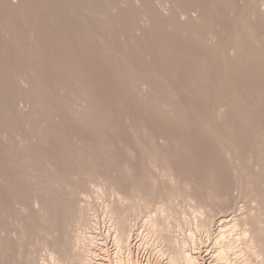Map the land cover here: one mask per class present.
I'll use <instances>...</instances> for the list:
<instances>
[{
  "label": "rangeland",
  "instance_id": "1",
  "mask_svg": "<svg viewBox=\"0 0 264 264\" xmlns=\"http://www.w3.org/2000/svg\"><path fill=\"white\" fill-rule=\"evenodd\" d=\"M7 1V2H6ZM11 1V2H10ZM15 3H14V2ZM18 1V2H17ZM21 1V2H20ZM26 1V2H25ZM27 1H29V0H0V38H1V41H0V100L2 101V103H1V101H0V133H2V134H0V137H1V135H2V139L0 138V165H1V167H0V170L2 171H0V223L2 222V224H0V226H1V232H0V234H2V235H0V242L2 241V239H3V241L0 243V259H2V260H0V264H30V263H28V262H31V264H36V263H38V264H55V263H51L52 261H50V255L49 254H51V252L53 253V255H54V258H56V262H58V263H61L63 260V263H68V262H70V258L72 257V256H74V254H77L78 252L77 251H79V253H80V257L83 255L82 253V251H80V250H82L83 249V247L82 246H84L85 248H84V250L86 249V254L84 253V255L86 256V260L87 261H84V264H191V263H189L188 261H184L183 259H180V257L178 256L179 255V253H176V252H178V250H176V249H179V248H181L182 250H185L184 252H185V254H188V255H190V256H192V257H196V259H197V264H224L223 262H220L221 261V259H220V257L218 256V255H220L219 253V251H221V250H219V249H221L222 248V243L223 242H225L224 240H227V237L226 236H228L229 234V232L231 231H234L235 229V231H234V233L232 234L231 232H230V234H232L231 236L233 237V235L238 239V240H236V238H235V250H233V248H234V246L232 245V249H231V251L229 250V255L232 257V263L231 264H243V262L241 261V259H248V256H247V254H246V252L244 251V238L246 237L247 238V236H250L249 235V233L246 231V233L247 234H245L243 231H241L242 229H240V228H242L243 226H245V228H247V226H246V224H244L245 222L244 221H246L245 220V218L243 219V221H242V224H243V226L241 227V226H238L237 228H231L230 229V231H229V229H228V227L230 228V226H231V222L232 221H234V222H236V220L238 221V219H242V214H245V215H247L249 212V209H251V213H249L250 215H252L253 213L255 214H258V212H257V210H259L257 207H259L260 206V209H263V211H261V212H259V214L256 216L258 219H259V221H257V218H254L255 219V221H253L252 220V223L253 222H256V223H258L259 224V228L257 227V229H259L260 230V228H261V230H260V232H259V230H258V233L260 234H262V232H263V234H264V230H262V228L264 229V217H262V216H264L263 214H264V207H262L263 205H264V197L263 198H261V197H259V196H264L263 194H264V183H262L261 185L259 184V187H258V185H256L254 182V180H252V179H255L256 180V178H252L253 176L254 177H256L255 175H248L247 176V174H245L249 179H251V181L249 180V179H247V180H249L248 182H250V184L253 182V187H250L249 186V188H247V189H249V190H246V191H250V194L248 195V194H246V193H243V189L245 188L246 189V187H245V184H247L248 182H245V183H243V184H241L240 185V176L239 177H235L236 175L238 176V172L237 173H235V171L234 170H236L237 169V165L235 166V169H233L234 168V164L230 161V163H229V159H228V157H227V155H226V153H225V151L223 150L222 152H220L223 148H221L219 145H215L216 144V142H215V139L217 138V137H215V139L214 140H212V138H214L213 136V134H209V129H210V127H211V125H212V123L215 125V124H218L217 126H215V127H217V129L219 128V129H221L222 130V133L220 134V133H218V135L220 136H224L223 134H224V132H225V134H227L228 136L229 135H231L232 133H233V135H234V132H236L235 130H237V132L238 133H240V134H237V132H236V134H237V136L236 137H234L235 138V140H233L232 141V143H233V147L235 148L236 147V153L238 152H242V153H240V154H243V155H240L239 154V156L240 157H238V158H241V160L240 159H238L239 161H241V163L239 162V161H236V163L235 164H237V162H239L238 163V165H240L239 166V168H241V166H242V172L245 170V164H247V166H249L250 165V160H248V156H246V155H248V153H250L251 152V150L253 149L254 151H253V155H254V158H255V160H257V157L259 156V153L257 154V152H258V148H257V145L260 143V144H264V119H262V118H264V112L262 113V111L264 110V60L260 57L258 60L259 61H257V60H255V57H253V56H251L249 59H243V60H241L242 62H247V66H244L245 65V63L244 64H236V63H240L241 61L240 60H237L236 59V61L234 62L235 64H236V66L235 67H233V68H229L227 71H226V66H227V61L225 60V58H223V57H225V55L227 56H229V54L230 55H232L233 54V52L234 51H232V53H229L228 51H226V50H221L220 49V47H221V44H223V40L224 39H222L223 37L225 38V37H227V36H230V35H232L231 33L233 32V30L234 29H232L231 27L233 26V24H237V22H234L233 20H234V18H235V20H236V17H238V11L240 12V8L243 6V4H242V6H241V4L240 3H242L243 2V0H218V2L216 1V0H196L195 2L194 1H186V0H180V1H178V0H149L150 2H148V0H139V1H136V0H132V1H130L129 2V0H117L118 2L120 1L121 3H120V5H119V3L117 4V1L116 0H113L115 3H112V4H110L111 2H113L112 0H79L78 2H77V0H30L29 2H27ZM34 3H33V2ZM66 1H68V2H66ZM126 1V2H125ZM157 1H159V2H157ZM162 3H161V2ZM168 1V2H167ZM170 1V2H169ZM182 1V2H181ZM187 3H186V2ZM209 1V2H208ZM223 1V2H222ZM3 2V3H2ZM20 2V3H19ZM24 4H23V3ZM30 2H32V3H30ZM39 2V3H38ZM45 2V3H44ZM66 4H65V3ZM81 2V3H80ZM95 2H96V4H95ZM105 2H106V4H105ZM156 2V3H158V4H154V3ZM172 2H174V3H172ZM179 2H181V3H179ZM190 2V3H189ZM204 2V3H203ZM207 2V3H206ZM227 2V3H226ZM230 3V5H232V2H233V6H230L229 5V3ZM12 3V4H11ZM18 3V4H17ZM91 3V4H90ZM104 3V4H103ZM132 3V4H131ZM134 3V4H133ZM142 3V4H141ZM164 3H165V6L166 7H163L164 6ZM172 3V4H171ZM182 3H184V4H182ZM186 3V4H185ZM191 3H195L194 5H192ZM198 3V4H197ZM220 5H219V4ZM222 3V4H221ZM234 3L236 4V6L234 5ZM238 3H239V6H238ZM11 4V5H10ZM15 4V6H17L18 8H15V6H13ZM20 4H21V6H20ZM60 4V5H59ZM62 4V5H61ZM63 4H65V6L63 5ZM75 4H76V6H75ZM87 4V5H86ZM95 4V5H94ZM116 4V5H115ZM122 4H124V5H122ZM138 4V6H136ZM160 4V5H159ZM169 4V5H168ZM170 4H171V6H170ZM174 4V5H173ZM175 4H177L178 6H175ZM210 4V5H209ZM224 4V5H223ZM25 5V6H24ZM28 5V6H27ZM40 6V7H37V6ZM60 7H59V6ZM67 5V6H66ZM73 5V6H72ZM90 5V6H89ZM92 5V6H91ZM104 5H106V6H104ZM109 5H111V8H108V7H110ZM119 5V6H118ZM128 5V11H129V13H128V11L127 10H121V9H126V6ZM152 5V6H151ZM173 5V6H172ZM190 6V5H192V6H194L195 8H196V10H197V13H196V10H193L194 9V7H191L190 9L188 8V6ZM228 5V6H227ZM31 6V7H30ZM61 6H62V8H61ZM71 6V7H70ZM75 6V7H74ZM94 6V7H93ZM98 6V7H97ZM116 6V7H115ZM122 6V7H121ZM124 6V7H123ZM130 6V7H129ZM141 6H143V7H141ZM147 6H149V7H147ZM153 6H155V9L153 8ZM208 6V7H207ZM230 6V9L232 8H234L233 10V12H232V9L230 10L228 7ZM29 7V8H28ZM35 7H36V9H35ZM64 7V8H63ZM66 7V8H65ZM74 7V8H73ZM86 8V10H85V8ZM89 7V8H88ZM113 7L115 8V9H113ZM142 8L143 10H144V12H143V10L142 9H140V11H139V8ZM157 7V8H156ZM169 7V8H168ZM173 7V8H172ZM235 7H236V9H235ZM237 7L239 8L238 9V11H237ZM42 10H41V9ZM104 8V9H103ZM117 8V9H116ZM118 8H120V10L118 9ZM130 8V9H129ZM132 8H133V10H132ZM136 8V9H135ZM167 8V9H166ZM213 9V10H211V9ZM219 8V9H218ZM6 9V10H5ZM41 11H40V10ZM49 9H50V11H49ZM68 9H70L69 11H68ZM81 9V10H80ZM84 9V10H83ZM90 9V10H89ZM138 9V10H137ZM159 11H158V10ZM163 9V10H162ZM189 11H191V13L190 14H193V13H195L194 15H192V16H188V15H190L189 14V12H188V10ZM71 10H73V12H71ZM78 10V11H77ZM114 10L115 11H117V12H114ZM132 10V11H131ZM136 10V11H135ZM141 10H142V12H141ZM148 10V11H147ZM168 10V11H167ZM225 10V11H224ZM230 10V11H229ZM259 10V11H258ZM7 11V12H6ZM46 11V12H45ZM87 11V12H86ZM113 11V12H112ZM125 11V12H124ZM126 11H127V13H126ZM138 11V12H137ZM154 11V12H153ZM175 11H179V12H181L180 14L177 12V14H176V12ZM184 11H185V13H184ZM194 11V12H193ZM231 12V13H228V12ZM237 11V12H236ZM263 12V14H264V11H263V9H257L256 10V12H253L255 15H254V18L255 17H257V15H259V18H264V16H262L263 14H262V12ZM18 12H19V14H18ZM21 12V13H20ZM74 12H76L75 13V15H74ZM81 12V13H80ZM101 12V13H100ZM109 12H110V14H109ZM111 12H112V14H111ZM132 12H134V15H133V13ZM148 12H149V14H148ZM193 12V13H192ZM203 12V13H202ZM221 12V13H220ZM261 13V15H260V13ZM2 13H4V14H2ZM23 13V15H21ZM79 14V16H78V14ZM87 13V14H86ZM89 13V14H88ZM92 13V14H91ZM98 13V14H97ZM121 13V14H120ZM145 13V14H144ZM159 13V14H158ZM165 13V14H164ZM167 13V14H166ZM208 13V14H207ZM234 13H237V14H234ZM12 14V15H11ZM14 14V15H13ZM16 14V15H15ZM18 14V15H17ZM76 14H77V16H76ZM86 14V15H85ZM95 14H97V16L95 15ZM100 14V16H98ZM103 14V15H102ZM118 14H119V16H118ZM144 14V15H143ZM188 14V15H187ZM210 14V15H209ZM215 14V15H214ZM232 14V15H231ZM233 14L234 15H236V16H233ZM21 15V16H20ZM28 15V17H26ZM81 15V16H80ZM96 17H95V16ZM116 15V16H115ZM122 15V16H121ZM124 15V16H123ZM131 15H132V17H131ZM148 15V16H147ZM149 15H150V17H149ZM156 17H155V16ZM177 15V16H176ZM182 15V16H181ZM187 17H186V16ZM218 15V16H217ZM229 17V19H228V17ZM252 15V14H251ZM8 16V17H7ZM49 16L51 17V18H53V19H51V18H49ZM83 16V17H82ZM101 16H103L102 18H101ZM113 16V17H112ZM114 16H115V18H114ZM136 16H138V17H136ZM140 16V17H139ZM147 17V18H145V17ZM160 17V18H158V17ZM163 18H162V17ZM166 16H167V19H166ZM169 16V17H168ZM180 16V17H179ZM194 16H197L196 18H194ZM199 16V17H198ZM208 16V17H207ZM224 16V17H223ZM262 16V17H261ZM20 17V18H19ZM22 17H24V18H26V19H24V18H22ZM44 17V18H43ZM87 17H88V19H87ZM91 19H90V18ZM105 17V18H104ZM107 17V18H106ZM112 19H111V18ZM124 17V18H123ZM144 18V19H142V18ZM148 17H149V19H148ZM183 17H185V18H183ZM205 19H204V18ZM252 17H253V15L251 16V22L254 20V19H252ZM13 18V19H12ZM28 18H30V19H28ZM43 18V19H42ZM46 18V19H45ZM78 18V19H77ZM94 18H95V20H94ZM100 18H101V21H100ZM103 18H104V20H103ZM117 18V19H116ZM121 18H123V19H121ZM134 18V19H133ZM153 18V19H152ZM169 18V19H168ZM174 18V19H173ZM182 18V19H181ZM194 18V19H193ZM199 18V19H198ZM225 18V19H224ZM233 18V20H230V19H232ZM24 19V20H23ZM48 19V20H47ZM50 19H51V21H50ZM74 21H73V20ZM82 19V20H81ZM85 19V20H84ZM113 19H114V21H113ZM117 21H116V20ZM131 19V20H130ZM133 19V20H132ZM138 19V20H137ZM145 19H147V20H145ZM171 19H173V20H171ZM196 19H198V20H196ZM203 19V20H202ZM207 19H209V20H207ZM223 19V20H222ZM228 19V20H227ZM255 19H258V17L257 18H255ZM31 20H33V22L31 21ZM41 20H43V21H41ZM54 20H55V22H54ZM64 20V21H63ZM69 20V21H68ZM82 22H81V21ZM84 20V21H83ZM100 22H99V21ZM103 20V21H102ZM109 20V21H108ZM125 20V21H124ZM141 20H143V21H141ZM149 20H152L151 22L149 21ZM167 20V21H166ZM181 20V21H180ZM186 20V21H185ZM189 20H190V22H189ZM206 20V21H205ZM217 20H220V21H217ZM222 20V21H221ZM3 21V22H2ZM7 21V22H6ZM14 21V22H13ZM19 21V22H18ZM38 21L40 22V23H38ZM45 21H48V22H45ZM79 21V22H78ZM90 21V22H89ZM94 21V22H93ZM107 21V22H106ZM113 21V22H112ZM148 21V22H147ZM158 21H160L158 24H157V22ZM185 21V22H184ZM196 22V23H192V22ZM201 21V22H200ZM211 21V22H210ZM229 21H231V23L229 22ZM255 22L253 23L256 27H260L261 25L260 24H262L260 21H258V23L260 22V24H256L257 22V20H254ZM27 22V23H26ZM37 22V23H36ZM54 22V23H53ZM62 22V23H61ZM65 22V23H64ZM87 22V23H86ZM92 22V23H91ZM96 22H98V23H96ZM101 22H103V23H101ZM106 22V23H105ZM112 23L111 25H110V23ZM135 22V23H134ZM145 22V23H144ZM154 22V23H153ZM164 24H163V23ZM165 22L166 23H169V24H165ZM172 22V23H171ZM176 22V23H175ZM184 22V23H183ZM187 22V23H186ZM199 22V23H198ZM202 22H203V25H202ZM206 22V23H205ZM213 22V23H212ZM18 23H19V25H18ZM36 23V24H35ZM51 23V24H50ZM83 24V25H81V24ZM86 23V24H85ZM93 23H94V25H93ZM96 23V24H95ZM134 23V24H133ZM137 23H138V25H139V27H141V28H136V26H138L137 25ZM143 23V24H142ZM149 23V24H148ZM175 25H174V24ZM179 23V24H178ZM198 23V24H197ZM209 23V24H208ZM9 24V25H8ZM23 24H24V26H23ZM57 26H56V25ZM79 24V25H78ZM97 24H99V25H97ZM102 24V25H101ZM107 24H108V28H107ZM183 24H185L184 26H183ZM196 24V25H195ZM199 24H201L200 26H199ZM216 26H215V25ZM231 24H232V26H231ZM4 25V26H3ZM13 25V26H12ZM16 25V26H15ZM31 25V26H30ZM34 25V26H33ZM40 25V26H39ZM63 25V26H62ZM92 25H93V27H92ZM96 25V26H95ZM106 25V26H105ZM114 25V26H113ZM135 25V26H134ZM150 25V26H149ZM154 25V26H153ZM159 26V28H158V26ZM162 25V26H161ZM172 25V26H171ZM178 25V26H177ZM189 25H191V26H189ZM208 25V26H207ZM214 25V26H213ZM222 25V26H221ZM19 26H21V27H19ZM27 26V27H26ZM29 26V27H28ZM44 26H45V31H44ZM49 26H50V28H49ZM54 26V27H53ZM57 28H56V27ZM58 26H60L59 28H58ZM71 26V27H70ZM78 26V27H77ZM134 28H133V27ZM164 26H166V27H164ZM176 26V27H175ZM185 26H186V28H185ZM187 26H189V27H187ZM194 26H196V27H194ZM210 26V29L208 28ZM9 27L11 28V29H9ZM33 27V28H32ZM42 27V28H41ZM48 27V28H47ZM169 29H168V28ZM183 27V28H182ZM190 27H192L191 29H193V31L192 32H190L189 31V28ZM195 28V30H194V28ZM197 27L198 28H205V29H197ZM213 27V28H212ZM221 27V28H220ZM26 28V29H25ZM53 28H55V29H53ZM92 28V29H91ZM97 28V29H96ZM100 30H99V29ZM102 28V29H101ZM118 28V29H117ZM133 28V29H132ZM144 28V29H143ZM166 28V29H165ZM177 28H179V30H177ZM231 28V32L228 30V29H230ZM235 28V27H234ZM262 30H260L259 28V30L256 28V32L253 34L254 36H255V34L261 39V38H264V37H262V36H264V33L262 32V31H264V28L263 27H260ZM40 29V30H39ZM43 29V30H42ZM53 30V31H51V30ZM56 29L57 30H59V32L58 31H56ZM72 31H71V30ZM79 29H81V30H79ZM87 29V30H86ZM91 31H90V30ZM142 29V30H141ZM175 29V30H174ZM181 29H182V31H181ZM185 29H186V31H185ZM207 29V30H206ZM216 29V30H215ZM218 29V30H217ZM226 29V30H225ZM1 30H2V32H1ZM14 30V31H13ZM21 30V31H20ZM47 30V31H46ZM49 30V31H48ZM62 32H64V33H62ZM70 30V31H69ZM78 31V32H74V31ZM90 32H89V31ZM102 30V31H101ZM144 30H145V32H144ZM170 30H171V32H170ZM174 31V33H173V31ZM188 30V31H187ZM200 30H202V31H204L205 33H208V32H211V30L213 31L212 32V35H211V33H210V35H208L207 36V39L205 38V40H202V39H200V32H202V31H200ZM209 30V31H208ZM221 30H222V33H221ZM225 30V31H224ZM227 30L229 31V32H227ZM31 33H30V32ZM40 31V32H39ZM82 31H84V32H82ZM87 31V32H86ZM99 31H100V33H102V35L99 33ZM115 31V32H114ZM136 31H137V33H136ZM177 31V32H176ZM185 31V32H184ZM198 31V32H197ZM224 31V32H223ZM258 31H261L260 33L258 32ZM28 34H27V33ZM36 32H38V33H36ZM48 32V33H47ZM51 32H53V33H51ZM55 32V33H54ZM67 32H69V33H67ZM81 34H80V33ZM97 32V33H96ZM105 32V33H104ZM110 33L111 35H108V33ZM126 33V35L124 34V33ZM142 32L144 33V34H142ZM176 32V33H175ZM179 32L180 33H182V35L181 34H179ZM187 32V33H186ZM190 34H189V33ZM195 32H197V33H199V34H197V33H195ZM227 32V33H226ZM18 33H20V34H18ZM23 33H25V34H23ZM84 33H85V35H84ZM107 33V35H105ZM169 33H171V35L169 34ZM193 33V34H192ZM215 33H217L218 35H216L215 37L216 38H214V35H215ZM224 33V34H223ZM261 33H262V36H261ZM36 34V35H35ZM44 35V36H42V35ZM80 34V35H79ZM83 34V35H82ZM98 34H100V36H102V37H100ZM113 34V35H112ZM124 34V35H123ZM142 34V35H141ZM167 34V35H166ZM179 34V35H178ZM184 34H186V35H184ZM225 35V36H221V35ZM228 34V35H227ZM23 36V38H22V36ZM25 35V36H24ZM29 35V36H28ZM35 35V36H34ZM39 35V36H38ZM56 35V36H55ZM78 36V39H76L75 37H77ZM90 35V36H89ZM92 35V36H91ZM115 35H116V38H115ZM128 35V36H127ZM130 35V36H129ZM148 35V36H147ZM189 35V36H188ZM193 35V36H192ZM199 36V39H196V38H198V36ZM47 36V37H46ZM55 36V37H54ZM58 36V37H57ZM64 36V37H63ZM80 36V37H79ZM104 36V37H103ZM111 36H112V38H111ZM114 36V37H113ZM134 36V37H133ZM142 36V37H141ZM145 36V37H144ZM165 36V37H164ZM211 38H210V37ZM218 36H221V39H220V37H218ZM10 37H12V39L10 38ZM35 37H36V39H35ZM54 37V38H53ZM65 37H67V38H65ZM81 37H83V39L81 38ZM86 37V38H85ZM129 39H128V38ZM144 37V38H143ZM150 37V38H149ZM159 37V38H158ZM167 37H168V39H167ZM218 37V38H217ZM250 37V36H249ZM9 38V39H8ZM18 38V39H17ZM21 38V39H20ZM59 38V39H58ZM70 38V39H69ZM108 38V39H107ZM121 40H120V39ZM138 38V39H137ZM139 38H141V39H139ZM149 38V39H148ZM153 38V39H152ZM178 40H177V39ZM214 38V39H213ZM6 39L8 40L7 42H5L6 41ZM23 39V40H22ZM49 39V40H48ZM58 39V40H57ZM61 39H63L62 40V42H61ZM81 39H82V41H81ZM115 39V40H114ZM119 39V40H118ZM125 39V40H124ZM133 41H132V40ZM145 41L146 40V42H144L143 40ZM148 39V40H147ZM157 41H156V40ZM174 39V40H173ZM210 39V41H208ZM10 40V41H9ZM15 40V41H14ZM21 40V41H20ZM43 40V41H42ZM54 40V41H53ZM70 40V41H69ZM87 40V41H86ZM98 40L100 41L99 43H98ZM104 40V41H103ZM108 40V41H107ZM110 40V41H109ZM128 40V41H127ZM169 40V41H168ZM177 42H176V41ZM213 40H214V42H215V45H216V47H215V50H210L209 49V44H211V43H213L214 44V42H213ZM32 41H33V44H31L32 43ZM49 41V42H48ZM57 41V42H56ZM76 41H77V43H76ZM79 41V42H78ZM106 41V42H105ZM119 41H121V42H119ZM124 41V42H123ZM136 41H137V43H136ZM143 41V42H142ZM149 41V42H148ZM154 41V42H153ZM160 41H161V43H160ZM183 43H182V42ZM192 41V42H191ZM194 41V42H193ZM205 43H204V42ZM208 42V44H206L207 42ZM221 41H222V43H221ZM30 42V43H29ZM47 42V43H46ZM70 42V43H69ZM82 42V43H81ZM89 42V43H88ZM104 42V43H103ZM107 42H109V43H107ZM130 42V43H129ZM142 42V43H141ZM148 42V43H147ZM152 42V43H151ZM155 42H157V43H155ZM15 43H17V44H15ZM19 43H22V44H19ZM24 43H26V46H25V44ZM40 43V44H39ZM63 43V44H62ZM66 43V44H65ZM79 43V44H78ZM99 44V45H97V44ZM112 43V44H111ZM116 43V44H115ZM122 43V45H120ZM127 45H126V44ZM164 43H165V45H164ZM178 43H181V44H178ZM201 43V44H200ZM15 44V45H14ZM42 44V45H41ZM51 44V45H50ZM61 44H62V46H61ZM82 44V45H81ZM88 46H87V45ZM104 44V45H103ZM118 44V45H117ZM123 44H124V46H123ZM143 44V45H142ZM155 44V45H154ZM161 44H163L162 46H161ZM185 44H186V46H185ZM194 44V45H193ZM203 44H205V45H203ZM13 45V46H12ZM35 47H33V46ZM36 45V46H35ZM38 45V46H37ZM43 45H44V47H43ZM48 45V46H47ZM59 45H60V48H59ZM111 45H116V46H111ZM120 45V46H119ZM139 45V46H138ZM159 45V46H158ZM173 45V46H172ZM179 45V46H178ZM184 45V46H183ZM21 46V47H20ZM24 46V47H23ZM46 46V47H45ZM80 46H82V47H80ZM86 46V47H85ZM108 46V47H107ZM122 46V49L120 48ZM146 46V47H145ZM151 46V47H150ZM183 46V47H182ZM194 46H195V48H194ZM197 46V47H196ZM204 46V47H203ZM208 48H206V47ZM209 46V47H208ZM38 47V48H37ZM42 47V48H41ZM49 47V48H48ZM58 47V48H57ZM103 47V48H102ZM104 47H105V50H107V51H109V52H107V51H104ZM116 47V48H115ZM124 47V48H123ZM131 47V48H130ZM150 47V48H149ZM160 47L162 48V50L160 49ZM180 47V49H178ZM188 47V48H187ZM190 47V48H189ZM217 47H219V48H217ZM16 48V49H15ZM18 48V49H17ZM29 48V49H28ZM37 48V49H36ZM41 48V49H40ZM80 48L82 49V52H81V50H80ZM88 48H90V49H88ZM130 48V49H129ZM148 48V49H147ZM169 48H171V49H169ZM205 48V49H204ZM21 49V50H20ZM24 49V50H23ZM28 49V50H27ZM31 49V50H30ZM38 49H40V50H38ZM54 49V50H53ZM59 49V50H58ZM88 49V50H87ZM124 49V50H123ZM125 49H128L127 51L125 50ZM158 49H160V50H158ZM164 49V50H163ZM204 49V50H203ZM7 50V51H6ZM17 50H19V52L17 51ZM24 51V53H23V51ZM92 50V51H91ZM112 50V51H111ZM115 50V51H114ZM123 50V51H122ZM158 50V51H157ZM168 50V51H167ZM172 50H174V51H172ZM188 50V51H187ZM195 50V51H194ZM198 50H199V52H198ZM221 52V53H225V54H220L219 55V51ZM263 51H264V49H262ZM6 51V52H5ZM11 51V52H10ZM22 51V52H21ZM32 51H34V52H32ZM40 51V52H39ZM85 51V52H84ZM103 51V52H102ZM119 51V52H118ZM126 53H125V52ZM167 51V52H166ZM170 51V52H169ZM178 51V52H177ZM181 51V52H180ZM183 51H184V53H183ZM194 51V52H193ZM209 51V52H208ZM216 51V52H215ZM4 52V53H3ZM28 54V56L29 57H31V58H29V57H27L26 55V53ZM62 54H61V53ZM90 52V53H89ZM115 52V55L113 54ZM172 52H174V53H172ZM179 52H180V54H179ZM191 52V53H190ZM202 52V53H201ZM17 53V54H16ZM31 53V54H30ZM35 53V54H34ZM38 55H37V54ZM82 53H83V55H82ZM95 53V54H94ZM96 53H97V55H96ZM103 53H104V56H103ZM105 53H107V54H105ZM119 53V54H118ZM193 53V54H192ZM197 53V54H196ZM199 53V54H198ZM205 53V54H204ZM215 53V54H214ZM235 53V52H234ZM44 54V55H43ZM48 54V55H47ZM66 54V55H65ZM76 54V55H75ZM100 54H101V56H100ZM112 54V55H111ZM122 54V55H121ZM124 54V55H123ZM128 54V55H127ZM133 54H135V56H133ZM136 54L138 55V56H136ZM165 54H166V56H165ZM169 54V55H168ZM183 54V55H182ZM187 54H188V56H190V57H187ZM201 54V55H200ZM207 54V55H206ZM217 54V55H216ZM70 55V56H69ZM75 55V56H74ZM96 55V56H95ZM105 55H106V58H105ZM111 55V56H110ZM127 55V56H126ZM142 55H143V57H142ZM149 55V56H148ZM178 55V56H177ZM180 55H181V57H182V59H181V57H180ZM185 55V56H184ZM214 55V56H213ZM262 55H264V52L262 53ZM14 56V57H13ZM35 58H34V57ZM45 56V57H44ZM51 56H53V57H51ZM65 58H64V57ZM79 56H81V57H79ZM83 56V57H82ZM88 56V57H87ZM89 56H90V58H89ZM95 56V57H94ZM109 56V57H108ZM116 56H120L119 58L118 57H116ZM127 58H126V57ZM147 56V57H146ZM172 56V57H171ZM199 56V57H198ZM204 56V57H203ZM222 56V57H221ZM39 57V58H38ZM44 57V58H43ZM68 57H69V59H68ZM71 57V58H70ZM74 57V58H73ZM97 57V58H96ZM112 57V58H111ZM114 57V58H113ZM131 57V58H130ZM134 57V58H133ZM137 57V58H136ZM169 57L171 58L170 60H169ZM174 57V58H173ZM176 57V58H175ZM192 57V58H191ZM203 57V58H202ZM230 57H232V56H230ZM11 58V59H10ZM13 58H14V60H13ZM27 58V59H26ZM83 58V59H82ZM87 58V59H86ZM148 58V59H147ZM151 60H150V59ZM153 58V59H152ZM163 58V59H162ZM178 58V59H177ZM196 58V59H195ZM205 58H207V60L205 59ZM212 58H214V59H212ZM41 59V60H40ZM49 59V60H48ZM51 59H54V60H51ZM82 59V60H81ZM105 59V60H104ZM113 60V62H112V60ZM114 59H115V62H114ZM116 59H117V63H116ZM121 59V60H120ZM122 59H123V62H122ZM142 59V60H141ZM144 59V60H143ZM157 59V60H156ZM165 59V60H164ZM187 59V60H186ZM194 59V60H193ZM212 59V60H211ZM260 59L262 60V61H260ZM29 60V61H28ZM68 60V61H67ZM70 60V61H69ZM86 60V61H85ZM95 62H94V61ZM110 62H109V61ZM126 60V61H125ZM130 62H129V61ZM145 60H147V61H145ZM148 60H150V61H148ZM189 60V61H188ZM197 60V61H196ZM210 60V61H209ZM219 60H221L222 62H223V65H222V62L221 61H219ZM2 61V62H1ZM4 61V62H3ZM32 61V62H31ZM68 62V63H65V62ZM92 61V62H91ZM97 61H98V63H97ZM101 61V62H100ZM142 61V62H141ZM164 61V62H163ZM168 61V62H167ZM170 61V62H169ZM175 61H176V63H175ZM188 61V62H187ZM195 61V62H194ZM202 61V62H201ZM204 61H206V62H204ZM215 61H217V62H215ZM238 61V62H237ZM15 62V63H14ZM17 62V63H16ZM19 62V63H18ZM24 62H25V64H24ZM31 62V63H30ZM49 62H51V63H49ZM54 62H56V63H54ZM65 64H64V63ZM72 62V63H71ZM84 62H86V63H84ZM122 62V63H121ZM132 64L131 66H130V64ZM139 62V63H138ZM143 62H146V63H143ZM150 62H152L151 64H150ZM177 62H178V64L182 67H180L178 64H177ZM183 62V63H182ZM187 62V63H186ZM195 63V65H194V63ZM204 62V63H203ZM215 62V63H214ZM219 62V64L220 65H216V63H218ZM7 63V64H6ZM11 63V64H10ZM49 63V64H48ZM60 63V64H59ZM71 63V64H70ZM91 63V64H90ZM93 63H94V65H93ZM107 63L108 64H110V65H107ZM148 63V64H147ZM160 63H161V65H160ZM175 63V64H174ZM210 63V64H209ZM215 65H214V64ZM31 66H30V65ZM37 64H38V66H37ZM46 64V65H45ZM57 64H58V66H57ZM77 66H76V65ZM79 64V65H78ZM88 64V65H87ZM113 64V65H112ZM115 64V65H114ZM117 64H120V65H117ZM123 64V65H122ZM125 64V65H124ZM126 64H128L127 65V68L125 67L126 66ZM147 64V65H146ZM163 64V65H162ZM171 64V65H170ZM182 64V65H181ZM198 64V65H197ZM209 64V65H208ZM234 64V65H235ZM11 65V66H10ZM25 65V66H24ZM49 65V66H48ZM51 65H53V67H51ZM59 65H61V66H59ZM66 65L68 66V67H66ZM81 65V66H80ZM91 65V66H90ZM117 65V66H116ZM150 65H152V66H150ZM165 65V66H164ZM184 65V66H183ZM187 65V66H186ZM194 67H193V66ZM200 65V66H199ZM204 65V66H203ZM211 65V66H210ZM214 65V66H213ZM3 66V67H2ZM34 66H35V69H36V71H37V73H36V71H35V69H34ZM48 66V67H47ZM86 66V67H85ZM88 66H89V68H88ZM114 66V67H113ZM143 66H145V68L143 67ZM158 66H160V69H158L157 70V68H158ZM162 66V67H161ZM170 66V67H169ZM172 66H174V68L172 67ZM175 66H177V68L175 67ZM178 66H179V68H178ZM186 66V67H185ZM203 66V67H202ZM15 67V68H14ZM17 67V68H16ZM62 67H64V68H62ZM73 67V68H72ZM78 67V68H77ZM95 69H94V68ZM122 67V68H121ZM127 69H125V68ZM132 67H134L133 69H132ZM136 67H137V69H136ZM184 67V68H183ZM206 68V69H203V68ZM218 69H217V68ZM224 69H223V68ZM241 67H244V68H242L241 69ZM252 67H253V69H252ZM255 67V68H254ZM2 68V69H1ZM4 68V69H3ZM9 68V69H8ZM32 68V69H31ZM40 68V69H39ZM44 68H46V69H44ZM73 69V71L71 70V69ZM82 68V69H81ZM85 68V69H84ZM107 68V69H106ZM117 68V69H116ZM121 68V69H120ZM144 68V69H143ZM148 68V69H147ZM152 68H155V69H152ZM166 69V72H165V69ZM186 68V69H185ZM213 68H215V70L213 69ZM221 68V69H220ZM240 70H239V69ZM7 69V70H6ZM25 69H26V71H25ZM38 69V70H37ZM51 69H53V70H51ZM68 69H69V71H68ZM77 69V70H76ZM92 69V70H91ZM103 69V70H102ZM106 69V70H105ZM112 69V70H111ZM132 69V70H131ZM141 69V70H140ZM199 69V70H198ZM216 69H217V71H216ZM238 69V70H237ZM5 70H6V72H5ZM9 70H11V71H9ZM32 70V71H31ZM41 70V71H40ZM45 70V71H44ZM63 70V72H61ZM76 70V71H75ZM78 70H82V71H78ZM91 70V71H90ZM109 70H111V73H109ZM117 71V72H113V71ZM124 70V71H123ZM135 70V71H134ZM138 70V71H137ZM163 70V71H162ZM175 70H176V72H175ZM225 70V71H224ZM243 70V71H242ZM2 71V72H1ZM22 73H21V72ZM65 71V72H64ZM101 71V72H100ZM104 71V72H103ZM120 71V72H119ZM127 71H129V72H127ZM147 71H149V72H147ZM151 71V72H150ZM169 71V72H168ZM179 71V72H178ZM181 71V72H180ZM184 73H183V72ZM213 71V72H212ZM220 71H224V72H220ZM233 71V72H232ZM236 71H237V73H236ZM242 71V72H241ZM19 72V73H18ZM31 72V73H30ZM41 72V73H40ZM48 72V73H47ZM58 72V73H57ZM68 72V73H67ZM79 74H78V73ZM92 72V73H91ZM123 72V73H122ZM127 72V73H126ZM130 72L132 73V74H130ZM134 72H136V73H134ZM142 72V73H141ZM147 72V73H146ZM154 72V73H153ZM175 72V73H174ZM204 72V73H203ZM209 72V73H208ZM219 72V73H218ZM227 72V73H226ZM232 73V74H230V73ZM258 72V73H257ZM15 73H16V76H15ZM39 73V74H38ZM57 73V74H56ZM59 73H62V75L61 74H59ZM70 73V74H69ZM81 73V74H80ZM114 73V74H113ZM123 75H122V74ZM124 73H125V75H124ZM152 74V76H151V74ZM167 73V74H166ZM172 73H173V75H172ZM180 73H182V74H180ZM228 74V76H229V80L227 81V82H223V81H221L220 82V77H222V75H224V74ZM257 73V74H256ZM8 74V75H7ZM17 74H20V76L19 75H17ZM23 74H25V75H23ZM28 74V75H27ZM65 74H69V76L68 75H65ZM78 74V75H77ZM93 74V75H92ZM120 74V75H119ZM128 74H130V75H128ZM141 74V75H140ZM142 74H143V76H142ZM171 76H170V75ZM180 74V75H179ZM190 74V75H189ZM230 74V75H229ZM234 74V75H233ZM244 74V75H243ZM253 74V75H252ZM22 75V76H21ZM30 75H31V77H30ZM38 75H39V77H41V78H39L38 77ZM48 75H49V77H48ZM59 75V76H58ZM81 75V76H80ZM83 75H85L84 77H83ZM116 77H115V76ZM120 77H119V76ZM132 75V76H131ZM134 75V76H133ZM136 75V76H135ZM146 75V76H145ZM149 75V76H148ZM174 75L175 76H177V77H174ZM187 77H186V76ZM216 75H217V77H216ZM218 75H220V76H218ZM241 75V76H240ZM246 75V76H245ZM12 76H13V78H12ZM17 76L18 77H20V79L19 80H21V81H23L24 83H25V81L23 80L24 79V76H25V80L26 81H34L33 83L35 84V82H38L39 83V87H38V89L37 88H34V87H29L27 84H25V85H23L24 83L23 82H18L19 80H18V78H17ZM58 76V77H57ZM63 76H65V77H63ZM76 76H77V78H76ZM93 78H92V77ZM118 76V77H117ZM123 76H124V78H123ZM138 76V77H137ZM165 76V77H164ZM166 76H168V77H166ZM179 76L181 77V78H179ZM213 76H215V78L213 79ZM245 76V77H244ZM263 76V77H262ZM2 77V78H1ZM37 77V78H36ZM57 77V78H56ZM62 77V78H61ZM69 77V78H68ZM75 77V78H74ZM89 77H90V79H89ZM95 77V78H94ZM97 77V78H96ZM107 79H106V78ZM127 77V78H126ZM134 77V79H132ZM137 77V78H136ZM146 77H147V79H146ZM150 77H151V79H150ZM184 77V79H182ZM186 77V78H185ZM219 77V78H218ZM241 77V78H240ZM247 77V78H246ZM258 77H259V79H258ZM11 78V79H10ZM33 78V79H32ZM35 78V79H34ZM47 78H49L48 80H47ZM60 78V79H59ZM66 78V79H65ZM68 78V79H67ZM71 78H72V81H70L71 80ZM87 78V79H86ZM99 78V79H98ZM110 78V79H109ZM141 78H144V79H141ZM158 78H160V80L158 79ZM161 78H162V80H161ZM169 78H171V79H169ZM176 78V79H175ZM236 78V79H235ZM238 78V79H237ZM244 78H245V80H244ZM250 78V79H249ZM256 80H255V79ZM14 80V83H16L17 85H15L14 83H12V81ZM38 79V80H37ZM86 79V80H85ZM90 81H89V80ZM106 79V80H105ZM141 79V80H140ZM174 79V80H173ZM182 79V80H181ZM190 79H191V81H190ZM196 79V80H195ZM232 79H233V83H232ZM247 79V80H246ZM252 79V80H251ZM11 80V81H10ZM40 80V81H39ZM45 80H46V82H45ZM55 80V81H54ZM65 80V82H63ZM79 80H81V81H79ZM86 81V82H84L83 83V81ZM108 80V81H107ZM121 80V81H120ZM123 80H125L124 82H123ZM127 80H129V81H127ZM131 80V81H130ZM139 80L141 81V82H139ZM154 80V81H153ZM155 80H156V82L158 83H153V82H155ZM175 80H176V82H175ZM185 80V81H184ZM199 82H198V81ZM219 82H218V81ZM231 80V81H230ZM235 80H237V82L235 81ZM242 80V81H241ZM42 81V82H41ZM44 81V82H43ZM49 81V82H48ZM61 81L63 82L62 84H60L61 83ZM74 81V82H73ZM98 81V82H97ZM114 81V82H113ZM127 81V82H126ZM136 81V82H135ZM142 81H143V83H142ZM163 81V82H162ZM172 81V82H171ZM196 81V82H195ZM234 81H235V83H234ZM251 81H253V82H251ZM6 82V83H5ZM53 82H54V84H53ZM60 82V83H59ZM69 82H70V84H69ZM73 84H72V83ZM78 82V83H77ZM80 82V83H79ZM100 82H102V83H100ZM113 82V83H112ZM120 82V83H119ZM131 82V83H130ZM139 82V83H138ZM159 82H161V83H164V84H161V83H159ZM229 82H231V83H229ZM261 82V83H260ZM10 83V84H9ZM22 85H21V84ZM43 83V84H42ZM57 83H59L60 85H64V86H59V84L57 85ZM87 83V84H86ZM96 83V84H95ZM112 83V84H111ZM116 83V84H115ZM122 83H124V84H122ZM142 83V84H141ZM144 83H145V86H144ZM147 83V84H146ZM150 83V85H148ZM151 83L152 84H154V85H151ZM166 83V84H165ZM173 84V86H172V84ZM178 83V84H177ZM180 83V84H179ZM188 83V84H187ZM190 83V84H189ZM197 83H198V85L199 86H195V85H197ZM227 83V84H226ZM243 83V84H242ZM258 83H259V85H258ZM9 84V85H8ZM37 84V83H36ZM47 86H46V85ZM66 84H68L67 86H66ZM80 84V85H79ZM84 84V85H83ZM89 84V85H88ZM98 84V85H97ZM100 84H102V85H100ZM120 84V85H119ZM157 84V85H156ZM169 84V85H168ZM185 84V85H184ZM203 84H205V85H203ZM226 84V85H225ZM235 84V85H234ZM253 84V85H252ZM7 85V87H5V86ZM13 85V86H12ZM27 85V86H26ZM49 85V86H48ZM51 85H54V87L53 86H51ZM74 85V86H73ZM77 85V87H75ZM93 85V86H92ZM114 85V86H113ZM136 85H137V87H139V88H136ZM148 86V88H147V86ZM162 85H165V89H164V86H162ZM168 87H167V86ZM176 85V86H175ZM177 85H179V86H177ZM190 85V86H189ZM192 85V86H191ZM203 85V86H202ZM209 85H211V86H209ZM231 86V87H229V86ZM244 85V86H243ZM249 85V86H248ZM259 86V88H258V86ZM24 86L26 87V88H24ZM38 86V85H37ZM45 86V87H44ZM57 86H58V88H57ZM88 86H89V90H87V88H88ZM99 86V87H98ZM117 86V87H116ZM120 86V87H119ZM128 86V87H127ZM131 86V87H130ZM151 86H153V87H151ZM157 86V87H156ZM161 86L163 87L162 89H161ZM172 88H171V87ZM177 88L176 90H175V87ZM181 86V87H180ZM194 86V87H193ZM204 86H206V87H204ZM225 86V87H224ZM228 86V87H227ZM4 87V88H3ZM61 87V88H60ZM65 89H67V90H65ZM67 87H69V88H67ZM93 87H94V89H93ZM109 87V88H108ZM121 87H122V89H121ZM125 89H124V88ZM133 87V88H132ZM144 87L146 88V90L144 91L143 89H144ZM158 87H159V89H158ZM192 87V88H191ZM196 87V88H195ZM201 89V91H202V93L200 92V89ZM225 89H224V88ZM235 87V88H234ZM239 87V88H238ZM255 87V88H254ZM73 88V89H72ZM80 88V89H79ZM96 88V89H95ZM112 88V89H111ZM116 88V89H115ZM126 88H128V89H126ZM136 88V89H135ZM141 88V89H140ZM151 89V91H150V89ZM156 88L158 89V90H156ZM206 88H208V89H206ZM210 88V89H209ZM24 89H26V90H24ZM28 89V90H27ZM44 89V90H43ZM76 89V90H75ZM82 89V90H81ZM91 89V90H90ZM101 89V90H100ZM107 89V90H106ZM109 89V90H108ZM110 89H111V91H110ZM130 89H131V91H132V93H131V91H130ZM135 89V90H134ZM167 89H169V90H167ZM179 89V90H178ZM189 89V90H188ZM191 89H192V91L193 92H191ZM204 89V90H203ZM230 89V90H229ZM55 90V91H54ZM70 90V91H69ZM85 90L87 91V92H85ZM97 92H96V91ZM99 90V91H98ZM117 90V91H116ZM137 90H139V91H137ZM160 90V91H159ZM165 90V91H164ZM186 90V91H185ZM188 90V91H187ZM241 90V91H240ZM248 90V91H247ZM252 90V91H251ZM259 90V91H258ZM3 93H2V92ZM5 91V92H4ZM11 91V92H10ZM26 91L28 92V93H26ZM43 91V92H42ZM49 93H48V92ZM63 91H64V93H63ZM67 93H66V92ZM78 91V92H77ZM83 91V92H82ZM105 91V92H104ZM107 91V92H106ZM114 91V92H113ZM141 91H143L142 93H141ZM146 91H148V92H146ZM169 91V92H168ZM171 91V92H170ZM177 92V93H173L172 94V92ZM207 91V92H206ZM231 91V92H230ZM237 91V92H236ZM262 91V92H261ZM31 92V93H30ZM32 92H33V94H32ZM45 92H47V93H45ZM51 92V93H50ZM74 92V93H73ZM90 92V93H89ZM93 92V93H92ZM153 92V93H152ZM166 92H167V94H166ZM198 94H197V93ZM246 92H247V94H246ZM249 92H251V93H249ZM254 92V94H255V92H256V94L254 95H251L252 93ZM5 93V94H4ZM10 93L13 95V96H10ZM13 93H15V95L13 94ZM22 93V94H21ZM37 93V95H35V96H38L39 95V98L38 97H34L33 98V96H34V94H36ZM78 95H77V94ZM96 93V94H95ZM104 93V94H103ZM139 93H141V94H139ZM144 93V94H143ZM146 93V94H145ZM148 93H149V96H148ZM157 95H155V94ZM160 93V95H158ZM164 93V94H163ZM171 93V94H170ZM186 93V94H185ZM201 93V94H200ZM206 93V94H205ZM212 93V94H211ZM218 93H221V98H220V100H227V102H225L223 105L224 106H222V107H220L219 109H218V111H217V108H213V106H215V103L214 102H216V100H215V98L217 99V97H216V95L218 94ZM234 93V94H233ZM258 93V94H257ZM8 94V95H7ZM21 94V95H20ZM26 96H25V95ZM32 94V96L29 98V95H31ZM51 94H54V95H51ZM57 94V95H56ZM72 94V95H71ZM80 94H82V95H84L85 96V99L83 100L84 102L86 101L87 102V104H86V102L84 103L83 101H80L77 97H79L80 96ZM88 94V95H87ZM116 94H118V95H116ZM135 94V95H134ZM151 94V95H150ZM153 94L155 95V97H152V98H150L149 99V97L150 96H153ZM185 94V95H184ZM214 94V95H213ZM230 94V95H229ZM231 94H233L232 96H231ZM239 94V95H238ZM242 94V95H241ZM20 95V96H19ZM45 95H47V96H45ZM64 95V96H63ZM77 95V96H76ZM101 95V96H100ZM142 95V96H141ZM162 95V96H161ZM173 95V96H172ZM201 95V96H200ZM208 95V96H207ZM238 95V96H237ZM258 95H260V96H258ZM16 96V97H15ZM22 96V97H21ZM24 96V97H23ZM28 96V97H27ZM45 96V97H44ZM59 96V98L61 99H59V98H57ZM69 96H71V97H69ZM112 98H110V97ZM121 96V97H120ZM128 98V99H126V97ZM160 96V97H159ZM181 96V97H180ZM183 96V97H182ZM193 96H195V97H193ZM215 96V97H214ZM234 96V97H233ZM256 97V99H255V97ZM65 97V98H64ZM74 97V98H73ZM86 97H87V100H86ZM122 97H123V99H122ZM166 97V98H165ZM178 97V98H177ZM197 97V98H196ZM200 97V98H199ZM203 97H204V99H203ZM214 97V98H213ZM245 97V98H244ZM253 97V98H252ZM260 97V98H259ZM3 98V99H2ZM21 98V99H20ZM26 98V99H25ZM28 98H29V100H28ZM35 99L36 98V101L35 100H33V99ZM38 98V99H37ZM49 98V99H48ZM55 98V99H54ZM67 98V99H66ZM73 100H72V99ZM80 98V97H79ZM142 98V99H141ZM160 98V99H159ZM188 98V99H187ZM213 98V99H212ZM236 98H239L238 100L236 99ZM7 99H8V102H7ZM12 101H11V100ZM14 99V100H13ZM17 100V102H19V103H15L16 102V100ZM26 101H25V100ZM47 99V100H46ZM76 99H77V101H76ZM88 99H89V101H88ZM155 99V100H154ZM168 99V100H167ZM210 99H212V100H210ZM236 99V100H235ZM243 99V100H242ZM250 99H252V100H250ZM4 100V101H3ZM10 100V101H9ZM31 100H33L32 102H31ZM49 100V101H48ZM54 100V101H53ZM70 100H72V101H70ZM80 101V103H78L79 101ZM111 100V101H110ZM117 100V101H116ZM120 100H122V101H120ZM128 102H127V101ZM148 100H150V101H148ZM158 100V101H157ZM162 100H163V102H164V105H163V102H162ZM172 100V101H171ZM196 100V101H195ZM210 100V101H209ZM229 100V101H228ZM241 100V101H240ZM254 100V101H253ZM258 100V101H257ZM7 102V103H4V102ZM21 101H23V103L24 104H22V102ZM28 101V102H27ZM37 101H39V102H37ZM42 101V102H41ZM59 101V102H58ZM67 101V102H66ZM69 101V102H68ZM75 101V102H74ZM101 101V102H100ZM109 103H108V102ZM153 101V102H152ZM165 101H166V103H165ZM170 103H169V102ZM236 101H237V103H236ZM256 101V102H255ZM30 102V104H28ZM34 102V103H33ZM44 102V103H43ZM46 102H48L47 104H46ZM73 104H72V103ZM113 102H116L115 104H113ZM125 102V103H124ZM144 102H145V105H144ZM147 102V103H146ZM155 102V103H154ZM159 102L160 103H162V104H160V106L161 107H159ZM198 102V103H197ZM199 102H201V103H199ZM212 102V103H211ZM230 102V103H229ZM244 102V103H243ZM247 104H246V103ZM257 102H258V104H257ZM26 103H27V105H26ZM60 104V105H58V104ZM67 104V106H63V105H66ZM83 103V104H82ZM91 105H90V104ZM93 103V104H92ZM97 103V104H96ZM99 103V104H98ZM103 103V104H102ZM122 103H124V104H122ZM132 103V104H131ZM134 103V104H133ZM149 103H151V104H153V106L151 105V104H149ZM156 103L158 104L157 106H156ZM169 103V104H168ZM190 103V104H189ZM207 103V104H206ZM209 103V104H208ZM228 103V104H227ZM231 103H232V105H231ZM239 103V104H238ZM240 103H242V104H240ZM253 103V104H252ZM256 103V104H255ZM20 104V105H19ZM33 104V105H32ZM40 104V105H39ZM49 104V105H48ZM70 104H71V106H70ZM85 104V105H84ZM127 104H130V105H127ZM189 104V105H188ZM192 104V105H191ZM201 104V105H200ZM206 104V105H205ZM212 104V105H211ZM226 104V105H225ZM235 104V105H234ZM6 105V106H5ZM8 105V106H7ZM18 105V106H17ZM24 105V107H21V106H23ZM38 105V106H37ZM47 105V106H46ZM89 105V106H88ZM106 105H108V107L106 106ZM132 105V106H131ZM141 105V106H140ZM149 105V106H148ZM167 105H169V107H166ZM170 105H171V107L173 108V109H170L171 107H170ZM174 105V106H173ZM179 105V106H178ZM200 105V106H199ZM236 105H238V106H236ZM255 105V106H254ZM258 105V106H257ZM32 107V108H30L29 109V107ZM45 106V107H44ZM51 106H53V107H51ZM56 106V107H55ZM60 106V107H59ZM69 106H70V108H69ZM79 108H78V107ZM85 106L87 107V108H85ZM91 106V107H90ZM95 106H97V108L95 107ZM123 106V107H122ZM130 106V108H128ZM135 106V107H134ZM136 106H137V108H136ZM139 106V107H138ZM186 106H187V108H186ZM194 106V107H193ZM198 106V107H197ZM208 108H207V107ZM212 106V107H211ZM241 106V107H240ZM244 106V107H243ZM246 106H248V107H246ZM249 106H251V107H253V108H251L250 107V109H249ZM262 106V107H261ZM8 107V108H7ZM15 107V108H14ZM23 108V109H21V108ZM43 107V108H42ZM90 107V108H89ZM92 107H94L93 109H92ZM102 109H100V108ZM118 107H119V109H118ZM148 107H150V109L148 108ZM166 107V108H165ZM177 107V108H176ZM180 107V108H179ZM184 107V108H183ZM190 107V108H189ZM204 107V108H203ZM245 107H246V109H245ZM261 107V108H260ZM51 108H53V109H51ZM69 108V109H68ZM75 108H77V109H75ZM90 110H89V109ZM96 108V109H95ZM107 108V109H106ZM113 108V109H112ZM139 108H141V109H139ZM146 108V109H145ZM152 108V109H151ZM154 108H156L155 110H154ZM160 110H159V109ZM168 108V109H167ZM182 108V109H181ZM186 108V109H185ZM192 108V109H191ZM197 108V109H196ZM207 108V109H206ZM212 108V109H211ZM224 108V109H223ZM226 108V109H225ZM230 110H229V109ZM258 108L260 109V110H258ZM8 109V110H7ZM25 109V110H24ZM39 109V110H38ZM41 109H43V110H41ZM99 109V110H98ZM106 109V110H105ZM114 109H115V111H114ZM118 109V110H117ZM130 109V110H129ZM133 109V110H132ZM134 109H136V110H134ZM158 109V110H157ZM162 109V110H161ZM164 109V110H163ZM177 109H179L180 111H181V113H179L180 111L179 110H177ZM184 109V110H183ZM189 109V110H188ZM200 109V110H199ZM220 109H222V111L225 113H222L221 112V110ZM253 109V110H252ZM13 111V112H11V111ZM21 110H22V112H23V114H22V112H21ZM33 110V111H32ZM41 110V111H40ZM140 110V111H139ZM154 112H153V111ZM157 110V111H156ZM183 110V111H182ZM195 110L197 111L198 110V112H195ZM206 110V111H205ZM210 110V111H209ZM214 110V114L212 113V111ZM225 110H226V112H225ZM232 110V111H231ZM251 110V111H250ZM262 110V111H261ZM16 111V112H15ZM17 111H19V112H17ZM27 111H28V113H27ZM94 111V112H93ZM101 111H103V112H101ZM104 111H105V113H104ZM109 111V112H108ZM123 111H125V112H123ZM135 111V112H134ZM160 113H159V112ZM174 111V112H173ZM176 111V112H175ZM202 111H204V112H202ZM209 111V112H208ZM257 111V112H256ZM260 111V112H259ZM3 112V113H2ZM47 112V113H46ZM49 112V113H48ZM90 112V113H89ZM100 112V113H99ZM107 112V113H106ZM112 112V113H111ZM163 112V113H162ZM165 112V113H164ZM169 113V115H168V113ZM178 112V113H177ZM185 112V113H184ZM189 112V113H188ZM216 112H217V114H216ZM233 112V113H232ZM30 113V114H29ZM46 113V114H45ZM82 113V114H81ZM115 113V115H113ZM121 115H120V114ZM129 113V114H128ZM131 113V114H130ZM136 113V114H135ZM139 113V114H138ZM140 113H142V114H140ZM157 113V114H156ZM167 113V114H166ZM172 113V114H171ZM175 113V114H174ZM208 113V114H207ZM222 114V116L220 115V114ZM227 113V114H226ZM235 113H237L236 114V116H234L235 115ZM241 113H242V115H241ZM33 114V115H32ZM88 114H90V116L88 115ZM134 114V115H133ZM160 114V115H159ZM163 114V115H162ZM180 114V115H179ZM186 114V115H185ZM190 114V115H189ZM195 114V115H194ZM201 114H203V115H201ZM207 114V115H206ZM229 114V115H228ZM240 114V116L243 118L244 116V121H243V119L240 117H238V115ZM28 115V116H27ZM33 117H32V116ZM74 115V116H73ZM77 115V116H76ZM82 115V116H81ZM86 115H88V116H86ZM92 115V116H91ZM109 118H107L106 116ZM123 115H124V118H123ZM126 115L128 116V117H126ZM135 115H136V118H134L135 117ZM154 115H155V117H154ZM157 115H158V117L160 118H158L157 117ZM175 115V116H174ZM184 115V116H183ZM198 115H199V117H198ZM205 115V116H204ZM224 115H226V116H224ZM3 116V117H2ZM7 116V117H6ZM40 117V119L38 120V118ZM46 116H48V118H46ZM51 116H53V118H50ZM64 116V117H63ZM70 116H71V118H72V120H71V118H70ZM113 116V117H112ZM133 116V117H132ZM144 116L146 117V118H144ZM149 116V117H148ZM171 116H174L173 118H174V120H175V122L173 121V118L171 117ZM177 116V117H176ZM181 116V117H180ZM186 116V117H185ZM201 116V117H200ZM208 116V117H207ZM212 118H211V117ZM219 116V117H218ZM232 116V117H231ZM261 116V117H260ZM11 118V120L9 119V118ZM23 119H22V118ZM33 118V120L31 119V118ZM35 117V118H34ZM45 119H44V118ZM80 117H82L81 119H80ZM103 117V118H102ZM111 117V118H110ZM138 117V118H137ZM141 117V118H140ZM166 119H165V118ZM170 117V118H169ZM185 119H183V118ZM192 117V118H191ZM197 117V118H196ZM206 118V120H205V118ZM224 117H226V118H224ZM230 117L232 118V120H230ZM6 118V119H5ZM18 118V119H17ZM24 118H26V119H24ZM30 120H29V119ZM43 120H42V119ZM50 118V121L48 120ZM100 118H102V119H100ZM123 118V119H122ZM134 118V119H133ZM154 118H156V120L154 119ZM168 118V119H167ZM183 119V120H181V119ZM191 118V119H190ZM203 119V121H202V119ZM216 118V119H215ZM223 118V119H222ZM237 118V119H236ZM47 119V120H46ZM56 119V120H55ZM65 119V120H64ZM96 119V120H95ZM107 119V120H106ZM128 119V120H127ZM138 119V120H137ZM201 121H200V120ZM219 119V120H218ZM224 119L226 120V121H224ZM4 120H5V122H4ZM32 120V121H31ZM42 120V121H41ZM61 120V121H60ZM71 120V121H70ZM75 120V121H74ZM80 122V123H78V121ZM106 120V121H105ZM119 122H118V121ZM124 120V121H123ZM129 120H131V122L129 121ZM133 120V121H132ZM140 120V121H139ZM144 120V121H143ZM150 122H149V121ZM153 120H155V122H153ZM160 120H161V123H160ZM168 120H169V122H168ZM195 120V121H194ZM216 120H218V122L216 121ZM221 120H222V122H221ZM238 120V121H237ZM240 120H241V122H242V124H241V122H240ZM262 120V121H261ZM2 121V122H1ZM6 121H7V123H6ZM14 121V122H13ZM17 121V122H16ZM21 121V122H20ZM23 121V122H22ZM36 121H38L37 123H36ZM39 121H41V122H39ZM57 121V122H56ZM65 121V122H64ZM82 121V122H81ZM99 121V122H98ZM102 121V122H101ZM110 121V122H109ZM115 122V124H114V122ZM187 121H189V123L187 122ZM198 121V122H197ZM212 121V122H211ZM237 123H236V122ZM31 122V123H30ZM47 122V123H46ZM71 122V123H70ZM95 122V123H94ZM105 122V123H104ZM121 122V123H120ZM128 122V123H127ZM139 124H138V123ZM143 122H144V124H143ZM149 122V123H148ZM171 122V123H170ZM226 122V124H223V123H225ZM238 126V127H236V125L234 124V123ZM40 123V124H39ZM51 123H53V124H51ZM59 123V124H58ZM74 123V124H73ZM92 123V124H91ZM104 123V124H103ZM147 123V124H146ZM180 123H181V125H180ZM182 123H184V124H182ZM195 126H193L192 124ZM200 123V124H199ZM202 123V124H201ZM204 123V124H203ZM210 123V124H209ZM220 123H222V124H220ZM232 123V124H231ZM9 124V125H8ZM20 124H22V126L20 125ZM30 126H29V125ZM36 124H38V125H36ZM67 124V125H66ZM76 124H78V126H76ZM81 124V125H80ZM103 124V125H102ZM109 124V125H108ZM117 124V125H116ZM132 124V125H131ZM141 124H142V126H141ZM146 124V125H145ZM172 124H174V126L172 125ZM207 124V125H206ZM230 125V127H229V125ZM234 124V125H233ZM241 124V125H240ZM245 124V125H244ZM259 125V127L258 126H256V125ZM26 127H25V126ZM35 125L37 126V127H35ZM40 125H41V127H40ZM54 125H55V128H54ZM112 125V126H111ZM128 125V126H127ZM130 125V126H129ZM178 125V126H177ZM182 125H184V126H182ZM191 125V126H190ZM204 125V127H202ZM226 125V126H225ZM240 125V126H239ZM246 125H248V127L246 126ZM19 126H21V128L19 127ZM33 126V127H32ZM56 126H58V127H56ZM86 126V127H85ZM90 126V127H89ZM93 126V128L92 129H90L91 127ZM98 128H97V127ZM113 126H114V128H113ZM117 126H119V127H117ZM132 126H133V128H132ZM193 126V127H192ZM200 126V127H199ZM209 126V127H208ZM224 126V127H223ZM232 126V127H231ZM3 127V128H2ZM5 127V128H4ZM7 127V128H6ZM13 127V128H12ZM31 128L32 127V129L33 130H31V129H29V128ZM44 127V128H43ZM50 127H51V129H50ZM72 127V128H71ZM82 127L84 128V130L86 131H84L83 129H82ZM100 127H102L101 129H100ZM124 129H122V128ZM131 127V128H130ZM138 127V128H137ZM181 127V128H180ZM183 127V128H182ZM255 127V128H254ZM15 128V129H14ZM17 128V129H16ZM20 128V129H19ZM37 128H39V130L37 129ZM42 128V129H41ZM61 128V129H60ZM65 128V129H64ZM103 128H104V130H103ZM152 128V129H151ZM154 128H156V129H154ZM165 128H167V129H165ZM170 128V129H169ZM177 129V130H175V129ZM179 128V129H178ZM188 128V129H187ZM192 128V129H191ZM229 128V132L227 131V129ZM232 128V129H231ZM14 131H13V130ZM24 129V130H23ZM34 129H36V130H34ZM46 129V130H45ZM48 129V130H47ZM63 129V130H62ZM90 129V130H89ZM127 129V130H126ZM131 129H132V131H131ZM136 129V130H135ZM181 129V130H180ZM202 129V130H201ZM206 129L208 130V132L206 131ZM218 129V130H219ZM231 129V130H230ZM242 129V130H241ZM259 129V130H258ZM4 130V131H3ZM8 130V131H7ZM12 130V131H11ZM57 130V131H56ZM69 130V131H68ZM92 130V131H91ZM94 130V131H93ZM102 130V131H101ZM108 131V132H106V131ZM133 130L134 131H136V132H133ZM142 130V131H141ZM143 130H145V131H143ZM155 130V131H154ZM169 130V131H168ZM171 130V131H170ZM194 130V131H193ZM197 130V132L199 133H197V132H195ZM224 130V131H223ZM241 130V131H240ZM249 130V131H248ZM252 130V131H251ZM262 131V133H260L261 131ZM19 133H18V132ZM23 131V132H22ZM25 131V132H24ZM28 131H30L29 133H26V132H28ZM39 131V132H38ZM49 131H51V132H49ZM77 131V132H76ZM79 131V132H78ZM123 133H122V132ZM127 131V132H126ZM129 131H131V132H129ZM151 131V132H150ZM160 131V132H159ZM177 131V132H176ZM180 131V132H179ZM183 131V132H182ZM185 131V132H184ZM188 131V132H187ZM190 131V132H189ZM220 131V130H219ZM231 131H233V132H231ZM259 132V136L261 137L260 139H258V141L259 140H261V141H255V143H254V141H253V138L251 137L253 134H256V132ZM6 132V133H5ZM9 132V133H8ZM21 132V133H20ZM34 132V133H33ZM48 132V133H47ZM53 132H55V133H53ZM69 132V133H68ZM74 134H73V133ZM81 132V133H80ZM98 132V133H97ZM118 132H120V133H118ZM140 132V133H139ZM143 132H145V133H143ZM158 132V133H157ZM169 132V133H168ZM226 132H228V133H226ZM231 132V133H230ZM250 132L251 133H253V134H251L250 135ZM5 133V134H4ZM38 133V134H37ZM40 133V134H39ZM44 133V134H43ZM77 133V134H76ZM95 133V134H94ZM104 133V134H103ZM110 133V134H109ZM122 133V134H121ZM130 133V134H129ZM135 133V134H134ZM147 133V134H146ZM155 133V134H154ZM157 133V134H156ZM201 133V134H200ZM209 135H208V134ZM11 134V135H10ZM23 134H24V137H23ZM27 134H28V136H27ZM30 134V135H29ZM55 134V135H54ZM60 134V135H59ZM79 134H80V136H79ZM82 134H84V135H82ZM97 134V135H96ZM106 134V135H105ZM124 134V135H123ZM129 134V135H128ZM142 134V135H141ZM144 134V135H143ZM150 134H152V135H150ZM168 134V135H167ZM173 136H172V135ZM182 134H184V135H182ZM190 134H191V136H190ZM204 134H206V136H205V138H204ZM235 134V135H236ZM249 134V135H248ZM4 135V136H3ZM38 136V137H34V136ZM53 135H54V137H53ZM92 135H94V136H92ZM96 135V136H95ZM102 135V136H101ZM108 135V136H107ZM111 135V136H110ZM127 135V136H126ZM136 135H138V136H136ZM158 135V136H157ZM162 135V136H161ZM189 137H188V136ZM213 135V136H212ZM232 135V136H233ZM234 135V136H235ZM246 135V136H245ZM262 135V136H261ZM7 136V137H6ZM20 136V137H19ZM58 136V137H57ZM83 136V137H82ZM85 136V137H84ZM87 136V137H86ZM90 136H91V138H90ZM100 136H101V138H100ZM124 136H126V137H124ZM130 136V137H129ZM131 136H135V137H137V139H138V142H136L137 141V139L135 138V137H131ZM146 136H148V138H146ZM152 136H154L153 138H152ZM171 136H172V138H171ZM201 136H203V141H201L202 139H200V138H202ZM209 136V137H208ZM212 136V137H211ZM244 136V137H243ZM9 137H10V139H9ZM33 138V140L31 139V138ZM71 137V138H70ZM77 137V138H76ZM80 137V138H79ZM118 137V138H117ZM121 137V138H120ZM141 139H140V138ZM157 137V138H156ZM163 137H165V141H163ZM176 137H178V140H177V138ZM182 137V138H181ZM185 137V138H184ZM193 137V138H192ZM196 137V138H195ZM210 138V139H208V138ZM227 137V136H226ZM231 137V136H230ZM230 137H228L229 139H231ZM18 138H20V140L18 139ZM49 138V139H48ZM64 138V142L62 141V139ZM94 138V139H93ZM96 138V139H95ZM105 138V139H104ZM108 138V139H107ZM117 138V139H116ZM129 140H128V139ZM233 138V139H234ZM238 138H243V141L241 140L240 141V145L238 144L239 143V139ZM249 138V139H248ZM252 140H251V139ZM13 139H14V141H13ZM16 139V140H15ZM35 139V140H34ZM38 141H37V140ZM46 139V140H45ZM53 139H55V140H53ZM69 139V140H68ZM75 141V139H76V141L74 142L73 140ZM90 139V140H89ZM99 139V140H98ZM104 139V140H103ZM107 139V140H106ZM110 139H112V140H110ZM127 139V140H126ZM159 139V140H158ZM189 141H188V140ZM190 139H191V141H190ZM245 139H248V140H246L245 141ZM12 140V141H11ZM40 140H41V142H40ZM50 140V141H49ZM61 142H63V143H61ZM68 140V141H67ZM80 140V141H79ZM95 140V141H94ZM106 140V141H105ZM117 140V141H116ZM135 140V141H134ZM146 140L148 141V142H146ZM149 140H151V141H149ZM155 140H157L155 143L156 144H158V145H156V144H153L154 143V141ZM194 140V141H193ZM206 140V141H205ZM208 140V141H207ZM2 141V142H1ZM16 141H17V143H16ZM32 141V142H31ZM44 141V142H43ZM56 141H58V142H56ZM71 141V142H70ZM88 141H90V143L88 142ZM110 141V142H109ZM115 143H113V142ZM126 143H125V142ZM133 142V144H132V142ZM143 141H144V143H143ZM153 141V142H152ZM168 141V142H167ZM186 141V142H185ZM190 143H188V142ZM197 141V142H196ZM211 141V142H210ZM252 141H253V143H254V145H251V144H253L252 143ZM30 142V143H29ZM36 144H35V143ZM48 142V143H47ZM50 142V143H49ZM56 142V143H55ZM74 142V143H73ZM80 142H81V144H80ZM99 142V143H98ZM102 142L105 144V143H107L106 145H104V144H102ZM136 142V143H135ZM179 142V143H178ZM195 142V143H194ZM201 142V143H200ZM209 142V143H208ZM257 142H258V144H257ZM263 142V143H262ZM13 143H14V145H13ZM21 144V146H20V144ZM23 143H24V145H23ZM91 143H93V144H91ZM138 143H141V144H139L138 145ZM145 145H143V144ZM149 143L151 144V145H149ZM164 143H166V144H164ZM169 143H173L172 145L171 144H169ZM196 143H197V145H196ZM205 143V144H204ZM237 143V144H236ZM243 143V144H242ZM244 143H246V144H244ZM17 144V145H16ZM33 144V145H32ZM35 144V145H34ZM43 146H41V145ZM64 144V145H63ZM69 144V145H68ZM74 144H75V146H74ZM79 144V145H78ZM91 144V145H90ZM102 144V145H101ZM114 144V145H113ZM118 144V145H117ZM123 144H125V145H123ZM129 144V145H128ZM213 145V146H211V145ZM13 145V146H12ZM27 145V146H26ZM31 145V146H30ZM49 145V146H48ZM57 146V150L55 149V147ZM59 145V146H58ZM63 145V146H62ZM83 145V146H82ZM88 145V146H87ZM116 145V146H115ZM135 145V146H134ZM141 145H143L142 147H141V149H139L140 147L139 146H141ZM148 146V148L151 146V148H149V149H147V146ZM155 145V146H154ZM160 145V146H159ZM161 145H164V147H162ZM180 145H181V147H180ZM207 145V146H206ZM244 145V146H243ZM255 145H256V149H255ZM7 146H9L8 148H7ZM27 148H25V147ZM30 146V147H29ZM50 146H51V148H50ZM62 146V147H61ZM72 146V149L70 148V149H68L69 147H71ZM80 148H79V147ZM86 146V147H85ZM90 146V147H89ZM93 146V147H92ZM96 146H98V147H96ZM115 146V147H114ZM156 146H158V147H156ZM166 146V147H165ZM168 146V147H167ZM194 146V147H193ZM201 146V147H200ZM242 148V146H243V148L241 149L240 147ZM250 148H249V147ZM260 146V145H259ZM16 147V148H15ZM19 147V148H18ZM20 147H23V148H20ZM38 147V148H37ZM42 147V148H41ZM83 147V148H82ZM91 149H89V148ZM99 147L101 148V150H99ZM111 147V148H110ZM122 147V148H121ZM127 147V148H126ZM129 147V148H128ZM146 147V148H145ZM155 147V148H154ZM190 147V148H189ZM207 147V148H206ZM213 148V150H210V148ZM218 147H219V149H218ZM245 147V148H244ZM25 148V150L23 151V149ZM30 148H31V150H30ZM33 148V149H32ZM46 148V149H45ZM65 148H67V149H65ZM79 148V149H78ZM120 148V149H119ZM125 148H126V150H125ZM159 148V149H158ZM161 148V149H160ZM162 148H164V150L165 149H168V150H163ZM171 150H170V149ZM183 148V149H182ZM204 148H206V149H204ZM215 148V149H214ZM221 148V149H220ZM233 148V149H234ZM240 148V149H239ZM4 150V152H3V150ZM12 149V150H11ZM18 149V150H17ZM51 149V150H50ZM74 149H76L75 150V152H74ZM83 149V150H82ZM85 149V150H84ZM105 149H107L106 151H104ZM113 149V150H112ZM117 149H118V151H117ZM143 149V150H142ZM155 149H157V150H155ZM190 149V150H189ZM244 149V150H243ZM246 149V150H245ZM249 149H251V150H249ZM11 150V151H10ZM17 150V151H16ZM27 150V152H25ZM33 150H35V151H33ZM39 150V151H38ZM41 150V151H40ZM64 150V151H63ZM78 150V151H77ZM93 150V151H92ZM135 150H137V151H135ZM145 150V151H144ZM151 151V150H155V151H158L159 150V152H162L164 155H161V156H157V158H156V155H152V157L154 156L155 158H156V160L158 159H160V158H162V156H165V158H164V163H166L167 164V166L168 167H170V168H168L169 170H168V172H171L172 174H170V179H172L171 181H170V179L169 178H167L166 176H169V173L167 172V171H164V170H167L166 168L165 169H161V171L163 172V174H164V172L165 173H167L166 175H165V177L164 176H162L163 174H161V175H159V173H161V171H159V170H153V169H151V167H150V169L148 168L149 167V164H147V162L145 163V160L147 161V159L148 158H150V156H149V151ZM160 150H162V151H160ZM206 150V151H205ZM212 151L211 153H210V151ZM239 150V151H238ZM257 150V151H256ZM2 151V152H1ZM30 151L32 152V155L30 154ZM47 151V152H46ZM51 151H53V152H51ZM72 151H73V153H72ZM79 151H80V154H78L79 153ZM87 151V152H86ZM116 151V152H115ZM124 151V152H123ZM127 151L129 152V153H127ZM133 151V152H132ZM154 151V152H155ZM246 151H248L247 153H246ZM256 151V152H255ZM8 152V153H7ZM23 152H24V154H23ZM39 152V153H38ZM85 152V153H84ZM98 154H97V153ZM104 152V153H103ZM108 152V153H107ZM116 154H115V153ZM130 152H132V153H130ZM141 152V154H139ZM147 152V153H146ZM153 152V153H154ZM178 152V153H177ZM187 152H189V153H187ZM191 152V153H190ZM201 152V153H200ZM204 152V153H203ZM219 152V153H218ZM224 152V153H223ZM256 153V155H255V153ZM7 153V154H6ZM9 153H11L10 155H9ZM36 153V154H35ZM45 155H44V154ZM54 153V154H53ZM56 153V154H55ZM68 153H69V155H68ZM71 153V154H70ZM81 153H83L82 154V156H80L81 155ZM92 153H93V155H95V156H93L92 155ZM143 153H146V154H143ZM172 153V154H171ZM207 153V154H206ZM20 154V155H19ZM23 154V155H22ZM27 154H28V156H27ZM65 154H67V155H65ZM77 154V155H76ZM85 154V155H84ZM105 154H107V155H105ZM112 154V155H111ZM122 154V155H121ZM131 154V155H130ZM142 154H143V156H147L146 158L145 157H143L142 156ZM196 154H197V156H196ZM203 154V155H202ZM212 154L214 155V154H216V155H214V156H212ZM17 155H19V156H17ZM22 155V156H21ZM48 155V156H47ZM61 155V156H60ZM63 155V156H62ZM88 155V156H87ZM90 155H92V157L90 156ZM101 155V156H100ZM103 155H104V158H103ZM131 157H129V156ZM133 155V156H132ZM141 157H140V156ZM158 155H160V153L158 154ZM166 155H167V157H166ZM171 155V156H170ZM178 155V156H177ZM181 155V156H180ZM189 155H191V156H193V157H190ZM195 155V156H194ZM225 155V156H224ZM258 155V156H257ZM24 156H26V157H24ZM51 156V157H50ZM74 156V157H73ZM78 156V157H77ZM79 156H80V158H79ZM96 156H98V158L96 157ZM100 156V157H99ZM169 156V157H168ZM189 156V157H188ZM200 156V157H199ZM243 156H245V157H243ZM2 157V158H1ZM20 157V158H19ZM49 157V158H48ZM57 157V158H56ZM70 159H69V158ZM90 157H91V159H90ZM112 157V158H111ZM115 157V158H114ZM122 159H120V158ZM124 157V158H123ZM140 157V158H139ZM151 157V158H152ZM152 158L153 160L155 159V158ZM179 157L181 158V157H183V158H181V159H179ZM185 157H187L186 159H185ZM196 157V158H195ZM206 157V158H205ZM211 157V158H210ZM216 157V158H215ZM243 157V158H242ZM10 158V159H9ZM25 158V159H24ZM32 158H34L33 160H32ZM37 158V159H36ZM42 158H44V159H42ZM64 158V159H63ZM96 158H97V160H96ZM168 158H169V160H168ZM175 158L177 159V160H175ZM195 158V159H194ZM210 158V159H209ZM222 160H221V159ZM225 158H227L226 160H225ZM2 159V160H1ZM15 159V160H14ZM20 159V160H19ZM46 159V160H45ZM51 159H53V160H51ZM56 161H55V160ZM79 159H80V161H79ZM82 159H83V161H82ZM116 159V160H115ZM130 159H134V160H136L135 162L134 161H131ZM144 159V160H143ZM179 159V160H178ZM198 159V160H197ZM205 159V160H204ZM6 160V161H5ZM28 160V161H27ZM68 160V161H67ZM77 160V161H76ZM86 160V161H85ZM91 161V162H89V161ZM93 160V161H92ZM100 160V161H99ZM109 160V161H108ZM113 160V161H112ZM141 160V161H140ZM162 160V159H161ZM172 160H173V162H172ZM181 160V161H180ZM184 160H186V162L184 161ZM187 160H188V162H187ZM195 160V161H194ZM204 160V161H203ZM208 160V161H207ZM214 160V161H213ZM218 160H220V161H218ZM254 160V161H255ZM8 161V162H7ZM22 161V162H21ZM25 163H24V162ZM30 161V162H29ZM35 161V162H34ZM37 161V162H36ZM64 161V162H63ZM70 161V162H69ZM76 161V162H75ZM82 161V162H81ZM112 161V162H111ZM140 161V162H139ZM160 161V160H159ZM165 161H168V162H165ZM183 161V162H182ZM193 161V162H192ZM197 161H198V164H197ZM213 161V162H212ZM223 161V162H222ZM247 161H249V163L247 162ZM3 162V163H2ZM19 162V163H18ZM46 162H47V164H48V162H49V164L47 165L46 164ZM55 162V163H54ZM63 162V163H62ZM80 162V163H79ZM94 163V165H93V163ZM98 162H100V163H98ZM102 162V163H101ZM104 162V163H103ZM107 162V163H106ZM117 162H118V164L120 165V166H118V164H117ZM127 162V163H126ZM138 162V163H137ZM177 162V163H176ZM182 164H181V163ZM192 162V163H191ZM202 162V163H201ZM215 162V163H214ZM222 162V163H221ZM6 163V164H5ZM7 163H8V165H7ZM12 163V164H11ZM15 163V164H14ZM34 163V164H33ZM40 163V164H39ZM60 163V164H59ZM62 163V164H61ZM76 163V164H75ZM79 163V164H78ZM83 163V164H82ZM108 163H109V165H108ZM125 163V164H124ZM129 163V164H128ZM134 163V164H133ZM143 163H144V165H143ZM195 163V164H194ZM211 163V164H210ZM232 163V164H231ZM244 163V164H243ZM21 164V165H20ZM24 164V165H23ZM26 164L28 165V166H26ZM32 164V165H31ZM68 164V165H67ZM70 164V165H69ZM74 164V165H73ZM82 164V165H81ZM89 164V165H88ZM114 164H117V165H115L114 166ZM124 164V165H123ZM128 164V165H127ZM133 164V165H132ZM141 164H142V166H141ZM169 164H171L170 166H169ZM173 164V165H172ZM186 164H187V166H186ZM191 164V165H190ZM205 164V165H204ZM221 164V165H220ZM229 164V165H228ZM262 166H263V164H264V162L263 163H260ZM260 164H256L255 165V167L253 166V168H251L252 169V171L254 172V174H258V175H260V177H261V175H263V177L262 178H264V167H261L260 166ZM4 165V166H3ZM5 165H7V166H5ZM23 165V166H22ZM42 165V166H41ZM51 165H53V167H50ZM58 165V166H57ZM83 167H81V166ZM85 167H84V166ZM93 165V166H92ZM108 165V166H107ZM110 165H111V167H110ZM132 165V166H131ZM146 165V166H145ZM182 165V166H181ZM189 165V166H188ZM199 165V166H198ZM214 165V166H213ZM34 166V167H33ZM60 166V167H59ZM73 166V167H72ZM76 166V167H75ZM99 166V167H98ZM106 168H105V167ZM122 166V167H121ZM128 166H129V168H128ZM136 166V167H135ZM138 166V167H137ZM143 166H144V168H145V170H146V172L144 171V170H142V169H144L143 168ZM166 166V165H165ZM181 166V167H180ZM183 166H185V167H183ZM191 166V167H190ZM204 166H205V169H204ZM220 166H221V168H220ZM233 166V167H232ZM258 166H260L261 168H262V170H261V168L260 167H258ZM25 167V168H24ZM27 167V168H26ZM32 167V168H31ZM36 167V168H35ZM38 167H40V168H38ZM57 167V168H56ZM77 168V169H75V168ZM81 167V168H80ZM125 167H127V168H125ZM131 167H132V169H131ZM174 167V168H173ZM182 167H183V169H182ZM193 167V168H192ZM200 169H199V168ZM213 167H214V169H213ZM218 167V168H217ZM250 167H252V165H250ZM9 168V169H8ZM43 168V169H42ZM54 168V169H53ZM63 168V169H62ZM66 170H65V169ZM86 168V169H85ZM95 168V169H94ZM110 168V169H109ZM121 169V171H120V169ZM138 168V169H137ZM147 168V169H146ZM177 168V169H176ZM203 168V169H202ZM209 168V169H208ZM228 168H230V169H228ZM255 168V169H254ZM256 168H257V170H256ZM260 168V169H259ZM8 169V170H7ZM11 169V170H10ZM24 169H25V171H24ZM29 169H31V170H29ZM50 171H49V170ZM56 169V170H55ZM59 169V170H58ZM73 171H72V170ZM81 169V170H80ZM87 169H89V170H87ZM128 171H127V170ZM171 169H173V170H171ZM185 169V170H184ZM206 169H208V170H206ZM211 169V170H210ZM218 169V170H217ZM226 169V170H225ZM248 169H250V168H248ZM248 169H246L245 171H247ZM34 170V171H33ZM61 170V171H60ZM82 170L83 171H85V172H83L82 173ZM114 170V171H113ZM123 170H125V171H123ZM131 171V173L129 174V172ZM148 170V171H147ZM189 170V171H188ZM212 170H215V171H213L212 172ZM224 170V171H223ZM237 170H239V169H237ZM236 170V171H237ZM241 170H239L240 172H241ZM12 171H14V172H12ZM21 171L23 172V173H21ZM43 171V172H42ZM62 171H64V172H62ZM71 171V172H70ZM75 171H78V172H75ZM91 171V172H90ZM113 171V172H112ZM144 171V173H142ZM159 171V172H158ZM174 173H173V172ZM177 171H179V172H177ZM183 171H185V172H183ZM192 171H194L193 173H192ZM206 171H208V172H206ZM211 171V172H210ZM230 171V172H229ZM260 171V172H259ZM262 171V172H261ZM5 172V173H4ZM9 172V173H8ZM12 172V173H11ZM15 172H17V173H15ZM25 172V173H24ZM28 172V173H27ZM33 172V173H32ZM37 172V174H36V176H35V173ZM41 172V173H40ZM76 175H74L73 173ZM106 172V173H105ZM120 172H122V174L120 173ZM134 172V173H133ZM136 172L137 173H139V174H136ZM148 172H150V173H152V172H154V173H152L151 175L153 176V174H154V177H157V178H161V177H163V179L164 178H167V180H169L168 182L169 183H165V181H160L159 179H157V178H155V179H157L154 183L155 184H153V180H150L149 181V179H151V178H149V177H152L151 175H150V173L148 174ZM191 174H190V173ZM201 172V173H200ZM203 172V173H202ZM239 172V173H240ZM241 172V173H242ZM7 173V174H6ZM20 173V174H19ZM49 173V174H48ZM55 173V174H54ZM62 173V174H61ZM86 173V174H85ZM100 173V174H99ZM119 173H120V175H119ZM129 175H128V174ZM178 173L179 174H183L184 176H183V178H188V181H189V179H190V177H191V179H193L192 180V183H194L193 185L192 184H188V185H191V187L192 186H196V187H192L191 189H190V187L188 188V190L190 191V193H192L193 194V192H195L196 191V193H195V195L196 194H199L200 192H204L203 194H205V197H208V198H206L207 199V202H206V200L204 201L203 200V198H205V197H202L203 196V194L201 193L200 195H202V196H200L201 198H200V200H198L199 198V196H197L196 195V197H195V195H194V197L196 198V200L194 199V197H192L193 195L191 194V195H189L190 193L188 192V195H187V192H186V195H185V191H183L182 189L184 188V187H182L181 185L182 184H180V183H183L182 182V179L181 178H179L178 179V181H177V178L178 177H180V175L175 179L174 177H175V175H178ZM187 174V175H185V174ZM3 176H2V175ZM5 174V175H4ZM10 174V175H9ZM13 174H15V176L13 175ZM17 174V175H16ZM32 175V179L30 180V176ZM73 176H72V175ZM78 174H79V177H78ZM81 174V175H80ZM82 174H83V176H82ZM88 174H89V176H88ZM92 174V175H91ZM103 174V175H102ZM133 174V175H132ZM141 174V175H140ZM142 174H144V176H142ZM174 174V175H173ZM182 174H181V177H182ZM199 174V176H197ZM218 174H220L219 176H218ZM21 175H23V177L21 176ZM47 175V176H46ZM49 175V176H48ZM55 175V176H54ZM62 175V176H61ZM69 175H70V177L71 178H73V179H71L70 177H69ZM88 176V177H85V176ZM100 177H98V176ZM110 175V176H109ZM130 175H132V178H131V176ZM134 175H135V177H134ZM146 175V176H145ZM173 177H172V176ZM188 175H191V176H188ZM195 175V176H194ZM209 175V176H208ZM8 176V177H7ZM19 176V177H18ZM26 176H28V177H26ZM42 176V177H41ZM91 176V177H90ZM107 176H109V177H107ZM115 176H116V178H115ZM118 176V177H117ZM123 177V180H121L122 179V177ZM128 176V177H127ZM201 176V177H200ZM211 176V177H210ZM225 176H227V177H225ZM9 177L10 178H12V179H9ZM37 177V178H36ZM45 177V179H43ZM51 177H53V178H51ZM59 177V178H58ZM66 179H65V178ZM80 177H83V178H81L80 179ZM93 177V178H92ZM97 177V178H96ZM126 177V178H125ZM130 177V179H132L133 181H134V183H136L137 185H135L133 182L131 183L132 184V186H133V184H134V188L136 189L137 188V192L136 191H134L135 189L132 187V186H129L128 184H130V181H132V180H130V179H128ZM138 178V179H135V178ZM139 177H141L142 179L140 180V178ZM143 177H144V179H143ZM172 177V178H171ZM193 177H195V178H193ZM199 178V181H198V178ZM203 177H204V179H203ZM208 177V178H207ZM210 177V178H209ZM232 177V180L230 179ZM251 177V178H250ZM14 178V179H13ZM21 178V179H20ZM40 178V179H39ZM78 178V179H77ZM86 178V179H85ZM99 178V179H98ZM115 178V179H114ZM173 178H174V180H173ZM187 178L185 179V182H187L186 180H187ZM224 178H226V179H224ZM236 178H240L239 180L238 179H236ZM16 179V180H15ZM23 179H24V181H23ZM25 179H27V182H26V180ZM43 179V180H42ZM48 179V180H47ZM50 179V180H49ZM61 181H60V180ZM84 179V181H82ZM91 179V180H90ZM93 179H97L96 181L94 180V181H92ZM102 179V180H101ZM105 179V180H104ZM107 179H108V181H107ZM126 179V180H125ZM153 179V178H152ZM154 179V180H155ZM191 179H190V182L189 183H191ZM219 179V180H218ZM236 181H235V180ZM2 180V181H1ZM15 180V181H14ZM39 180V181H38ZM41 180V181H40ZM78 180V182H76ZM102 182H101V181ZM110 180V181H109ZM114 182H113V181ZM124 180H125V182H124ZM128 180H130V181H128ZM165 180V179H164ZM167 180H166V182H167ZM179 180H181L180 182H179ZM195 180V182H193ZM207 180V181H206ZM223 180V181H222ZM229 180V181H228ZM245 180V179H244ZM7 181H8V183H7ZM14 183H12V182ZM18 181V182H17ZM22 181V182H21ZM44 181V182H43ZM46 181H47V183H46ZM63 181V182H62ZM75 181V182H74ZM90 183H92V184H90ZM92 181V182H91ZM100 181V182H99ZM104 181L106 182V183H104ZM138 181V182H137ZM143 181V183L145 182V183H147L148 181V183L147 184H143V185H145V186H143L142 187V184H141V182ZM147 181V182H146ZM183 181H184V179H183ZM211 181H213V183L211 182ZM217 181V182H216ZM225 181V182H224ZM235 181V182H234ZM242 181V180H241ZM34 182V183H33ZM36 182H39V183H37L36 184ZM87 182H88V184H87ZM98 182H99V184H98ZM107 182H109L110 184H108ZM116 182H118V183H116ZM128 182V183H127ZM151 182V183H150ZM160 182H164V184L163 183H160ZM170 182H172V185H171V183ZM177 182H179V183H177ZM184 182V183H185ZM207 182V183H206ZM210 182H211V184H210ZM223 182V183H222ZM230 182H231V184H230ZM243 182V181H242ZM9 183H11V184H9ZM16 183H18V184H16ZM22 183H23V185H22ZM27 183H29V185H27ZM32 183V184H31ZM40 183H41V186H40ZM44 183V184H43ZM57 183V184H56ZM96 183V184H95ZM104 183V184H103ZM113 183V184H112ZM115 183V184H114ZM178 185H177V184ZM203 183V184H202ZM214 183H215V186H214ZM221 183V184H220ZM236 183V184H235ZM7 184V185H6ZM51 184H53V186H51ZM55 184V185H54ZM72 184H74V185H72ZM90 184V185H89ZM120 184H121V186H120ZM125 184V185H124ZM130 184V185H131ZM151 184V185H150ZM162 184L164 185V187H167V186H169V187H173L174 185V188H172V189H169V187H168V189L171 191V193H172V196L173 197H175V196H177L176 198H174L173 199V197L171 196V197H168L167 199L170 201V202H168V200L166 201V199H163V198H165L164 197V195H163V193H161V192H163V190H165L166 188H164L163 186H162ZM165 184H167V186H165ZM225 184V185H224ZM230 184V185H229ZM238 184L240 185V186H243V188H239L238 187ZM254 184H255V186H254ZM12 185V186H11ZM44 185V186H43ZM57 185V186H56ZM67 186V188H66V186ZM94 185V186H93ZM113 185V187L111 188V186ZM115 185V186H114ZM116 185H117V187H116ZM123 185V186H122ZM129 186L130 188H132V189H130L129 188V190L127 191V186ZM140 185V186H139ZM158 185H160V186H158ZM171 185V186H170ZM177 185V186H176ZM185 184H183V186H184ZM200 185V186H199ZM236 185V186H235ZM248 185V184H247ZM2 186H3V188H2ZM13 186H14V188H13ZM18 186V187H17ZM72 188H70V187ZM108 186H110V187H108ZM152 186H155V188L156 189H158V187H161L162 189H161V192L159 191V193H161L160 195L162 196H158V192L156 191V189L154 188V189H152L153 187ZM186 186V185H185ZM207 186H208V188H210V191H209V189L207 188ZM227 186V187H226ZM233 186V188L231 189V187ZM263 186V187H262ZM10 187H12L11 189H10ZM25 187H27V188H25ZM32 187V188H31ZM57 187V188H56ZM61 187V188H60ZM63 187V188H62ZM68 187H69V189H68ZM73 187H75V188H77V189H75V191H74V188ZM87 187V188H86ZM107 189H106V188ZM116 187V188H115ZM118 187H119V189H118ZM123 189H122V188ZM151 188V190H150V188ZM176 187V188H175ZM181 187V188H180ZM203 187V188H202ZM235 187V188H234ZM255 187L256 188H258V190L257 189H255ZM17 188V189H16ZM23 188V189H22ZM35 188V189H34ZM43 188V189H42ZM50 188L51 189H53L54 190V192H53V190H51V191H49L50 190ZM66 188V189H65ZM105 188V189H104ZM108 188H111V189H108ZM164 188V189H163ZM198 188V189H197ZM199 188H202V189H200L199 190ZM204 188H206V190L204 189ZM213 188H214V190H213ZM228 188H230V189H228ZM237 188H238V190H237ZM250 188H251V190H250ZM263 188V189H262ZM10 189V190H9ZM22 189V190H21ZM61 191H60V190ZM63 189V190H62ZM95 189V190H94ZM116 189V190H115ZM139 189V190H138ZM142 189V190H141ZM144 189V190H143ZM178 189H180V190H178ZM184 189H186V188H184ZM204 189V190H203ZM220 189V190H219ZM222 189H225L224 191L222 190ZM240 189V190H239ZM242 189V190H241ZM255 191H254V190ZM260 189V190H259ZM14 190V191H13ZM29 190V191H28ZM32 190V191H31ZM56 190V191H55ZM69 190H71V191H69ZM74 191V195H73V191ZM91 190V191H90ZM101 192H100V191ZM108 190V191H107ZM110 190V191H109ZM114 190H115V192H114ZM132 192H131V191ZM153 190V191H152ZM160 190V189H159ZM168 190V192H166V197L168 196V193H169V196L171 195V193H170V191ZM187 190V191H188ZM192 190H194L193 192H192ZM203 190V191H202ZM256 190H257V192H256ZM263 190V191H262ZM3 191V192H2ZM6 191V192H5ZM9 191V192H8ZM18 191H19V193H18ZM40 191V193H39V195H38V192ZM76 191H79V193L78 192H76ZM113 191V192H112ZM118 191V192H117ZM130 191V192H129ZM146 191L148 192V193H146ZM150 191V192H149ZM155 191H156V193H155ZM165 191H167V189L165 190ZM164 191V192H165ZM183 191V192H182ZM216 194H214L213 192ZM245 190H244V192H246ZM252 191V192H251ZM16 192V193H15ZM22 192V193H21ZM48 192H49V194H50V196H49V194H48ZM51 192H53V194H51ZM64 192H65V194H64ZM110 192V193H109ZM112 192V193H111ZM129 192V193H128ZM135 192V193H134ZM139 192H141V193H146V194H143V197H142V194H140ZM152 192V193H151ZM228 192H229V195H228ZM239 192V193H238ZM8 193L10 194L9 196V198L7 197L8 196ZM26 193V194H25ZM37 193V194H36ZM45 195H44V194ZM56 193H57V195H56ZM68 193V194H67ZM116 193V194H115ZM117 193H119V194H117ZM126 193H128L130 196H128ZM154 193V194H153ZM174 193V194H173ZM180 193V194H179ZM182 193H184V195H182ZM209 193H211V194H209ZM226 193V194H225ZM231 193V194H230ZM238 193V194H237ZM240 193H242V194H240ZM252 193L254 194H256L258 197L257 198H255V199H258L257 201L255 200V199H253V201H251L252 200V197L254 198V196H256L255 194H254V196L252 195ZM17 196H16V195ZM22 194H23V196H22ZM28 194V195H27ZM59 194H61L62 195V197H61V195H59ZM78 194V195H77ZM80 194V195H79ZM122 194V195H121ZM124 194V195H123ZM127 196H126V195ZM138 194H140L139 196H138ZM151 194V195H150ZM165 194V193H164ZM177 194V195H176ZM179 194V195H178ZM212 194H214V195H212ZM223 194H225V196L223 195ZM262 194V195H261ZM25 195V196H24ZM32 195H34V197L35 198H37L36 200L38 201V200H41V201H43V202H45L46 201V203H43L42 202V204L44 205L45 204V206H43V205H41V204H39V206H37V205H35L34 204V200L32 201V199H34V197L32 196ZM41 195V196H40ZM48 195V197H46ZM57 196V198H55L56 196ZM67 195V196H66ZM71 195V196H70ZM82 195V196H81ZM134 195H136V196H138V197H136V196H134ZM144 195H146V196H144ZM153 195V196H152ZM227 195V196H226ZM237 195H239L238 197H237ZM244 195V196H243ZM246 195H247V197H246ZM252 195V196H251ZM29 196V197H28ZM31 196V197H30ZM74 196V197H73ZM111 196V197H110ZM117 196V197H116ZM118 196L119 197H121V196H124V198H122V200L123 199H125L126 197H130V198H127V200L129 201H123L122 202V200L120 201L119 199H118ZM149 196V197H148ZM180 196V197H179ZM188 196H191V199H193V202L191 201V204H192V206H191V204H189L190 202V200L188 201L187 199H188ZM211 196H213V197H215V198H213V197H211ZM233 196V197H232ZM242 196H243V198H242ZM251 196V197H250ZM13 197V198H12ZM18 197V198H17ZM27 197H28V200H30V201H28L27 200ZM46 197V198H45ZM60 197V198H59ZM66 197H67V199H66ZM74 199H73V198ZM83 197H84V199H83ZM132 197V198H131ZM136 197V198H135ZM181 197H187V199H185V198H181ZM211 197V198H210ZM219 197V198H218ZM231 199H230V198ZM249 197V199H250V201L251 202H253V204H251V202H249V199H247ZM20 198V199H19ZM22 198V199H21ZM49 198V199H48ZM64 199V201H61V200H63ZM70 198L73 200H70ZM112 198H113V200H114V202H112L113 200H112ZM117 198V199H116ZM158 200H157V199ZM170 198H171V200H170ZM178 198H180V199H178ZM198 198V199H197ZM214 200H213V199ZM221 198V199H220ZM223 198H225V199H223ZM235 198V199H234ZM240 198V199H239ZM9 199V200H8ZM14 199V200H13ZM25 200V202H24V200ZM51 199H54V200H51ZM57 199H59V200H57ZM66 199V200H65ZM77 199V200H76ZM121 199V198H120ZM130 199V200H129ZM137 200V203H135L136 202V200ZM142 199V200H141ZM146 199H148L149 200V203H147L148 202V200H146ZM154 200V202L153 201H151V200ZM163 200V202L161 201V200ZM174 201H173V200ZM178 199V200H177ZM184 199V200H183ZM201 199L204 201V205H203V207L205 208V210H204V212H203V209H201V208H199L200 209V212H199V210H198V208H197V203L199 202L201 205L203 204V201H202V203H201ZM212 200V202L210 201V200ZM216 199V200H215ZM228 199H230V201L228 200ZM263 199V200H262ZM18 202H20V203H18ZM27 200V201H26ZM49 200V201H48ZM118 200V201H117ZM141 200V201H140ZM186 200V201H185ZM194 200H195V203H194ZM198 200V201H197ZM218 200V201H217ZM224 200H226L227 202H225ZM232 200V201H231ZM238 200V201H237ZM245 200V201H244ZM257 202L256 204L254 203L255 201ZM7 201V202H6ZM11 201H13L12 203H11ZM14 201H15V203H14ZM57 201V202H56ZM70 201V202H69ZM134 201V202H133ZM143 201H145L144 203H143ZM150 201H151V203H150ZM157 201H159V202H157ZM165 201V202H164ZM171 201H172V203H171ZM177 201H180V202H177ZM221 201H223V202H221ZM234 201V202H233ZM259 201H260V203H259ZM51 202H53V203H51ZM73 202V203H72ZM119 202V203H118ZM120 202H122L123 203V205H122V203H120ZM129 203V206H128V203ZM130 202H132L133 204H131ZM139 202V203H138ZM175 202V203H174ZM185 202H187L186 204H185ZM205 202L207 203V204H205ZM218 202V203H217ZM233 202V203H232ZM262 202V203H261ZM8 203V204H7ZM17 203V204H16ZM22 203V204H21ZM49 203H50V205H49ZM54 203H55V205H54ZM56 203H57V205H56ZM62 205H61V204ZM78 203V204H77ZM101 203V204H100ZM121 204L122 205V207H121V205H118V204ZM127 203V204H126ZM141 203V204H140ZM147 203V204H146ZM163 203V204H162ZM183 203V204H182ZM198 203V204H199ZM221 203V204H220ZM236 203V204H235ZM245 203V204H244ZM251 204V207H253V205L254 206H256V208H257V210L255 209V207H253V209L252 208H249L248 207V204ZM258 203L259 204H263V205H259V206H257L258 205ZM20 204H21V206H20ZM29 204V205H28ZM34 204V205H33ZM75 204V205H74ZM111 204H112V207H110L111 206ZM116 204V205H115ZM144 204V205H143ZM148 204H150V205H148ZM152 204V205H151ZM167 204V205H166ZM169 204V205H168ZM178 204V205H177ZM185 204V205H184ZM226 204V205H225ZM7 205H8V209H7ZM11 205V206H10ZM31 205V206H30ZM48 205V206H47ZM67 205V206H66ZM70 205V206H69ZM74 205V206H73ZM115 207H114V206ZM127 205V206H126ZM138 205V206H137ZM141 207H140V206ZM143 205V206H142ZM147 205H148V208H147ZM161 205V206H160ZM180 205H182V206H180ZM188 205H189V207H188ZM196 205V206H195ZM200 205V206H201ZM211 205V206H210ZM235 205V206H234ZM243 205V206H242ZM247 205V206H246ZM13 206H15L14 208H13ZM18 206V207H17ZM24 206H25V208H26V210L24 209ZM40 206H42V207H40ZM50 206V207H49ZM63 208H62V207ZM66 206V207H65ZM69 206V207H68ZM117 206V207H116ZM123 206H125V208H123ZM146 206V207H145ZM159 206V207H158ZM165 206V207H164ZM195 208H194V207ZM199 206V205H198ZM199 206V207H200ZM207 206V207H206ZM209 206V207H208ZM219 206V207H218ZM4 207V208H3ZM21 207V208H20ZM33 207H35L36 209H34ZM39 207V208H38ZM56 207V208H55ZM60 209H59V208ZM71 207V208H70ZM84 207V208H83ZM128 207V208H127ZM132 207V208H131ZM137 207V208H136ZM140 207V208H139ZM186 207V208H185ZM202 207V206H201ZM213 207H214V210H213ZM217 209H216V208ZM232 207V208H231ZM234 207V208H233ZM245 207V208H244ZM247 207H248V209H247ZM18 208V209H17ZM41 208V209H40ZM45 208V209H44ZM82 208V209H81ZM111 209V211L110 210H108V209ZM118 208H121V209H118ZM134 208H135V211H134ZM142 208V209H141ZM145 208V209H144ZM211 210H210V209ZM244 208V209H243ZM3 209V210H2ZM21 209V210H20ZM24 209V210H23ZM35 211H34V210ZM40 209V210H39ZM42 209H44V210H42ZM46 209H48V210H46ZM51 209H53V210H51ZM59 209V210H58ZM62 209V210H61ZM84 209V210H83ZM115 210V211H113V210ZM123 209V210H122ZM128 209V210H127ZM131 209V210H130ZM136 209H137V211H136ZM160 209V210H159ZM162 209V210H161ZM165 209V210H164ZM192 209V210H191ZM193 209H196V210H193ZM209 209V210H208ZM228 209H230V210H228ZM255 209V210H254ZM15 210H17L16 212H15ZM30 210H32L31 212H30ZM36 210H37V212L38 213H42V214H37L36 213ZM54 210H55V212H54ZM57 210V211H56ZM81 210V211H80ZM126 211V212H124V213H126V215H124L121 211ZM129 210L132 212H129ZM202 210V211H201ZM225 210V211H224ZM233 210V211H232ZM241 210H243L242 211V214H241ZM246 210H248V211H246ZM254 210V211H253ZM1 211H2V214H1ZM21 211H22V213H21ZM25 211H26V213H25ZM47 211V212H46ZM50 211V212H49ZM51 211H53V212H51ZM72 213H71V212ZM80 211V212H79ZM140 211V212H139ZM159 211V212H158ZM165 212V213H162V212ZM212 213H211V212ZM253 211V212H252ZM6 212V213H5ZM18 212V213H17ZM20 212V213H19ZM66 212H68V213H66ZM111 212H112V214H111ZM114 212L116 213V215H117V218H120V219H117L116 217H115V214H114ZM135 212V213H134ZM172 212V213H171ZM201 212H202V214H201ZM210 212V214H207V213H209ZM244 212V213H243ZM35 213V214H34ZM51 213V214H50ZM54 213V214H53ZM59 213V214H58ZM62 213H63V215H62ZM70 213V214H69ZM103 213V214H102ZM120 213V214H119ZM161 213V214H160ZM168 213V214H167ZM197 213V214H196ZM203 213H205V214H203ZM240 213V214H239ZM260 213H262V214H260ZM5 214V215H4ZM31 214V215H30ZM45 214V215H44ZM57 214V215H56ZM111 214V216H109ZM155 214V215H154ZM199 214H200V216H199ZM254 214L252 215L253 217H255L254 216ZM255 214V215H256ZM15 215V216H14ZM17 215V216H16ZM21 215V216H20ZM25 215V216H24ZM39 215V216H38ZM47 215V216H46ZM120 215H124V219L123 218H121V216ZM128 215V216H127ZM164 215H166V217L164 216ZM168 215V216H167ZM241 215V216H240ZM245 215H243V217L245 216ZM250 215H247V216H250ZM262 215V216H261ZM2 216L4 217V218H2ZM28 216V217H27ZM35 216V217H34ZM44 216V217H43ZM51 216H53V217H51ZM90 216V217H89ZM107 216H109V217H107ZM120 216V217H119ZM154 216H156L155 218L157 219L159 216L161 217V219H162V217H164L163 219H162V221H161V219L159 220L160 222H162V223H165L166 222V224H167V228H168V224H169V226H171L170 228H168V229H170V230H167V228H166V230L164 229L165 227L163 226V224H162V226H160V224H159V221H158V219L160 218H158L157 219V221L158 222H156L157 224H159V229L161 228L162 229V233H161V229L159 230L158 229V227L156 226V223L155 224H152V227H154L153 229L154 230H157V231H151V229H152V227H151V223L154 221V220H156L155 218H154ZM177 216V217H176ZM202 216V217H201ZM209 216H210V218H209ZM237 216V217H236ZM239 216L241 217V218H239ZM247 216H245V217H247ZM252 216H250V218L252 217ZM261 216V217H260ZM29 217H30V219H29ZM33 217V218H32ZM41 217V218H40ZM48 217V218H47ZM66 221H64L62 218ZM65 217V218H64ZM169 217V218H168ZM226 218V219H228V222H222V218ZM9 220H8V219ZM18 220H17V219ZM19 218H21V219H19ZM113 218V219H112ZM114 218H116V219H114ZM202 218V219H201ZM204 218V219H203ZM248 218V217H247ZM249 218V219H250ZM13 219H15V220H13ZM40 219H43V220H40ZM46 219V220H45ZM67 219V220H66ZM69 219V220H68ZM121 219H122V221L123 220H125V223H129V226H130V230H131V228H132V230L129 232V236H128V244H127V246H125L124 245V243L122 244V243H120L121 241H120V237H121V235L120 234H118V233H121V230H120V226H119V224H117L118 222L116 221V220H118V221H121ZM151 219H154V220H151ZM164 219H165V221H164ZM188 219V220H187ZM200 219V220H199ZM206 219V220H205ZM248 219V220H249ZM252 219V218H251ZM6 220V221H5ZM34 220V221H33ZM38 220V221H37ZM48 220H51V221H53V222H55L54 224H53V222H51V221H48ZM126 220L128 221V222H126ZM184 220V221H183ZM247 220V221H248ZM12 221V222H11ZM18 221V222H17ZM26 221V222H25ZM38 223H37V222ZM39 221L41 222V223H39ZM48 221V222H47ZM64 221V222H63ZM67 221L69 222V223H67ZM149 221V222H148ZM152 221V222H151ZM240 220L238 221L239 223L241 222ZM31 222V223H30ZM167 222H169V223H167ZM204 222V223H203ZM212 222V223H211ZM244 222V223H243ZM251 222V221H250ZM249 222V223H250ZM10 224V226H9V224ZM12 223V224H11ZM18 223H20V224H18ZM24 224V226H23V224ZM116 223V224H115ZM178 223V224H177ZM233 223V222H232ZM248 223V222H247ZM5 224H6V226H5ZM15 224H16V226H15ZM29 224H31V226L29 227ZM33 224H34V226H33ZM42 224H43V227H42ZM62 224H64V226H62ZM74 224H75V226H74ZM149 224H150V226H149ZM166 224H165V226H166ZM241 224V223H240ZM262 224H263V226H262ZM229 225V226H228ZM252 225V224H251ZM7 226L9 227L8 229H7ZM15 227V228H12V227ZM39 226H40V228H39ZM54 226V227H53ZM59 226H61V227H59ZM66 226H68V227H66ZM155 226H156V228L157 229H155ZM249 226H250V224H249ZM256 226H257V224H256ZM4 227V228H3ZM36 227V228H35ZM37 227H38V229H37ZM45 227H47V228H45ZM49 227V228H48ZM51 227H53V228H51ZM65 227V228H64ZM118 227H119V229H118ZM162 227H164V228H162ZM25 229L24 231H23V229ZM32 228V229H31ZM51 228V230L50 231H52V232H49L50 234L51 233H53L54 234V236H53V234H49L47 231H49L48 229H50ZM54 228H56L55 230H54ZM229 231H227L226 229ZM244 228V227H243ZM12 229V230H11ZM30 229V230H29ZM42 231H41V230ZM44 229H47V230H44ZM152 229V230H153ZM177 229V230H176ZM225 229V230H224ZM239 229H240V232H239ZM255 229H256V227H255ZM5 230H8L7 232L5 231ZM64 230V231H63ZM222 230H224V231H222ZM244 230V229H243ZM3 231V232H2ZM15 231V232H14ZM18 231V232H17ZM19 231H22V232H20L19 233ZM38 232V234L40 235H38V234H36L37 232ZM41 231V232H40ZM54 231H57V232H55L54 233ZM60 231V232H59ZM68 233H67V232ZM119 231V232H118ZM160 231V232H159ZM167 231V232H166ZM262 231V232H261ZM9 232H11V233H9ZM26 232H28V233H26ZM32 232H34V233H32ZM62 232V233H61ZM65 232H66V237H67V240L65 239L66 237L63 235V234H65ZM133 232V233H132ZM155 232H156V234L157 233H159L160 235L158 236V234L156 235L155 234ZM227 232V233H226ZM241 232H242V236H245V237H243L242 238V236H241ZM18 233V234H17ZM24 235H23V234ZM56 233H58V234H56ZM62 235H61V234ZM69 233L71 234V233H73V234H71V235H69ZM147 233V234H146ZM155 235H154V234ZM227 235H226V234ZM240 233V234H239ZM244 233V234H243ZM12 234H13V236H12ZM16 234V235H15ZM20 234V238H23L22 236H24V238L21 240L20 238H18V235ZM27 234H28V237H27ZM46 234V235H45ZM56 234V235H55ZM149 234V235H148ZM166 234L167 235H170V236H166ZM225 236H224V235ZM260 234V236H262ZM11 235V236H10ZM37 235V236H36ZM70 237H72L73 238V242H77V244L75 245V243H73L72 241H71V239L72 238H70L69 239V236ZM119 235V236H118ZM178 235V236H177ZM221 235V236H220ZM247 235V236H246ZM17 236V238H15L14 239V237H16ZM32 236V237H31ZM40 237V238H37V237ZM51 236H53V237H51ZM58 236V237H57ZM60 236V237H59ZM74 236H75V238H76V240H75V238H74ZM77 236V237H76ZM155 236V237H154ZM165 236V237H164ZM172 236V237H171ZM183 236V237H182ZM190 236V237H189ZM259 236V237H260ZM25 237H27V238H25ZM65 237V238H64ZM160 237V238H159ZM162 237V238H161ZM167 237V238H166ZM171 237V238H170ZM182 237V238H181ZM185 237V238H184ZM223 238V240H221L222 238ZM239 237H240V239H239ZM263 237H264V235H263ZM13 240H12V239ZM30 238H32V239H30ZM37 238V239H36ZM46 238V239H45ZM51 239V240H49V239ZM55 238H57V239H55ZM151 238V239H150ZM169 238V239H168ZM181 238V239H180ZM184 238V239H183ZM192 238V239H191ZM221 238V239H220ZM224 238H226V239H224ZM234 238V237H233ZM249 238V237H248ZM7 239V240H6ZM11 239V240H10ZM44 239V240H43ZM60 239H61V241H60ZM63 239H65V240H63ZM69 239V240H68ZM85 239V240H84ZM169 241H168V240ZM15 240H17V241H15ZM42 242H41V241ZM48 240V241H47ZM55 240H57V241H59V243L61 244V249L64 251H62V250H60V246H59V251H60V253H58L57 251L55 252V250L54 249H52L51 247V245H55V243H57V241H55ZM174 242H173V241ZM240 240V241H239ZM241 240H243L242 242H241ZM6 241V242H5ZM9 241V242H8ZM13 241V242H12ZM20 241H22V242H20ZM26 241V242H25ZM33 241V242H32ZM34 241H36V243L34 242ZM39 241V242H38ZM45 241V242H44ZM51 241H55V243L54 242H51ZM65 241V242H64ZM69 241V242H68ZM70 241H71V243H70ZM218 241V242H217ZM222 241V242H221ZM28 242V243H27ZM31 242V243H30ZM47 242V243H46ZM50 242V243H49ZM64 242V243H63ZM119 242V243H118ZM156 242V243H155ZM187 242V243H186ZM13 245V247H12V245ZM20 243H21V245H20ZM25 243L26 244H28L29 245V247H27L28 249H26L25 247H26V245H25ZM40 243V244H39ZM42 243V244H41ZM51 243H54V244H51ZM65 243H67V244H65ZM90 243V244H89ZM3 244V245H2ZM15 244V245H14ZM32 244H33V246H32ZM44 244H45V246H44ZM64 244V245H63ZM70 244V245H69ZM79 244V245H78ZM120 244V245H119ZM126 244V243H125ZM180 244V245H179ZM220 244H222V245H220ZM238 244H240V245H238ZM18 247H17V246ZM27 245V246H28ZM36 246V248H35V246ZM38 245V246H37ZM40 245H42V246H40ZM67 245V246H66ZM71 245H72V247L74 248V246H77V247H79L80 245V247H82V249L81 248H78V250H77V248H74V250H72V247H71ZM74 245V246H73ZM6 246V247H5ZM10 246V247H9ZM31 246V247H30ZM48 246H50V248L48 247ZM88 246V247H87ZM176 246H177V248H176ZM181 246V247H180ZM220 246V247H219ZM244 246V247H243ZM9 247V249H7ZM38 247V248H37ZM44 247V248H43ZM53 247H55L56 248V246H53ZM69 247V248H68ZM119 249H118V248ZM179 247V248H178ZM182 247H184V248H182ZM12 248V249H11ZM14 248H15V250H14ZM23 248V249H22ZM30 248L32 249L33 248V252H32V250H30ZM35 248V249H34ZM48 248V249H47ZM65 248V249H64ZM7 249V252H5V250ZM21 249V250H20ZM43 249H44V251H43ZM67 249H68V252L66 253V251H67ZM70 249L72 250V254H71V252H70ZM80 249V250H79ZM160 249V250H159ZM171 249V250H170ZM27 250H29V251H27ZM35 250V251H34ZM42 250V251H41ZM47 250V251H46ZM51 250V251H50ZM176 250V251H175ZM242 251V252H240V251ZM4 251V252H3ZM54 251V252H53ZM74 251V252H73ZM92 251V252H91ZM162 251V252H161ZM166 251V252H165ZM194 251V252H193ZM235 251H237V252H235ZM22 252L24 253V254H22ZM39 252V253H38ZM49 252V253H48ZM76 252V253H75ZM239 252V254L238 255H236V253H238ZM2 253V254H1ZM14 253V254H13ZM34 253H35V255H34ZM63 253H65V254H63ZM166 253V254H165ZM230 253H235V254H230ZM241 253V254H240ZM244 253H245V255H244ZM27 254H29V256H31V257H29ZM38 254V255H37ZM44 254V255H43ZM59 254V255H58ZM63 254V255H62ZM66 254H68L67 256H69L70 254V258H68L67 256H65ZM82 254V255H81ZM114 254V255H113ZM243 254V255H242ZM12 255V256H11ZM19 255H20V257H19ZM22 255V256H21ZM25 255V256H24ZM27 255V256H26ZM84 255L82 256L83 257V259H84ZM119 255V256H118ZM174 255V256H173ZM236 255V256H235ZM242 255V256H241ZM7 256H8V258H7ZM17 258V257H19L18 259H16L15 257ZM60 256V257H59ZM62 256V257H61ZM78 256H79V254H78ZM78 256H76L75 255V257H72L74 260H75V258L76 257H78ZM172 256L173 257H179V259L177 258L176 260L177 261H174V260H172ZM234 256V257H233ZM2 257V258H1ZM10 257V258H9ZM37 257V258H36ZM82 257H81V259H82ZM88 257V258H87ZM236 257H238V258H236ZM250 257V256H249ZM29 258V259H28ZM61 258V259H60ZM66 258H68V260L69 261H67L66 260ZM71 258V259H72ZM131 258H132V260H131ZM233 258H235V259H233ZM251 258L253 259V258H256V257H254V256H251ZM21 259H22V261H21ZM31 259H33V260H31ZM58 259H60L59 261H58ZM72 259V260H73ZM77 259V258H76ZM89 259V260H88ZM252 259H250V260H246L245 262H244V264L247 262L248 264H256V262H254V261H252ZM257 259V258H256ZM255 259V260H256ZM11 260V261H10ZM30 260V261H29ZM66 260V261H65ZM129 260V261H128ZM214 260V261H213ZM219 260V261H218ZM254 260V259H253ZM19 263H18V262ZM28 261V262H27ZM35 263H34V262ZM82 261V260H81ZM110 261V262H109ZM174 261V262H173ZM250 261H252V262H250ZM257 261V260H256ZM11 262V263H10ZM123 262V263H122ZM127 262V263H126ZM237 262V263H236ZM246 263V264H247ZM80 264H83V263H80Z\"/></svg>",
  "mask_w": 264,
  "mask_h": 264
},
{
  "label": "bare ground",
  "instance_id": "2",
  "mask_svg": "<svg viewBox=\"0 0 264 264\" xmlns=\"http://www.w3.org/2000/svg\"><path fill=\"white\" fill-rule=\"evenodd\" d=\"M2 1H3V0H2ZM29 1H30V0H29ZM29 1H27V2H29ZM46 1H47V0H46ZM78 1H79V0H77V2H78ZM93 1H94V0H93ZM97 1H98V0H97ZM106 1H107V0H106ZM108 1H109V0H108ZM112 1H113V0H112ZM116 1H117V0H116ZM116 1H115V2H116ZM130 1H132V0H129V2H130ZM136 1H139V0H136ZM171 1H172V0H171ZM178 1H180V0H178ZM186 1H188V0H186ZM186 1H185V2H186ZM189 1H190V2H191V1H194V2H195L196 0H189ZM216 1L218 2V0H216ZM6 2H7V1H6ZM10 2H11V1H10ZM13 2H14V1H13ZM17 2H18V1H17ZM20 2H21V1H20ZM20 2H19V3H20ZM25 2H26V1H25ZM32 2H33V1H32ZM32 2H30V3H32ZM66 2H68V1H66ZM109 2H110V1H109ZM115 2L113 1V2H111L110 4L115 3ZM125 2H126V1H125ZM139 2H140V1H139ZM148 2H150V1L148 0ZM157 2H159V1H157ZM160 2H161V1H160ZM167 2H168V1H167ZM169 2H170V1H169ZM181 2H182V1H181ZM181 2H179V3H181ZM190 2H189V3H190ZM208 2H209V1H208ZM222 2H223V1H222ZM2 3H3V2H2ZM14 3H15V2H14ZM22 3H23V2H22ZM33 3H34V2H33ZM38 3H39V2H38ZM44 3H45V2H44ZM64 3H65V2H64ZM68 3H69V2H68ZM78 3H79V2H78ZM80 3H81V2H80ZM118 3H119V5H120L121 2H120V1L118 2V1H117V4H118ZM153 3H154V2H153ZM155 3H156V2H155ZM155 3H154V4H155ZM161 3H162V2H161ZM172 3H174V2H172ZM172 3H171V4H172ZM186 3H187V2H186ZM186 3H185V4H186ZM203 3H204V2H203ZM206 3H207V2H206ZM226 3H227V2H226ZM228 3H229V2H228ZM230 3H231V2H230ZM230 3H229V5H230ZM11 4H12V3H11ZM11 4H10V5H11ZM17 4H18V3H17ZM23 4H24V3H23ZM65 4H66V3H65ZM65 4H63V5L65 6ZM90 4H91V3H90ZM95 4H96V2H95ZM95 4H94V5H95ZM103 4H104V3H103ZM105 4H106V2H105ZM107 4H108V3H107ZM107 4H106V5H107ZM131 4H132V3H131ZM133 4H134V3H133ZM141 4H142V3H141ZM156 4H158V3H156ZM171 4H170V6H171ZM182 4H184V3H182ZM191 4L194 5L195 3H191ZM197 4H198V3H197ZM218 4H219V3H218ZM221 4H222V3H221ZM240 4H241V6H242V4H243V6L240 8V12L238 11L239 8L237 7L238 14H237V13H234V14H237L238 17H236V20H235V18H234V20H233V18L230 19V20H233L234 22H237V24L235 23V24H233V26H232V24H231V26H232L231 28L234 29L233 32L231 33L232 35L227 36V37H225V38L223 37V38H222V39H224V40H223V44H221V47H220L221 50H226V51H228L229 53H232V51L235 52V53L233 52L232 55L229 54V56H228V55H227V56L225 55V57H223V58H225V60L227 61L226 71H227L229 68H233V67H235L236 64L238 65V64H244V63H245L244 66H247V65H246L247 62H242L241 60H243V59H249L251 56L255 57V60H257V61H259L258 59H259L260 57L264 60V55H262V53L264 52V51L262 50V49H264V38H261V39H260L256 34H255V36L253 35V34L256 32V28H257V29L259 28L260 30H262L260 27H263V28H264V18H259V15H257L258 19H255V18H257V17L254 18V15L257 13V12H256L257 9L260 8V9H263V11H264V0H243V2L240 3ZM59 5H60V4H59ZM59 5H58V6H59ZM61 5H62V4H61ZM86 5H87V4H86ZM106 5H104V6H106ZM115 5H116V4H115ZM119 5H118V6H119ZM122 5H124V4H122ZM159 5H160V4H159ZM168 5H169V4H168ZM173 5H174V4H173ZM173 5H172V6H173ZM192 5H190V6H191V7H194V6H192ZM195 5H196V4H195ZM209 5H210V4H209ZM219 5H220V4H219ZM223 5H224V4H223ZM234 5L236 6L235 3H234ZM13 6H15V4H14ZM17 6H18V5H17ZM17 6H15V8H18V7H19V6H18V7H17ZM20 6H21V4H20ZM24 6H25V5H24ZM27 6H28V5H27ZM36 6H37V5H36ZM66 6H67V5H66ZM72 6H73V5H72ZM75 6H76V4H75ZM75 6H74V7H75ZM89 6H90V5H89ZM91 6H92V5H91ZM109 6H110V7H108V8H111V5H109ZM125 6H126V5H125ZM136 6H138V4H137ZM151 6H152V5H151ZM175 6H178V5L175 4ZM187 6H188V5H187ZM190 6H188L189 9L191 8ZM227 6H228V5H227ZM230 6H233V2H232V5H230ZM230 6L228 7L229 9H230ZM238 6H239V3H238ZM30 7H31V6H30ZM37 7H40V6H37ZM59 7H60V6H59ZM70 7H71V6H70ZM74 7H73V8H74ZM93 7H94V6H93ZM97 7H98V6H97ZM115 7H116V6H115ZM121 7H122V6H121ZM123 7H124V6H123ZM127 7H128V5L126 6V9H121V10H127V11H128V8H127ZM129 7H130V6H129ZM138 7H139V6H138ZM141 7H143V6H141ZM141 7L139 8V11H140V9H142ZM147 7H149V6H147ZM163 7H166V6H165V3H164V6H163ZM207 7H208V6H207ZM19 8H20V7H19ZM28 8H29V7H28ZM61 8H62V6H61ZM63 8H64V7H63ZM65 8H66V7H65ZM84 8H85V7H84ZM86 8H87V7H86ZM86 8H85V10H86ZM88 8H89V7H88ZM153 8L155 9V6H153ZM156 8H157V7H156ZM168 8H169V7H168ZM172 8H173V7H172ZM196 8H197V7H196ZM196 8L194 7L193 10H196ZM35 9H36V7H35ZM40 9H41V8H40ZM40 9H39V10H40ZM103 9H104V8H103ZM113 9H115V8L113 7ZM116 9H117V8H116ZM118 9L120 10V8H118ZM129 9H130V8H129ZM135 9H136V8H135ZM166 9H167V8H166ZM191 9H192V8H191ZM197 9H198V8H197ZM210 9H211V8H210ZM213 9H214V8H213ZM213 9H211V10H213ZM218 9H219V8H218ZM231 9H232V8H231ZM231 9H230V10H231ZM233 9H234V8H233ZM233 9H232V12L234 11ZM235 9H236V7H235ZM5 10H6V9H5ZM41 10H42V9H41ZM41 10H40V11H41ZM69 10H70V9H68V11H69ZM80 10H81V9H80ZM83 10H84V9H83ZM89 10H90V9H89ZM132 10H133V8H132ZM132 10H131V11H132ZM137 10H138V9H137ZM142 10H143V9H142ZM142 10H141V12H142ZM157 10H158V9H157ZM162 10H163V9H162ZM187 10H188V9H187ZM198 10H199V9H198ZM230 10H229V11H230ZM49 11H50V9H49ZM77 11H78V10H77ZM127 11H126V13H127ZM135 11H136V10H135ZM147 11H148V10H147ZM158 11H159V10H158ZM167 11H168V10H167ZM224 11H225V10H224ZM237 11H236V12H237ZM258 11H259V10H258ZM6 12H7V11H6ZM45 12H46V11H45ZM71 12H73V10H71ZM86 12H87V11H86ZM112 12H113V11H112ZM112 12H111V14H112ZM114 12H117V11L114 10ZM124 12H125V11H124ZM137 12H138V11H137ZM143 12H144V10H143ZM153 12H154V11H153ZM175 12H176V14H177V12H178L179 14L181 13V12H179V11H175ZM188 12H189V14L191 13V11H189V10H188ZM193 12H194V11H193ZM193 12H192V13H193ZM227 12H228V11H227ZM253 12H256V13L254 14ZM261 12H262V11H261ZM20 13H21V12H20ZM75 13H76V12H74V15H75ZM80 13H81V12H80ZM100 13H101V12H100ZM128 13H129V11H128ZM132 13H133V15H134V12H132ZM184 13H185V11H184ZM196 13H197V10H196ZM202 13H203V12H202ZM220 13H221V12H220ZM228 13H231V12H228ZM259 13H260V12H259ZM2 14H4V13H2ZM18 14H19V12H18ZM18 14H17V15H18ZM77 14H78V13H77ZM77 14H76V16H77ZM86 14H87V13H86ZM86 14H85V15H86ZM88 14H89V13H88ZM91 14H92V13H91ZM97 14H98V13H97ZM97 14H95V15L97 16ZM109 14H110V12H109ZM120 14H121V13H120ZM144 14H145V13H144ZM144 14H143V15H144ZM148 14H149V12H148ZM158 14H159V13H158ZM164 14H165V13H164ZM166 14H167V13H166ZM185 14H186V13H185ZM194 14H195V13L190 14V15L187 14V15L190 17V16H192V15H194ZM207 14H208V13H207ZM234 14H233V16H236V15H234ZM251 14L253 15L252 19L257 20V21H256V22H257L256 24H260V22L262 23V24H260V25H261L260 27H256V26L253 24V23L255 22L254 20L252 21L253 23L251 22V16H252ZM262 14H263V12H262ZM11 15H12V14H11ZM13 15H14V14H13ZM15 15H16V14H15ZM21 15H23V13H22ZM21 15H20V16H21ZM95 15H94V16H95ZM102 15H103V14H102ZM209 15H210V14H209ZM214 15H215V14H214ZM231 15H232V14H231ZM260 15H261V13H260ZM78 16H79V14H78ZM80 16H81V15H80ZM96 16H95V17H96ZM98 16H100V14H99ZM115 16H116V15H115ZM115 16H114V18H115ZM118 16H119V14H118ZM121 16H122V15H121ZM123 16H124V15H123ZM147 16H148V15H147ZM154 16H155V15H154ZM176 16H177V15H176ZM181 16H182V15H181ZM185 16H186V15H185ZM217 16H218V15H217ZM226 16H227V15H226ZM255 16H256V15H255ZM262 16H264V14H263ZM262 16H261V17H262ZM7 17H8V16H7ZM26 17H28V15H27ZM82 17H83V16H82ZM102 17H103V16H101V18H102ZM112 17H113V16H112ZM131 17H132V15H131ZM136 17H138V16H136ZM139 17H140V16H139ZM144 17H145V16H144ZM149 17H150V15H149ZM149 17H148V19H149ZM155 17H156V16H155ZM157 17H158V16H157ZM161 17H162V16H161ZM163 17H164V16H163ZM163 17H162V18H163ZM168 17H169V16H168ZM179 17H180V16H179ZM186 17H187V16H186ZM196 17H197V16H194V18H196ZM198 17H199V16H198ZM207 17H208V16H207ZM223 17H224V16H223ZM227 17H228V16H227ZM19 18H20V17H19ZM22 18H24V17H22ZM43 18H44V17H43ZM43 18H42V19H43ZM49 18H51V17L49 16ZM89 18H90V17H89ZM101 18H100V21H101ZM104 18H105V17H104ZM104 18H103V20H104ZM106 18H107V17H106ZM110 18H111V17H110ZM123 18H124V17H123ZM123 18H121V19H123ZM141 18H142V17H141ZM145 18H147V17H145ZM158 18H160V17H158ZM183 18H185V17H183ZM194 18H193V19H194ZM203 18H204V17H203ZM12 19H13V18H12ZM24 19H26V18H24ZM24 19H23V20H24ZM28 19H30V18H28ZM45 19H46V18H45ZM51 19H53V18H51ZM51 19H50V21H51ZM77 19H78V18H77ZM87 19H88V17H87ZM90 19H91V18H90ZM97 19H98V18H97ZM97 19H96V20H97ZM111 19H112V18H111ZM116 19H117V18H116ZM116 19H115V20H116ZM133 19H134V18H133ZM133 19H132V20H133ZM142 19H144V18H142ZM152 19H153V18H152ZM166 19H167V16H166ZM168 19H169V18H168ZM173 19H174V18H173ZM173 19H171V20H173ZM181 19H182V18H181ZM198 19H199V18H198ZM198 19H196V20H198ZM204 19H205V18H204ZM224 19H225V18H224ZM228 19H229V17H228ZM228 19H227V20H228ZM26 20H27V19H26ZM47 20H48V19H47ZM72 20H73V19H72ZM74 20H75V19H74ZM74 20H73V21H74ZM81 20H82V19H81ZM81 20H80V21H81ZM84 20H85V19H84ZM84 20H83V21H84ZM94 20H95V18H94ZM96 20H95V21H96ZM103 20H102V21H103ZM130 20H131V19H130ZM137 20H138V19H137ZM145 20H147V19H145ZM202 20H203V19H202ZM207 20H209V19H207ZM222 20H223V19H222ZM222 20H221V21H222ZM27 21H28V20H27ZM31 21L33 22V20H31ZM41 21H43V20H41ZM63 21H64V20H63ZM68 21H69V20H68ZM98 21H99V20H98ZM100 21H99V22H100ZM108 21H109V20H108ZM113 21H114V19H113ZM113 21H112V22H113ZM116 21H117V20H116ZM124 21H125V20H124ZM141 21H143V20H141ZM149 21L151 22L152 20H149ZM166 21H167V20H166ZM173 21H174V20H173ZM180 21H181V20H180ZM185 21H186V20H185ZM185 21H184V22H185ZM198 21H199V20H198ZM205 21H206V20H205ZM217 21H220V20H217ZM258 21H260V22L258 23ZM0 22H1V21H0ZM2 22H3V21H2ZM6 22H7V21H6ZM13 22H14V21H13ZM18 22H19V21H18ZM45 22H48V21H45ZM54 22H55V20H54ZM54 22H53V23H54ZM78 22H79V21H78ZM81 22H82V21H81ZM89 22H90V21H89ZM93 22H94V21H93ZM106 22H107V21H106ZM106 22H105V23H106ZM147 22H148V21H147ZM159 22H160V21H158L157 24H158ZM184 22H183V23H184ZM189 22H190V20H189ZM200 22H201V21H200ZM210 22H211V21H210ZM229 22L231 23V21H229ZM26 23H27V22H26ZM33 23H34V22H33ZM36 23H37V22H36ZM36 23H35V24H36ZM38 23H40V22L38 21ZM48 23H49V22H48ZM61 23H62V22H61ZM64 23H65V22H64ZM86 23H87V22H86ZM86 23H85V24H86ZM91 23H92V22H91ZM96 23H98V22H96ZM96 23H95V24H96ZM101 23H103V22H101ZM109 23H110V22H109ZM134 23H135V22H134ZM134 23H133V24H134ZM144 23H145V22H144ZM153 23H154V22H153ZM162 23H163V22H162ZM171 23H172V22H171ZM175 23H176V22H175ZM186 23H187V22H186ZM190 23H191V22H190ZM192 23H196V22L193 21ZM198 23H199V22H198ZM198 23H197V24H198ZM205 23H206V22H205ZM212 23H213V22H212ZM50 24H51V23H50ZM80 24H81V23H80ZM103 24H104V23H103ZM111 24H112V23H110V25H111ZM142 24H143V23H142ZM148 24H149V23H148ZM163 24H164V23H163ZM165 24H169V23H166V22H165ZM173 24H174V23H173ZM178 24H179V23H178ZM208 24H209V23H208ZM0 25H1V24H0ZM8 25H9V24H8ZM18 25H19V23H18ZM55 25H56V24H55ZM78 25H79V24H78ZM81 25H83V24H81ZM93 25H94V23H93ZM93 25H92V27H93ZM97 25H99V24H97ZM101 25H102V24H101ZM137 25H138V23H137ZM158 25H159V24H158ZM158 25H157V26H158ZM174 25H175V24H174ZM184 25H185V24H183V26H184ZM195 25H196V24H195ZM200 25H201V24H199V26H200ZM202 25H203V22H202ZM214 25H215V24H214ZM214 25H213V26H214ZM3 26H4V25H3ZM12 26H13V25H12ZM15 26H16V25H15ZM23 26H24V24H23ZM30 26H31V25H30ZM33 26H34V25H33ZM39 26H40V25H39ZM56 26H57V25H56ZM56 26H55V27H56ZM62 26H63V25H62ZM95 26H96V25H95ZM105 26H106V25H105ZM113 26H114V25H113ZM134 26H135V25H134ZM149 26H150V25H149ZM153 26H154V25H153ZM161 26H162V25H161ZM171 26H172V25H171ZM177 26H178V25H177ZM189 26H191V25H189ZM189 26H187V27H189ZM207 26H208V25H207ZM215 26H216V25H215ZM221 26H222V25H221ZM19 27H21V26H19ZM26 27H27V26H26ZM28 27H29V26H28ZM53 27H54V26H53ZM59 27H60V26H58V28H59ZM70 27H71V26H70ZM77 27H78V26H77ZM108 27H109V26H108V24H107V28H108ZM132 27H133V26H132ZM138 27H139V25L136 26V28H138ZM164 27H166V26H164ZM175 27H176V26H175ZM194 27H196V26H194ZM194 27H193V28H194ZM234 27H235V28H234ZM32 28H33V27H32ZM41 28H42V27H41ZM47 28H48V27H47ZM49 28H50V26H49ZM56 28H57V27H56ZM133 28H134V27H133ZM133 28H132V29H133ZM139 28H141V27H139ZM158 28H159V26H158ZM167 28H168V27H167ZM169 28H170V27H169ZM169 28H168V29H169ZM182 28H183V27H182ZM185 28H186V26H185ZM191 28H192V27L189 28V31H190V32L193 31V29H191ZM208 28L210 29V26H209ZM212 28H213V27H212ZM220 28H221V27H220ZM231 28L228 29L230 32H231ZM9 29H11V28L9 27ZM25 29H26V28H25ZM53 29H55V28H53ZM91 29H92V28H91ZM96 29H97V28H96ZM98 29H99V28H98ZM101 29H102V28H101ZM117 29H118V28H117ZM143 29H144V28H143ZM165 29H166V28H165ZM170 29H171V28H170ZM197 29H205V28H198V27H197ZM259 29H258V30H259ZM39 30H40V29H39ZM42 30H43V29H42ZM50 30H51V29H50ZM70 30H71V29H70ZM70 30H69V31H70ZM79 30H81V29H79ZM86 30H87V29H86ZM89 30H90V29H89ZM89 30H88V31H89ZM99 30H100V29H99ZM141 30H142V29H141ZM174 30H175V29H174ZM177 30H179V28H177ZM194 30H195V28H194ZM206 30H207V29H206ZM215 30H216V29H215ZM217 30H218V29H217ZM225 30H226V29H225ZM225 30H224V31H225ZM228 30H227V32H229ZM13 31H14V30H13ZM20 31H21V30H20ZM44 31H45V26H44ZM46 31H47V30H46ZM48 31H49V30H48ZM51 31H53V30H51ZM56 31L59 32V30H57V29H56ZM60 31H61V30H60ZM71 31H72V30H71ZM73 31H74V30H73ZM90 31H91V30H90ZM90 31H89V32H90ZM101 31H102V30H101ZM172 31H173V30H172ZM181 31H182V29H181ZM185 31H186V29H185ZM185 31H184V32H185ZM187 31H188V30H187ZM200 31H202V30H200ZM208 31H209V30H208ZM213 31H214V30H213ZM213 31L211 30V32H208V33H205L204 31L200 32V35H199V36H200V39H202V40H205V38L207 39V36L210 35V33H211V35H212V32H213ZM224 31H223V32H224ZM1 32H2V30H1ZM29 32H30V31H29ZM31 32H32V31H31ZM31 32H30V33H31ZM39 32H40V31H39ZM61 32H62V31H61ZM74 32H78V31H74ZM82 32H84V31H82ZM86 32H87V31H86ZM114 32H115V31H114ZM144 32H145V30H144ZM170 32H171V30H170ZM176 32H177V31H176ZM176 32H175V33H176ZM197 32H198V31H197ZM197 32H195V33H197ZM227 32H226V33H227ZM258 32L260 33L261 31H258ZM262 32L264 33V31H262ZM26 33H27V32H26ZM36 33H38V32H36ZM47 33H48V32H47ZM51 33H53V32H51ZM54 33H55V32H54ZM62 33H64V32H62ZM67 33H69V32H67ZM79 33H80V32H79ZM96 33H97V32H96ZM99 33H100V31H99ZM104 33H105V32H104ZM107 33H108V32H107ZM107 33H106L105 35H107ZM123 33H124V32H123ZM136 33H137V31H136ZM173 33H174V31H173ZM186 33H187V32H186ZM188 33H189V32H188ZM221 33H222V30H221ZM18 34H20V33H18ZM23 34H25V33H23ZM27 34H28V33H27ZM80 34H81V33H80ZM80 34H79V35H80ZM100 34L102 35V33H100ZM100 34H98V35L100 36ZM124 34L126 35V33H124ZM124 34H123V35H124ZM142 34H144V33L142 32ZM142 34H141V35H142ZM169 34L171 35V33H169ZM179 34L182 35V33H180V32H179ZM179 34H178V35H179ZM189 34H190V33H189ZM192 34H193V33H192ZM197 34H199V33H197ZM223 34H224V33H223ZM223 34H222L221 36H225V35H223ZM35 35H36V34H35ZM35 35H34V36H35ZM41 35H42V34H41ZM82 35H83V34H82ZM84 35H85V33H84ZM108 35H111V34L108 33ZM112 35H113V34H112ZM166 35H167V34H166ZM184 35H186V34H184ZM216 35H218V34L215 33L214 38H216V37H215ZM227 35H228V34H227ZM0 36H1V35H0ZM21 36H22V35H21ZM24 36H25V35H24ZM28 36H29V35H28ZM38 36H39V35H38ZM42 36H44V35H42ZM55 36H56V35H55ZM55 36H54V37H55ZM76 36H77V35H76ZM89 36H90V35H89ZM91 36H92V35H91ZM127 36H128V35H127ZM129 36H130V35H129ZM147 36H148V35H147ZM188 36H189V35H188ZM192 36H193V35H192ZM197 36H198V35H197ZM199 36H198V38H196V39H199ZM221 36H218V37H220V39H221ZM249 36H250V37H249ZM261 36H262V33H261ZM44 37H45V36H44ZM46 37H47V36H46ZM54 37H53V38H54ZM57 37H58V36H57ZM63 37H64V36H63ZM79 37H80V36H79ZM100 37H102V36H100ZM103 37H104V36H103ZM113 37H114V36H113ZM133 37H134V36H133ZM141 37H142V36H141ZM144 37H145V36H144ZM144 37H143V38H144ZM164 37H165V36H164ZM209 37H210V36H209ZM218 37H217V38H218ZM262 37H264V36H262ZM10 38L12 39V37H10ZM22 38H23V36H22ZM65 38H67V37H65ZM75 38L78 39V36L75 37ZM81 38L83 39V37H81ZM85 38H86V37H85ZM111 38H112V36H111ZM115 38H116V35H115ZM127 38H128V37H127ZM149 38H150V37H149ZM149 38H148V39H149ZM158 38H159V37H158ZM210 38H211V37H210ZM214 38H213V39H214ZM8 39H9V38H8ZM13 39H14V38H13ZM13 39H12V40H13ZM17 39H18V38H17ZM20 39H21V38H20ZM23 39H24V38H23ZM23 39H22V40H23ZM35 39H36V37H35ZM58 39H59V38H58ZM58 39H57V40H58ZM69 39H70V38H69ZM82 39H81V41H82ZM107 39H108V38H107ZM119 39H120V38H119ZM119 39H118V40H119ZM128 39H129V38H128ZM137 39H138V38H137ZM139 39H141V38H139ZM148 39H147V40H148ZM152 39H153V38H152ZM167 39H168V37H167ZM176 39H177V38H176ZM48 40H49V39H48ZM62 40H63V39H61V42H62ZM114 40H115V39H114ZM120 40H121V39H120ZM124 40H125V39H124ZM131 40H132V39H131ZM142 40H143V39H142ZM155 40H156V39H155ZM173 40H174V39H173ZM177 40H178V39H177ZM0 41H1V38H0ZM7 41H8V40L6 39L5 42H7ZM9 41H10V40H9ZM14 41H15V40H14ZM20 41H21V40H20ZM42 41H43V40H42ZM53 41H54V40H53ZM69 41H70V40H69ZM86 41H87V40H86ZM103 41H104V40H103ZM107 41H108V40H107ZM109 41H110V40H109ZM127 41H128V40H127ZM132 41H133V40H132ZM143 41H144V40H143ZM143 41H142V42H143ZM156 41H157V40H156ZM168 41H169V40H168ZM175 41H176V40H175ZM208 41H210V39H209ZM48 42H49V41H48ZM56 42H57V41H56ZM78 42H79V41H78ZM99 42H100V41L98 40V43H99ZM105 42H106V41H105ZM119 42H121V41H119ZM123 42H124V41H123ZM142 42H141V43H142ZM144 42H146V40H145ZM148 42H149V41H148ZM148 42H147V43H148ZM153 42H154V41H153ZM176 42H177V41H176ZM181 42H182V41H181ZM191 42H192V41H191ZM193 42H194V41H193ZM203 42H204V41H203ZM206 42H207V41H206ZM213 42H214V40H213ZM29 43H30V42H29ZM46 43H47V42H46ZM69 43H70V42H69ZM76 43H77V41H76ZM81 43H82V42H81ZM88 43H89V42H88ZM103 43H104V42H103ZM107 43H109V42H107ZM129 43H130V42H129ZM136 43H137V41H136ZM151 43H152V42H151ZM155 43H157V42H155ZM160 43H161V41H160ZM182 43H183V42H182ZM204 43H205V42H204ZM221 43H222V41H221ZM15 44H17V43H15ZM15 44H14V45H15ZM19 44H22V43H19ZM24 44H25V46H26V43H24ZM31 44H33V41H32ZM34 44H35V43H34ZM34 44H33V45H34ZM39 44H40V43H39ZM62 44H63V43H62ZM62 44H61V46H62ZM65 44H66V43H65ZM78 44H79V43H78ZM96 44H97V43H96ZM111 44H112V43H111ZM115 44H116V43H115ZM125 44H126V43H125ZM178 44H181V43H178ZM200 44H201V43H200ZM206 44H208V42H207ZM33 45H32V46H33ZM41 45H42V44H41ZM50 45H51V44H50ZM81 45H82V44H81ZM86 45H87V44H86ZM97 45H99V44H97ZM103 45H104V44H103ZM117 45H118V44H117ZM120 45H122V43H121ZM120 45H119V46H120ZM126 45H127V44H126ZM142 45H143V44H142ZM154 45H155V44H154ZM162 45H163V44H161V46H162ZM164 45H165V43H164ZM193 45H194V44H193ZM203 45H205V44H203ZM12 46H13V45H12ZM35 46H36V45H35ZM37 46H38V45H37ZM47 46H48V45H47ZM87 46H88V45H87ZM111 46H113V45H111ZM114 46H116V45H114ZM114 46H113V47H114ZM123 46H124V44H123ZM138 46H139V45H138ZM158 46H159V45H158ZM165 46H166V45H165ZM172 46H173V45H172ZM178 46H179V45H178ZM183 46H184V45H183ZM183 46H182V47H183ZM185 46H186V44H185ZM209 46H210V47H209ZM209 46H208V47H209V49H210L211 51H212V50H215V47H216L215 42H214V44H213V43L209 44ZM20 47H21V46H20ZM23 47H24V46H23ZM33 47H34V46H33ZM43 47H44V45H43ZM45 47H46V46H45ZM62 47H63V46H62ZM80 47H82V46H80ZM85 47H86V46H85ZM107 47H108V46H107ZM145 47H146V46H145ZM150 47H151V46H150ZM150 47H149V48H150ZM196 47H197V46H196ZM203 47H204V46H203ZM205 47H206V46H205ZM34 48H35V47H34ZM37 48H38V47H37ZM37 48H36V49H37ZM41 48H42V47H41ZM41 48H40V49H41ZM48 48H49V47H48ZM57 48H58V47H57ZM59 48H60V45H59ZM102 48H103V47H102ZM115 48H116V47H115ZM120 48L122 49V46H121ZM123 48H124V47H123ZM130 48H131V47H130ZM130 48H129V49H130ZM162 48H163V47H162ZM162 48L160 47L161 50H162ZM187 48H188V47H187ZM189 48H190V47H189ZM194 48H195V46H194ZM206 48H207V47H206ZM217 48H219V47H217ZM15 49H16V48H15ZM17 49H18V48H17ZM28 49H29V48H28ZM28 49H27V50H28ZM40 49H38V50H40ZM88 49H90V48H88ZM88 49H87V50H88ZM147 49H148V48H147ZM160 49H158V50H160ZM169 49H171V48H169ZM178 49H180V47H179ZM204 49H205V48H204ZM204 49H203V50H204ZM207 49H208V48H207ZM20 50H21V49H20ZM23 50H24V49H23ZM23 50H22V51H23ZM30 50H31V49H30ZM53 50H54V49H53ZM58 50H59V49H58ZM80 50H81V52H82V49H81V48H80ZM123 50H124V49H123ZM123 50H122V51H123ZM125 50L127 51L128 49H125ZM158 50H157V51H158ZM163 50H164V49H163ZM6 51H7V50H6ZM6 51H5V52H6ZM17 51L19 52V50H17ZM22 51H21V52H22ZM91 51H92V50H91ZM104 51H107V50H105V47H104ZM111 51H112V50H111ZM114 51H115V50H114ZM167 51H168V50H167ZM167 51H166V52H167ZM172 51H174V50H172ZM187 51H188V50H187ZM194 51H195V50H194ZM194 51H193V52H194ZM218 51H219V50H218ZM10 52H11V51H10ZM32 52H34V51H32ZM39 52H40V51H39ZM84 52H85V51H84ZM102 52H103V51H102ZM107 52H109V51H107ZM118 52H119V51H118ZM124 52H125V51H124ZM169 52H170V51H169ZM177 52H178V51H177ZM180 52H181V51H180ZM180 52H179V54H180ZM198 52H199V50H198ZM208 52H209V51H208ZM212 52H213V51H212ZM215 52H216V51H215ZM219 52H220V51H219ZM3 53H4V52H3ZM23 53H24V51H23ZM25 53H26V52H25ZM60 53H61V52H60ZM62 53H63V52H62ZM62 53H61V54H62ZM89 53H90V52H89ZM109 53H110V52H109ZM125 53H126V52H125ZM172 53H174V52H172ZM183 53H184V51H183ZM190 53H191V52H190ZM201 53H202V52H201ZM16 54H17V53H16ZM26 54H27V53H26ZM30 54H31V53H30ZM34 54H35V53H34ZM36 54H37V53H36ZM94 54H95V53H94ZM105 54H107V53H105ZM113 54L115 55V52H114ZM118 54H119V53H118ZM192 54H193V53H192ZM196 54H197V53H196ZM198 54H199V53H198ZM204 54H205V53H204ZM214 54H215V53H214ZM220 54L222 55V54H225V53H221V52H220L219 55H220ZM37 55H38V54H37ZM43 55H44V54H43ZM47 55H48V54H47ZM65 55H66V54H65ZM75 55H76V54H75ZM75 55H74V56H75ZM82 55H83V53H82ZM96 55H97V53H96ZM96 55H95V56H96ZM111 55H112V54H111ZM111 55H110V56H111ZM121 55H122V54H121ZM123 55H124V54H123ZM127 55H128V54H127ZM127 55H126V56H127ZM168 55H169V54H168ZM182 55H183V54H182ZM200 55H201V54H200ZM206 55H207V54H206ZM216 55H217V54H216ZM26 56L29 57L28 54H27ZM69 56H70V55H69ZM95 56H94V57H95ZM100 56H101V54H100ZM103 56H104V53H103ZM126 56H125V57H126ZM133 56H135V54H133ZM136 56H138V55L136 54ZM148 56H149V55H148ZM165 56H166V54H165ZM177 56H178V55H177ZM184 56H185V55H184ZM190 56H191V55H190ZM190 56H188V54H187V57H190ZM213 56H214V55H213ZM222 56H223V55H222ZM222 56H221V57H222ZM230 56H232V57H230ZM13 57H14V56H13ZM33 57H34V56H33ZM35 57H36V56H35ZM35 57H34V58H35ZM44 57H45V56H44ZM44 57H43V58H44ZM51 57H53V56H51ZM63 57H64V56H63ZM79 57H81V56H79ZM82 57H83V56H82ZM87 57H88V56H87ZM108 57H109V56H108ZM116 57L119 58L120 56H116ZM142 57H143V55H142ZM146 57H147V56H146ZM171 57H172V56H171ZM180 57H181V55H180ZM198 57H199V56H198ZM203 57H204V56H203ZM203 57H202V58H203ZM29 58H31V57H29ZM38 58H39V57H38ZM64 58H65V57H64ZM70 58H71V57H70ZM73 58H74V57H73ZM89 58H90V56H89ZM96 58H97V57H96ZM105 58H106V55H105ZM111 58H112V57H111ZM113 58H114V57H113ZM126 58H127V57H126ZM130 58H131V57H130ZM133 58H134V57H133ZM136 58H137V57H136ZM173 58H174V57H173ZM175 58H176V57H175ZM191 58H192V57H191ZM10 59H11V58H10ZM26 59H27V58H26ZM68 59H69V57H68ZM82 59H83V58H82ZM82 59H81V60H82ZM86 59H87V58H86ZM147 59H148V58H147ZM149 59H150V58H149ZM152 59H153V58H152ZM162 59H163V58H162ZM170 59H171V58L169 57V60H170ZM177 59H178V58H177ZM181 59H182V57H181ZM195 59H196V58H195ZM205 59L207 60V58H205ZM212 59H214V58H212ZM212 59H211V60H212ZM236 59H237V60H240L241 62L235 64L234 62L236 61ZM13 60H14V58H13ZM40 60H41V59H40ZM48 60H49V59H48ZM51 60H54V59H51ZM104 60H105V59H104ZM111 60H112V59H111ZM120 60H121V59H120ZM141 60H142V59H141ZM143 60H144V59H143ZM150 60H151V59H150ZM150 60H148V61H150ZM156 60H157V59H156ZM164 60H165V59H164ZM186 60H187V59H186ZM193 60H194V59H193ZM214 60H215V59H214ZM28 61H29V60H28ZM67 61H68V60H67ZM67 61H66L65 63H68ZM69 61H70V60H69ZM85 61H86V60H85ZM93 61H94V60H93ZM108 61H109V60H108ZM125 61H126V60H125ZM128 61H129V60H128ZM145 61H147V60H145ZM188 61H189V60H188ZM188 61H187V62H188ZM196 61H197V60H196ZM209 61H210V60H209ZM219 61H221V60H219ZM260 61H262V60L260 59ZM1 62H2V61H1ZM3 62H4V61H3ZM31 62H32V61H31ZM31 62H30V63H31ZM91 62H92V61H91ZM94 62H95V61H94ZM100 62H101V61H100ZM109 62H110V61H109ZM112 62H113V60H112ZM114 62H115V59H114ZM122 62H123V59H122ZM122 62H121V63H122ZM129 62H130V61H129ZM129 62H128V63H129ZM141 62H142V61H141ZM163 62H164V61H163ZM167 62H168V61H167ZM169 62H170V61H169ZM187 62H186V63H187ZM194 62H195V61H194ZM194 62H193V63H194ZM201 62H202V61H201ZM204 62H206V61H204ZM204 62H203V63H204ZM215 62H217V61H215ZM215 62H214V63H215ZM221 62H222V61H221ZM237 62H238V61H237ZM14 63H15V62H14ZM16 63H17V62H16ZM18 63H19V62H18ZM49 63H51V62H49ZM49 63H48V64H49ZM54 63H56V62H54ZM63 63H64V62H63ZM65 63H64V64H65ZM71 63H72V62H71ZM71 63H70V64H71ZM84 63H86V62H84ZM97 63H98V61H97ZM116 63H117V59H116ZM138 63H139V62H138ZM143 63H146V62H143ZM151 63H152V62H150V64H151ZM175 63H176V61H175ZM175 63H174V64H175ZM182 63H183V62H182ZM214 63H213V64H214ZM6 64H7V63H6ZM10 64H11V63H10ZM24 64H25V62H24ZM59 64H60V63H59ZM90 64H91V63H90ZM129 64H130V63H129ZM132 64H133V63H132ZM132 64H130V66H131ZM147 64H148V63H147ZM147 64H146V65H147ZM177 64H178V62H177ZM209 64H210V63H209ZM209 64H208V65H209ZM217 64L220 65L219 62L216 63V65H217ZM234 64H235V65H234ZM29 65H30V64H29ZM45 65H46V64H45ZM75 65H76V64H75ZM78 65H79V64H78ZM87 65H88V64H87ZM93 65H94V63H93ZM107 65H110V64L107 63ZM112 65H113V64H112ZM114 65H115V64H114ZM117 65H120V64H117ZM117 65H116V66H117ZM122 65H123V64H122ZM124 65H125V64H124ZM127 65H128V64H126V66H125L126 68H127ZM160 65H161V63H160ZM162 65H163V64H162ZM170 65H171V64H170ZM178 65H179V64H178ZM181 65H182V64H181ZM194 65H195V63H194ZM197 65H198V64H197ZM214 65H215V64H214ZM214 65H213V66H214ZM222 65H223V62H222ZM10 66H11V65H10ZM24 66H25V65H24ZM30 66H31V65H30ZM37 66H38V64H37ZM48 66H49V65H48ZM48 66H47V67H48ZM57 66H58V64H57ZM59 66H61V65H59ZM76 66H77V65H76ZM80 66H81V65H80ZM90 66H91V65H90ZM150 66H152V65H150ZM164 66H165V65H164ZM179 66H180V65H179ZM179 66H178V68H179ZM183 66H184V65H183ZM186 66H187V65H186ZM186 66H185V67H186ZM192 66H193V65H192ZM199 66H200V65H199ZM203 66H204V65H203ZM203 66H202V67H203ZM210 66H211V65H210ZM2 67H3V66H2ZM51 67H53V65H51ZM66 67H68V66L66 65ZM85 67H86V66H85ZM113 67H114V66H113ZM125 67H124V68H125ZM143 67L145 68V66H143ZM161 67H162V66H161ZM169 67H170V66H169ZM172 67L174 68V66H172ZM175 67L177 68V66H175ZM180 67H181V66H180ZM193 67H194V66H193ZM14 68H15V67H14ZM16 68H17V67H16ZM62 68H64V67H62ZM72 68H73V67H72ZM77 68H78V67H77ZM88 68H89V66H88ZM93 68H94V67H93ZM121 68H122V67H121ZM121 68H120V69H121ZM126 68H125V69H126ZM133 68H134V67H132V69H133ZM144 68H143V69H144ZM181 68H182V67H181ZM183 68H184V67H183ZM206 68H207V67H206ZM206 68L204 67L203 69H206ZM216 68H217V67H216ZM218 68H219V67H218ZM218 68H217V69H218ZM222 68H223V67H222ZM242 68H244V67H241V69H242ZM254 68H255V67H254ZM1 69H2V68H1ZM3 69H4V68H3ZM8 69H9V68H8ZM31 69H32V68H31ZM34 69H35V66H34ZM39 69H40V68H39ZM44 69H46V68H44ZM70 69H71V68H70ZM81 69H82V68H81ZM84 69H85V68H84ZM94 69H95V68H94ZM106 69H107V68H106ZM106 69H105V70H106ZM116 69H117V68H116ZM132 69H131V70H132ZM136 69H137V67H136ZM147 69H148V68H147ZM152 69H155V68H152ZM158 69H160V66H158L157 70H158ZM164 69H165V68H164ZM166 69H167V68H166ZM166 69H165V72H166ZM185 69H186V68H185ZM213 69L215 70V68H213ZM217 69H216V71H217ZM220 69H221V68H220ZM223 69H224V68H223ZM238 69H239V68H238ZM238 69H237V70H238ZM252 69H253V67H252ZM6 70H7V69H6ZM6 70H5V72H6ZM37 70H38V69H37ZM51 70H53V69H51ZM71 70L73 71V69H71ZM76 70H77V69H76ZM76 70H75V71H76ZM91 70H92V69H91ZM91 70H90V71H91ZM102 70H103V69H102ZM111 70H112V69H111ZM111 70H109V73H111ZM126 70H127V69H126ZM140 70H141V69H140ZM198 70H199V69H198ZM239 70H240V69H239ZM9 71H11V70H9ZM25 71H26V69H25ZM31 71H32V70H31ZM35 71H36V69H35ZM40 71H41V70H40ZM44 71H45V70H44ZM68 71H69V69H68ZM78 71H82V70H78ZM117 71H118V70H117ZM117 71L114 70L113 72H117ZM123 71H124V70H123ZM134 71H135V70H134ZM137 71H138V70H137ZM162 71H163V70H162ZM224 71H225V70H224ZM224 71H220V72H224ZM242 71H243V70H242ZM242 71H241V72H242ZM1 72H2V71H1ZM20 72H21V71H20ZM61 72H63V70H62ZM64 72H65V71H64ZM100 72H101V71H100ZM103 72H104V71H103ZM119 72H120V71H119ZM127 72H129V71H127ZM127 72H126V73H127ZM147 72H149V71H147ZM147 72H146V73H147ZM150 72H151V71H150ZM168 72H169V71H168ZM175 72H176V70H175ZM175 72H174V73H175ZM178 72H179V71H178ZM180 72H181V71H180ZM182 72H183V71H182ZM212 72H213V71H212ZM232 72H233V71H232ZM18 73H19V72H18ZM21 73H22V72H21ZM30 73H31V72H30ZM36 73H37V71H36ZM40 73H41V72H40ZM47 73H48V72H47ZM57 73H58V72H57ZM57 73H56V74H57ZM67 73H68V72H67ZM77 73H78V72H77ZM91 73H92V72H91ZM122 73H123V72H122ZM122 73H121V74H122ZM132 73H133V72H132ZM132 73L130 72V74H132ZM134 73H136V72H134ZM141 73H142V72H141ZM153 73H154V72H153ZM183 73H184V72H183ZM203 73H204V72H203ZM208 73H209V72H208ZM218 73H219V72H218ZM226 73H227V72H226ZM229 73H230V72H229ZM236 73H237V71H236ZM257 73H258V72H257ZM257 73H256V74H257ZM38 74H39V73H38ZM59 74L62 75V73H59ZM69 74H70V73H69ZM69 74H65V75H68V76H69ZM78 74H79V73H78ZM78 74H77V75H78ZM80 74H81V73H80ZM111 74H112V73H111ZM113 74H114V73H113ZM130 74H128V75H130ZM150 74H151V73H150ZM166 74H167V73H166ZM180 74H182V73H180ZM180 74H179V75H180ZM223 74H224V73H223ZM230 74H232V73H230ZM230 74H229V75H230ZM7 75H8V74H7ZM17 75L20 76V74H17ZM23 75H25V74H23ZM27 75H28V74H27ZM92 75H93V74H92ZM119 75H120V74H119ZM119 75H118V76H119ZM122 75H123V74H122ZM124 75H125V73H124ZM140 75H141V74H140ZM169 75H170V74H169ZM172 75H173V73H172ZM182 75H183V74H182ZM189 75H190V74H189ZM233 75H234V74H233ZM243 75H244V74H243ZM252 75H253V74H252ZM15 76H16V73H15ZM21 76H22V75H21ZM58 76H59V75H58ZM58 76H57V77H58ZM80 76H81V75H80ZM84 76H85V75H83V77H84ZM114 76H115V75H114ZM118 76H117V77H118ZM131 76H132V75H131ZM133 76H134V75H133ZM135 76H136V75H135ZM142 76H143V74H142ZM145 76H146V75H145ZM148 76H149V75H148ZM151 76H152V74H151ZM170 76H171V75H170ZM185 76H186V75H185ZM187 76H188V75H187ZM187 76H186V77H187ZM218 76H220V75H218ZM240 76H241V75H240ZM245 76H246V75H245ZM245 76H244V77H245ZM30 77H31V75H30ZM38 77H39V75H38ZM48 77H49V75H48ZM57 77H56V78H57ZM63 77H65V76H63ZM91 77H92V76H91ZM115 77H116V76H115ZM119 77H120V76H119ZM137 77H138V76H137ZM137 77H136V78H137ZM164 77H165V76H164ZM166 77H168V76H166ZM174 77H177V76L174 75ZM181 77H182V76H181ZM181 77L179 76V78H181ZM186 77H185V78H186ZM216 77H217V75H216ZM262 77H263V76H262ZM1 78H2V77H1ZM12 78H13V76H12ZM17 78H18V80L20 79V77H18V76H17ZM36 78H37V77H36ZM39 78H41V77H39ZM49 78H50V77H49ZM49 78H47V80H48ZM61 78H62V77H61ZM68 78H69V77H68ZM68 78H67V79H68ZM74 78H75V77H74ZM76 78H77V76H76ZM92 78H93V77H92ZM94 78H95V77H94ZM96 78H97V77H96ZM105 78H106V77H105ZM123 78H124V76H123ZM126 78H127V77H126ZM177 78H178V77H177ZM214 78H215V76H213V79H214ZM218 78H219V77H218ZM230 78H231V77H230ZM230 78H229L228 74H227V75L224 74V75H222V77H220L219 80H220V82H221V81H223V82H227ZM240 78H241V77H240ZM246 78H247V77H246ZM10 79H11V78H10ZM13 79H14V78H13ZM13 79H12V80H13ZM32 79H33V78H32ZM34 79H35V78H34ZM41 79H42V78H41ZM59 79H60V78H59ZM65 79H66V78H65ZM86 79H87V78H86ZM86 79H85V80H86ZM89 79H90V77H89ZM89 79H88V80H89ZM98 79H99V78H98ZM106 79H107V78H106ZM106 79H105V80H106ZM109 79H110V78H109ZM132 79H134V77H133ZM141 79H144V78H141ZM141 79H140V80H141ZM146 79H147V77H146ZM150 79H151V77H150ZM158 79L160 80V78H158ZM169 79H171V78H169ZM175 79H176V78H175ZM182 79H184V77H183ZM182 79H181V80H182ZM235 79H236V78H235ZM237 79H238V78H237ZM249 79H250V78H249ZM254 79H255V78H254ZM258 79H259V77H258ZM23 80L25 81V83H24L23 81H21V80H19L18 82L21 81V82L24 83V84L22 83L23 85L27 84L29 87H34V88H37V89H38V87H39V83H38V82H35V84H34V83H33L34 81H32V82L29 81V80L26 81V80H25V76H24V79H23ZM37 80H38V79H37ZM85 80L83 81V83L86 82ZM90 80H91V79H90ZM90 80H89V81H90ZM140 80H139V82H141ZM161 80H162V78H161ZM173 80H174V79H173ZM195 80H196V79H195ZM244 80H245V78H244ZM246 80H247V79H246ZM251 80H252V79H251ZM255 80H256V79H255ZM10 81H11V80H10ZM39 81H40V80H39ZM54 81H55V80H54ZM70 81H72V78H71ZM79 81H81V80H79ZM107 81H108V80H107ZM120 81H121V80H120ZM124 81H125V80H123V82H124ZM127 81H129V80H127ZM127 81H126V82H127ZM130 81H131V80H130ZM153 81H154V80H153ZM184 81H185V80H184ZM190 81H191V79H190ZM197 81H198V80H197ZM217 81H218V80H217ZM230 81H231V80H230ZM235 81L237 82V80H235ZM235 81H234V83H235ZM241 81H242V80H241ZM41 82H42V81H41ZM43 82H44V81H43ZM45 82H46V80H45ZM48 82H49V81H48ZM63 82H65V80H64ZM63 82L61 81V83H60V82H59V83L62 84ZM73 82H74V81H73ZM81 82H82V81H81ZM97 82H98V81H97ZM113 82H114V81H113ZM113 82H112V83H113ZM135 82H136V81H135ZM139 82H138V83H139ZM162 82H163V81H162ZM171 82H172V81H171ZM175 82H176V80H175ZM195 82H196V81H195ZM198 82H199V81H198ZM218 82H219V81H218ZM251 82H253V81H251ZM5 83H6V82H5ZM12 83H14V80L12 81ZM36 83H37V84H36ZM59 83H57V85H58ZM71 83H72V82H71ZM77 83H78V82H77ZM79 83H80V82H79ZM100 83H102V82H100ZM112 83H111V84H112ZM119 83H120V82H119ZM130 83H131V82H130ZM142 83H143V81H142ZM142 83H141V84H142ZM153 83H157L156 80H155V82H153ZM159 83H161V82H159ZM221 83H222V82H221ZM229 83H231V82H229ZM232 83H233V79H232ZM260 83H261V82H260ZM9 84H10V83H9ZM9 84H8V85H9ZM14 84L17 85L16 83H14ZM20 84H21V83H20ZM22 84H21V85H22ZM42 84H43V83H42ZM53 84H54V82H53ZM60 84H59V86H64V85H60ZM69 84H70V82H69ZM72 84H73V83H72ZM84 84H85V83H84ZM84 84H83V85H84ZM86 84H87V83H86ZM95 84H96V83H95ZM115 84H116V83H115ZM122 84H124V83H122ZM146 84H147V83H146ZM157 84H158V83H157ZM157 84H156V85H157ZM161 84H164V83H161ZM165 84H166V83H165ZM171 84H172V83H171ZM177 84H178V83H177ZM179 84H180V83H179ZM187 84H188V83H187ZM189 84H190V83H189ZM226 84H227V83H226ZM226 84H225V85H226ZM242 84H243V83H242ZM27 85H26V86H27ZM37 85H38V86H37ZM45 85H46V84H45ZM67 85H68V84H66V86H67ZM79 85H80V84H79ZM88 85H89V84H88ZM97 85H98V84H97ZM100 85H102V84H100ZM119 85H120V84H119ZM148 85H150V83H149ZM151 85H154V84L151 83ZM168 85H169V84H168ZM184 85H185V84H184ZM203 85H205V84H203ZM203 85H202V86H203ZM234 85H235V84H234ZM252 85H253V84H252ZM258 85H259V83H258ZM258 85H257V86H258ZM260 85H261V84H260ZM260 85H259V86H260ZM4 86H5V85H4ZM12 86H13V85H12ZM46 86H47V85H46ZM48 86H49V85H48ZM51 86L54 87V85H51ZM73 86H74V85H73ZM92 86H93V85H92ZM102 86H103V85H102ZM113 86H114V85H113ZM144 86H145V83H144ZM146 86H147V85H146ZM162 86H164V89H165V85H162ZM162 86H161V89L163 88ZM166 86H167V85H166ZM172 86H173V84H172ZM175 86H176V85H175ZM175 86H174V87H175ZM177 86H179V85H177ZM189 86H190V85H189ZM191 86H192V85H191ZM195 86H199L198 83H197V85H195ZM209 86H211V85H209ZM228 86H229V85H228ZM228 86H227V87H228ZM243 86H244V85H243ZM248 86H249V85H248ZM259 86H258V88H259ZM5 87H7V85H6ZM44 87H45V86H44ZM75 87H77V85H76ZM98 87H99V86H98ZM116 87H117V86H116ZM119 87H120V86H119ZM127 87H128V86H127ZM130 87H131V86H130ZM151 87H153V86H151ZM156 87H157V86H156ZM167 87H168V86H167ZM170 87H171V86H170ZM180 87H181V86H180ZM193 87H194V86H193ZM204 87H206V86H204ZM224 87H225V86H224ZM224 87H223V88H224ZM229 87H231V86H229ZM3 88H4V87H3ZM24 88H26V87L24 86ZM39 88H40V87H39ZM57 88H58V86H57ZM60 88H61V87H60ZM63 88H64V87H63ZM67 88H69V87H67ZM108 88H109V87H108ZM123 88H124V87H123ZM132 88H133V87H132ZM136 88H139V87H137V85H136ZM136 88H135V89H136ZM147 88H148V86H147ZM171 88H172V87H171ZM191 88H192V87H191ZM195 88H196V87H195ZM198 88H199V87H198ZM234 88H235V87H234ZM238 88H239V87H238ZM254 88H255V87H254ZM64 89H65V88H64ZM72 89H73V88H72ZM79 89H80V88H79ZM93 89H94V87H93ZM95 89H96V88H95ZM111 89H112V88H111ZM111 89H110V91H111ZM115 89H116V88H115ZM121 89H122V87H121ZM124 89H125V88H124ZM126 89H128V88H126ZM135 89H134V90H135ZM140 89H141V88H140ZM149 89H150V88H149ZM158 89H159V87H158ZM158 89L156 88V90H158ZM176 89H177V88L175 87V90H176ZM199 89H200V88H199ZM206 89H208V88H206ZM209 89H210V88H209ZM224 89H225V88H224ZM24 90H26V89H24ZM27 90H28V89H27ZM43 90H44V89H43ZM65 90H67V89H65ZM75 90H76V89H75ZM81 90H82V89H81ZM87 90H89V86H88ZM90 90H91V89H90ZM100 90H101V89H100ZM106 90H107V89H106ZM108 90H109V89H108ZM143 90L145 91L146 88L144 87ZM165 90H166V89H165ZM165 90H164V91H165ZM167 90H169V89H167ZM178 90H179V89H178ZM188 90H189V89H188ZM188 90H187V91H188ZM203 90H204V89H203ZM229 90H230V89H229ZM54 91H55V90H54ZM69 91H70V90H69ZM95 91H96V90H95ZM98 91H99V90H98ZM116 91H117V90H116ZM130 91H131V89H130ZM132 91H133V90H132ZM132 91H131V93H132ZM137 91H139V90H137ZM150 91H151V89H150ZM159 91H160V90H159ZM185 91H186V90H185ZM240 91H241V90H240ZM247 91H248V90H247ZM251 91H252V90H251ZM258 91H259V90H258ZM1 92H2V91H1ZM4 92H5V91H4ZM10 92H11V91H10ZM42 92H43V91H42ZM47 92H48V91H47ZM47 92H45V93H47ZM65 92H66V91H65ZM77 92H78V91H77ZM82 92H83V91H82ZM85 92H87V91L85 90ZM96 92H97V91H96ZM104 92H105V91H104ZM106 92H107V91H106ZM113 92H114V91H113ZM139 92H140V91H139ZM142 92H143V91H141V93H142ZM146 92H148V91H146ZM168 92H169V91H168ZM170 92H171V91H170ZM191 92H193L192 89H191ZM200 92L202 93L201 89H200ZM206 92H207V91H206ZM230 92H231V91H230ZM236 92H237V91H236ZM261 92H262V91H261ZM2 93H3V92H2ZM26 93H28V92L26 91ZM30 93H31V92H30ZM48 93H49V92H48ZM50 93H51V92H50ZM63 93H64V91H63ZM66 93H67V92H66ZM73 93H74V92H73ZM89 93H90V92H89ZM92 93H93V92H92ZM141 93H139V94H141ZM152 93H153V92H152ZM173 93H177V92H174V91H173L172 94H173ZM196 93H197V92H196ZM201 93H200V94H201ZM249 93H251V92H249ZM4 94H5V93H4ZM13 94L15 95V93H13ZM21 94H22V93H21ZM21 94H20V95H21ZM32 94H33V92H32ZM32 94L29 95V98L32 96ZM64 94H65V93H64ZM76 94H77V93H76ZM78 94H79V93H78ZM78 94H77V95H78ZM95 94H96V93H95ZM103 94H104V93H103ZM143 94H144V93H143ZM145 94H146V93H145ZM154 94H155V93H154ZM154 94H153V96H150L149 99L152 98V97H155L156 94H155V95H154ZM163 94H164V93H163ZM166 94H167V92H166ZM170 94H171V93H170ZM185 94H186V93H185ZM185 94H184V95H185ZM197 94H198V93H197ZM202 94H203V93H202ZM205 94H206V93H205ZM211 94H212V93H211ZM233 94H234V93H233ZM233 94H231V96H232ZM246 94H247V92H246ZM253 94H254V92H253L251 95H253ZM255 94H256V92H255ZM255 94H254V95H255ZM257 94H258V93H257ZM7 95H8V94H7ZM20 95H19V96H20ZM24 95H25V94H24ZM35 95H37V93L34 94L33 98H34V97H38V98H39V95H38V96H35ZM51 95H54V94H51ZM56 95H57V94H56ZM71 95H72V94H71ZM77 95H76V96H77ZM87 95H88V94H87ZM116 95H118V94H116ZM134 95H135V94H134ZM150 95H151V94H150ZM158 95H160V93H159ZM213 95H214V94H213ZM229 95H230V94H229ZM238 95H239V94H238ZM238 95H237V96H238ZM241 95H242V94H241ZM10 96H13V95L10 93ZM25 96H26V95H25ZM45 96H47V95H45ZM45 96H44V97H45ZM63 96H64V95H63ZM100 96H101V95H100ZM141 96H142V95H141ZM148 96H149V93H148ZM156 96H157V95H156ZM161 96H162V95H161ZM172 96H173V95H172ZM200 96H201V95H200ZM207 96H208V95H207ZM217 96H218V97H217ZM220 96H221V93H218V94L216 95L217 99L215 98L216 102H214V103H215V106H213V108H214V107L217 108V111H218V109H219L220 107L224 106L223 104H224L225 102H227V100H220V98H221ZM258 96H260V95H258ZM15 97H16V96H15ZM21 97H22V96H21ZM23 97H24V96H23ZM27 97H28V96H27ZM61 97H62V96H61ZM61 97H60V98H61ZM69 97H71V96H69ZM79 97H80V98H79ZM79 97H77V98H78L80 101H83V100L85 99V96L82 95V94H80ZM109 97H110V96H109ZM120 97H121V96H120ZM125 97H126V96H125ZM159 97H160V96H159ZM180 97H181V96H180ZM182 97H183V96H182ZM193 97H195V96H193ZM214 97H215V96H214ZM214 97H213V98H214ZM233 97H234V96H233ZM254 97H255V96H254ZM29 98H28V100H29ZM33 98H32V99H33ZM38 98H37V99H38ZM57 98H59V96H58ZM60 98H59V99H60ZM64 98H65V97H64ZM73 98H74V97H73ZM110 98H111V97H110ZM165 98H166V97H165ZM177 98H178V97H177ZM196 98H197V97H196ZM199 98H200V97H199ZM213 98H212V99H213ZM244 98H245V97H244ZM252 98H253V97H252ZM259 98H260V97H259ZM263 98H264V97H263ZM2 99H3V98H2ZM20 99H21V98H20ZM25 99H26V98H25ZM25 99H24V100H25ZM48 99H49V98H48ZM54 99H55V98H54ZM66 99H67V98H66ZM71 99H72V98H71ZM111 99H112V98H111ZM122 99H123V97H122ZM126 99H128V98L126 97ZM141 99H142V98H141ZM152 99H153V98H152ZM159 99H160V98H159ZM187 99H188V98H187ZM203 99H204V97H203ZM212 99H210V100H212ZM236 99L238 100L239 98H236ZM236 99H235V100H236ZM255 99H256V97H255ZM10 100H11V99H10ZM10 100H9V101H10ZM13 100H14V99H13ZM15 100H16V99H15ZM33 100L36 101V98L33 99ZM33 100H31V102H32ZM46 100H47V99H46ZM60 100H61V99H60ZM72 100H73V99H72ZM72 100H70V101H72ZM79 100H78V101H79ZM86 100H87V97H86ZM154 100H155V99H154ZM167 100H168V99H167ZM210 100H209V101H210ZM242 100H243V99H242ZM250 100H252V99H250ZM0 101H1V100H0ZM3 101H4V100H3ZM11 101H12V100H11ZM25 101H26V100H25ZM48 101H49V100H48ZM53 101H54V100H53ZM76 101H77V99H76ZM80 101H79L78 103H80ZM88 101H89V99H88ZM110 101H111V100H110ZM116 101H117V100H116ZM120 101H122V100H120ZM126 101H127V100H126ZM148 101H150V100H148ZM157 101H158V100H157ZM171 101H172V100H171ZM195 101H196V100H195ZM212 101H213V100H212ZM228 101H229V100H228ZM240 101H241V100H240ZM253 101H254V100H253ZM257 101H258V100H257ZM7 102H8V99H7ZM7 102L5 101L4 103H7ZM21 102H22V104H24L23 101H21ZM27 102H28V101H27ZM37 102H39V101H37ZM41 102H42V101H41ZM58 102H59V101H58ZM66 102H67V101H66ZM68 102H69V101H68ZM74 102H75V101H74ZM83 102H84V101H83ZM85 102H86V101H85ZM85 102H84V103H85ZM100 102H101V101H100ZM107 102H108V101H107ZM127 102H128V101H127ZM152 102H153V101H152ZM162 102H163V100H162ZM168 102H169V101H168ZM255 102H256V101H255ZM1 103H2V101H1ZM8 103H9V102H8ZM15 103H19V102H17V100H16ZM33 103H34V102H33ZM43 103H44V102H43ZM47 103H48V102H46V104H47ZM71 103H72V102H71ZM108 103H109V102H108ZM115 103H116V102H113V104H115ZM124 103H125V102H124ZM124 103H122V104H124ZM146 103H147V102H146ZM154 103H155V102H154ZM165 103H166V101H165ZM169 103H170V102H169ZM169 103H168V104H169ZM197 103H198V102H197ZM199 103H201V102H199ZM211 103H212V102H211ZM229 103H230V102H229ZM236 103H237V101H236ZM243 103H244V102H243ZM245 103H246V102H245ZM28 104H30V102H29ZM57 104H58V103H57ZM60 104H61V103H60ZM60 104H58V105H60ZM65 104H66V103H65ZM72 104H73V103H72ZM82 104H83V103H82ZM86 104H87V102H86ZM89 104H90V103H89ZM92 104H93V103H92ZM96 104H97V103H96ZM98 104H99V103H98ZM102 104H103V103H102ZM131 104H132V103H131ZM133 104H134V103H133ZM149 104H151V103H149ZM160 104H162V103L159 102V107H161ZM189 104H190V103H189ZM189 104H188V105H189ZM206 104H207V103H206ZM206 104H205V105H206ZM208 104H209V103H208ZM227 104H228V103H227ZM238 104H239V103H238ZM240 104H242V103H240ZM246 104H247V103H246ZM252 104H253V103H252ZM255 104H256V103H255ZM257 104H258V102H257ZM19 105H20V104H19ZM26 105H27V103H26ZM32 105H33V104H32ZM39 105H40V104H39ZM48 105H49V104H48ZM84 105H85V104H84ZM90 105H91V104H90ZM127 105H130V104H127ZM144 105H145V102H144ZM151 105L153 106V104H151ZM157 105H158V104L156 103V106H157ZM163 105H164V102H163ZM191 105H192V104H191ZM200 105H201V104H200ZM200 105H199V106H200ZM211 105H212V104H211ZM225 105H226V104H225ZM231 105H232V103H231ZM234 105H235V104H234ZM263 105H264V104H263ZM5 106H6V105H5ZM7 106H8V105H7ZM17 106H18V105H17ZM37 106H38V105H37ZM46 106H47V105H46ZM63 106L65 107V106H67V104H66V105H63ZM70 106H71V104H70ZM70 106H69V108H70ZM88 106H89V105H88ZM106 106L108 107V105H106ZM131 106H132V105H131ZM140 106H141V105H140ZM148 106H149V105H148ZM173 106H174V105H173ZM178 106H179V105H178ZM236 106H238V105H236ZM254 106H255V105H254ZM257 106H258V105H257ZM21 107H24V105L21 106ZM21 107H20V108H21ZM28 107H29V106H28ZM44 107H45V106H44ZM51 107H53V106H51ZM55 107H56V106H55ZM59 107H60V106H59ZM77 107H78V106H77ZM79 107H80V106H79ZM79 107H78V108H79ZM90 107H91V106H90ZM90 107H89V108H90ZM95 107L97 108V106H95ZM122 107H123V106H122ZM134 107H135V106H134ZM138 107H139V106H138ZM157 107H158V106H157ZM166 107H169V105H167ZM166 107H165V108H166ZM170 107H171V105H170ZM193 107H194V106H193ZM197 107H198V106H197ZM206 107H207V106H206ZM211 107H212V106H211ZM240 107H241V106H240ZM243 107H244V106H243ZM246 107H248V106H246ZM246 107H245V109H246ZM250 107H251V106H249V109H250ZM261 107H262V106H261ZM261 107H260V108H261ZM7 108H8V107H7ZM14 108H15V107H14ZM30 108H32V107H29V109H30ZM42 108H43V107H42ZM69 108H68V109H69ZM85 108H87V107L85 106ZM89 108H88V109H89ZM93 108H94V107H92V109H93ZM96 108H95V109H96ZM99 108H100V107H99ZM108 108H109V107H108ZM128 108H130V106H129ZM136 108H137V106H136ZM148 108L150 109V107H148ZM176 108H177V107H176ZM179 108H180V107H179ZM183 108H184V107H183ZM186 108H187V106H186ZM186 108H185V109H186ZM189 108H190V107H189ZM203 108H204V107H203ZM207 108H208V107H207ZM207 108H206V109H207ZM251 108H253V107H251ZM21 109H23V108H21ZM51 109H53V108H51ZM75 109H77V108H75ZM100 109H101V108H100ZM106 109H107V108H106ZM106 109H105V110H106ZM112 109H113V108H112ZM118 109H119V107H118ZM118 109H117V110H118ZM137 109H138V108H137ZM139 109H141V108H139ZM145 109H146V108H145ZM151 109H152V108H151ZM155 109H156V108H154V110H155ZM158 109H159V108H158ZM158 109H157V110H158ZM167 109H168V108H167ZM170 109H173V108L171 107ZM181 109H182V108H181ZM191 109H192V108H191ZM196 109H197V108H196ZM211 109H212V108H211ZM223 109H224V108H223ZM225 109H226V108H225ZM228 109H229V108H228ZM7 110H8V109H7ZM24 110H25V109H24ZM38 110H39V109H38ZM41 110H43V109H41ZM41 110H40V111H41ZM89 110H90V109H89ZM98 110H99V109H98ZM101 110H102V109H101ZM129 110H130V109H129ZM132 110H133V109H132ZM134 110H136V109H134ZM157 110H156V111H157ZM159 110H160V109H159ZM161 110H162V109H161ZM163 110H164V109H163ZM177 110H179V109H177ZM183 110H184V109H183ZM183 110H182V111H183ZM188 110H189V109H188ZM199 110H200V109H199ZM220 110H221L222 113H224V112L222 111V109H220ZM229 110H230V109H229ZM252 110H253V109H252ZM258 110H260V109L258 108ZM0 111H1V110H0ZM10 111H11V110H10ZM32 111H33V110H32ZM114 111H115V109H114ZM139 111H140V110H139ZM152 111H153V110H152ZM179 111H180V110H179ZM205 111H206V110H205ZM209 111H210V110H209ZM209 111H208V112H209ZM231 111H232V110H231ZM250 111H251V110H250ZM261 111H262V110H261ZM11 112H13V111H11ZM15 112H16V111H15ZM17 112H19V111H17ZM21 112H22V110H21ZM93 112H94V111H93ZM101 112H103V111H101ZM108 112H109V111H108ZM123 112H125V111H123ZM134 112H135V111H134ZM153 112H154V111H153ZM158 112H159V111H158ZM173 112H174V111H173ZM175 112H176V111H175ZM195 112H198V110H197V111L195 110ZM202 112H204V111H202ZM225 112H226V110H225ZM256 112H257V111H256ZM259 112H260V111H259ZM263 112H264V110L262 111V113H263ZM2 113H3V112H2ZM27 113H28V111H27ZM46 113H47V112H46ZM46 113H45V114H46ZM48 113H49V112H48ZM89 113H90V112H89ZM99 113H100V112H99ZM104 113H105V111H104ZM106 113H107V112H106ZM111 113H112V112H111ZM159 113H160V112H159ZM162 113H163V112H162ZM164 113H165V112H164ZM167 113H168V112H167ZM167 113H166V114H167ZM169 113H170V112H169ZM169 113H168V115H169ZM177 113H178V112H177ZM179 113H181V111H180ZM184 113H185V112H184ZM188 113H189V112H188ZM212 113H213V114L215 113L214 110L212 111ZM232 113H233V112H232ZM22 114H23V112H22ZM29 114H30V113H29ZM81 114H82V113H81ZM119 114H120V113H119ZM128 114H129V113H128ZM130 114H131V113H130ZM135 114H136V113H135ZM138 114H139V113H138ZM140 114H142V113H140ZM156 114H157V113H156ZM171 114H172V113H171ZM174 114H175V113H174ZM207 114H208V113H207ZM207 114H206V115H207ZM216 114H217V112H216ZM219 114H220V113H219ZM224 114H225V113H224ZM226 114H227V113H226ZM236 114H237V113H235L234 116H236ZM32 115H33V114H32ZM32 115H31V116H32ZM88 115L90 116V114H88ZM88 115H86V116H88ZM113 115H115V113H114ZM120 115H121V114H120ZM133 115H134V114H133ZM142 115H143V114H142ZM159 115H160V114H159ZM162 115H163V114H162ZM179 115H180V114H179ZM185 115H186V114H185ZM189 115H190V114H189ZM194 115H195V114H194ZM201 115H203V114H201ZM220 115L222 116V114H220ZM228 115H229V114H228ZM241 115H242V113H241ZM27 116H28V115H27ZM73 116H74V115H73ZM76 116H77V115H76ZM81 116H82V115H81ZM91 116H92V115H91ZM105 116H106V115H105ZM115 116H116V115H115ZM174 116H175V115H174ZM174 116H171V117L173 118ZM183 116H184V115H183ZM204 116H205V115H204ZM224 116H226V115H224ZM239 116H240V114L238 115V117H239ZM2 117H3V116H2ZM6 117H7V116H6ZM32 117H33V116H32ZM38 117H39V116H38ZM63 117H64V116H63ZM106 117H107V116H106ZM112 117H113V116H112ZM126 117H128V116L126 115ZM132 117H133V116H132ZM148 117H149V116H148ZM154 117H155V115H154ZM157 117H158V115H157ZM176 117H177V116H176ZM180 117H181V116H180ZM185 117H186V116H185ZM198 117H199V115H198ZM200 117H201V116H200ZM207 117H208V116H207ZM210 117H211V116H210ZM218 117H219V116H218ZM231 117H232V116H231ZM231 117H230V120H232ZM236 117H237V116H236ZM240 117H241V116H240ZM240 117H239V118H240ZM244 117H245V116H244ZM244 117H243V118L241 117V118L243 119V121H244V119H245ZM260 117H261V116H260ZM8 118H9V117H8ZM21 118H22V117H21ZM30 118H31V117H30ZM34 118H35V117H34ZM43 118H44V117H43ZM46 118H48V116H46ZM50 118H53V116H51ZM50 118L48 119L49 121H50ZM70 118H71V116H70ZM81 118H82V117H80V119H81ZM102 118H103V117H102ZM102 118H100V119H102ZM107 118H108V117H107ZM110 118H111V117H110ZM123 118H124V115H123ZM123 118H122V119H123ZM134 118H136V115H135ZM134 118H133V119H134ZM137 118H138V117H137ZM140 118H141V117H140ZM144 118H146V117L144 116ZM158 118H159V117H158ZM160 118H161V117H160ZM160 118H159V119H160ZM164 118H165V117H164ZM169 118H170V117H169ZM182 118H183V117H182ZM191 118H192V117H191ZM191 118H190V119H191ZM196 118H197V117H196ZM204 118H205V117H204ZM211 118H212V117H211ZM224 118H226V117H224ZM5 119H6V118H5ZM9 119L11 120V118H9ZM17 119H18V118H17ZM22 119H23V118H22ZM24 119H26V118H24ZM28 119H29V118H28ZM31 119L33 120V118H31ZM39 119H40V117L38 118V120H39ZM41 119H42V118H41ZM44 119H45V118H44ZM108 119H109V118H108ZM154 119L156 120V118H154ZM165 119H166V118H165ZM167 119H168V118H167ZM180 119H181V118H180ZM183 119H184V118H183ZM183 119H181V120H183ZM201 119H202V118H201ZM215 119H216V118H215ZM222 119H223V118H222ZM236 119H237V118H236ZM262 119H264V118H262ZM29 120H30V119H29ZM32 120H31V121H32ZM42 120H43V119H42ZM42 120H41V121H42ZM46 120H47V119H46ZM55 120H56V119H55ZM64 120H65V119H64ZM71 120H72V118H71ZM71 120H70V121H71ZM95 120H96V119H95ZM106 120H107V119H106ZM106 120H105V121H106ZM127 120H128V119H127ZM137 120H138V119H137ZM155 120H153V122H155ZM184 120H185V119H184ZM199 120H200V119H199ZM205 120H206V118H205ZM218 120H219V119H218ZM218 120H216V121L218 122ZM41 121H39V122H41ZM60 121H61V120H60ZM74 121H75V120H74ZM77 121H78V120H77ZM117 121H118V120H117ZM123 121H124V120H123ZM129 121L131 122V120H129ZM132 121H133V120H132ZM139 121H140V120H139ZM143 121H144V120H143ZM148 121H149V120H148ZM173 121L175 122L174 118H173ZM194 121H195V120H194ZM200 121H201V120H200ZM202 121H203V119H202ZM224 121H226V120L224 119ZM237 121H238V120H237ZM261 121H262V120H261ZM1 122H2V121H1ZM4 122H5V120H4ZM13 122H14V121H13ZM16 122H17V121H16ZM20 122H21V121H20ZM22 122H23V121H22ZM37 122H38V121H36V123H37ZM56 122H57V121H56ZM64 122H65V121H64ZM81 122H82V121H81ZM98 122H99V121H98ZM101 122H102V121H101ZM109 122H110V121H109ZM113 122H114V121H113ZM118 122H119V121H118ZM149 122H150V121H149ZM149 122H148V123H149ZM168 122H169V120H168ZM187 122L189 123V121H187ZM197 122H198V121H197ZM203 122H204V121H203ZM211 122H212V121H211ZM221 122H222V120H221ZM235 122H236V121H235ZM240 122H241V120H240ZM6 123H7V121H6ZM30 123H31V122H30ZM46 123H47V122H46ZM70 123H71V122H70ZM78 123H80V122L78 121ZM94 123H95V122H94ZM104 123H105V122H104ZM104 123H103V124H104ZM120 123H121V122H120ZM127 123H128V122H127ZM137 123H138V122H137ZM160 123H161V120H160ZM170 123H171V122H170ZM218 123H219V122H218ZM233 123H234V122H233ZM236 123H237V122H236ZM39 124H40V123H39ZM51 124H53V123H51ZM58 124H59V123H58ZM73 124H74V123H73ZM91 124H92V123H91ZM103 124H102V125H103ZM114 124H115V122H114ZM138 124H139V123H138ZM143 124H144V122H143ZM146 124H147V123H146ZM146 124H145V125H146ZM182 124H184V123H182ZM189 124H190V123H189ZM191 124H192V123H191ZM199 124H200V123H199ZM201 124H202V123H201ZM203 124H204V123H203ZM209 124H210V123H209ZM220 124H222V123H220ZM223 124H226V122L223 123ZM231 124H232V123H231ZM234 124H235V123H234ZM234 124H233V125H234ZM241 124H242V122H241ZM241 124H240V125H241ZM8 125H9V124H8ZM20 125L22 126V124H20ZM28 125H29V124H28ZM36 125H38V124H36ZM36 125H35V127H37ZM66 125H67V124H66ZM80 125H81V124H80ZM108 125H109V124H108ZM116 125H117V124H116ZM131 125H132V124H131ZM172 125L174 126V124H172ZM180 125H181V123H180ZM184 125H185V124H184ZM184 125H182V126H184ZM192 125H193V124H192ZM206 125H207V124H206ZM217 125H218V124H215V125H214V124L212 123V125H211V127H210V129H209V131H210L209 134L211 133V134L214 135V136L212 135V136L214 137V138H212V140H214L215 137H217V138L215 139V142H216L215 145H219L221 148H223L220 152H222L223 150L225 151V153H226V155H227V157H228V159H229V163H230V161H231V162L234 164V165H233V166H234L233 169H235V166L237 165V169L241 170L243 165L241 166V168H239V166H240L242 163H241V161L238 160V159L241 160V158H238V157H240L239 154L242 153V152L240 151L239 153H238V152L236 153V151H237V150H236V147L234 148V147H233V143H232V141L235 140L234 137H236L237 134H240V133H238L237 130H235V131L237 132V134H236V132H234V135L236 134L235 136L233 135V133H232L231 135L228 136L227 134H225V132H224V134H223L224 136H221V135L219 136L218 133L221 134V133H222V130L218 128V129L220 130V131H219V130L217 129V127H215V126H217ZM228 125H229V124H228ZM235 125H236V124H235ZM240 125H239V126H240ZM244 125H245V124H244ZM21 126H19V127L21 128ZM24 126H25V125H24ZM29 126H30V125H29ZM38 126H39V125H38ZM76 126H78V124H76ZM111 126H112V125H111ZM127 126H128V125H127ZM129 126H130V125H129ZM141 126H142V124H141ZM177 126H178V125H177ZM190 126H191V125H190ZM193 126H194V125H193ZM193 126H192V127H193ZM225 126H226V125H225ZM246 126L248 127V125H246ZM256 126L259 127L258 124H257ZM25 127H26V126H25ZM32 127H33V126H32ZM32 127H31V128L28 127V128L31 129V130H33ZM40 127H41V125H40ZM56 127H58V126H56ZM85 127H86V126H85ZM85 127H84V128H85ZM89 127H90V126H89ZM96 127H97V126H96ZM117 127H119V126H117ZM194 127H195V126H194ZM199 127H200V126H199ZM202 127H204V125H203ZM208 127H209V126H208ZM223 127H224V126H223ZM229 127H230V125H229ZM231 127H232V126H231ZM236 127H238V126L236 125ZM2 128H3V127H2ZM4 128H5V127H4ZM6 128H7V127H6ZM12 128H13V127H12ZM20 128H19V129H20ZM43 128H44V127H43ZM54 128H55V125H54ZM71 128H72V127H71ZM84 128L82 127L83 130H84ZM92 128H93V126H92L90 129H92ZM97 128H98V127H97ZM101 128H102V127H100V129H101ZM113 128H114V126H113ZM121 128H122V127H121ZM130 128H131V127H130ZM132 128H133V126H132ZM137 128H138V127H137ZM180 128H181V127H180ZM182 128H183V127H182ZM254 128H255V127H254ZM14 129H15V128H14ZM16 129H17V128H16ZM37 129L39 130V128H37ZM41 129H42V128H41ZM50 129H51V127H50ZM60 129H61V128H60ZM64 129H65V128H64ZM90 129H89V130H90ZM122 129H123V128H122ZM151 129H152V128H151ZM154 129H156V128H154ZM165 129H167V128H165ZM169 129H170V128H169ZM174 129H175V128H174ZM178 129H179V128H178ZM187 129H188V128H187ZM191 129H192V128H191ZM231 129H232V128H231ZM231 129H230V130H231ZM12 130H13V129H12ZM12 130H11V131H12ZM23 130H24V129H23ZM34 130H36V129H34ZM45 130H46V129H45ZM47 130H48V129H47ZM62 130H63V129H62ZM103 130H104V128H103ZM123 130H124V129H123ZM126 130H127V129H126ZM135 130H136V129H135ZM175 130H177V129H175ZM180 130H181V129H180ZM201 130H202V129H201ZM228 130H229V128L227 129V131H228ZM241 130H242V129H241ZM241 130H240V131H241ZM258 130H259V129H258ZM0 131H1V130H0ZM3 131H4V130H3ZM7 131H8V130H7ZM13 131H14V130H13ZM39 131H40V130H39ZM39 131H38V132H39ZM56 131H57V130H56ZM68 131H69V130H68ZM84 131H85V130H84ZM91 131H92V130H91ZM93 131H94V130H93ZM101 131H102V130H101ZM105 131H106V130H105ZM131 131H132V129H131ZM131 131H129V132H131ZM141 131H142V130H141ZM143 131H145V130H143ZM154 131H155V130H154ZM168 131H169V130H168ZM170 131H171V130H170ZM193 131H194V130H193ZM206 131L208 132L207 129H206ZM223 131H224V130H223ZM248 131H249V130H248ZM251 131H252V130H251ZM260 131H261V130H260ZM17 132H18V131H17ZM22 132H23V131H22ZM24 132H25V131H24ZM29 132H30V131H28V132H26V133H29ZM49 132H51V131H49ZM76 132H77V131H76ZM78 132H79V131H78ZM85 132H86V131H85ZM106 132H108V131H106ZM121 132H122V131H121ZM126 132H127V131H126ZM133 132H136V131L133 130ZM150 132H151V131H150ZM159 132H160V131H159ZM176 132H177V131H176ZM179 132H180V131H179ZM182 132H183V131H182ZM184 132H185V131H184ZM187 132H188V131H187ZM189 132H190V131H189ZM195 132H197V130H196ZM228 132H229V131H228ZM228 132H226V133H228ZM231 132H233V131H231ZM231 132H230V133H231ZM5 133H6V132H5ZM5 133H4V134H5ZM8 133H9V132H8ZM18 133H19V132H18ZM20 133H21V132H20ZM33 133H34V132H33ZM47 133H48V132H47ZM53 133H55V132H53ZM68 133H69V132H68ZM72 133H73V132H72ZM80 133H81V132H80ZM97 133H98V132H97ZM118 133H120V132H118ZM122 133H123V132H122ZM122 133H121V134H122ZM139 133H140V132H139ZM143 133H145V132H143ZM157 133H158V132H157ZM157 133H156V134H157ZM168 133H169V132H168ZM197 133H198V132H197ZM260 133H262V131H261ZM0 134H2V133H0ZM37 134H38V133H37ZM39 134H40V133H39ZM43 134H44V133H43ZM73 134H74V133H73ZM76 134H77V133H76ZM94 134H95V133H94ZM103 134H104V133H103ZM109 134H110V133H109ZM129 134H130V133H129ZM129 134H128V135H129ZM134 134H135V133H134ZM146 134H147V133H146ZM154 134H155V133H154ZM198 134H199V133H198ZM200 134H201V133H200ZM207 134H208V133H207ZM209 134H208V135H209ZM228 134H229V133H228ZM251 134H253V133L250 132V135H251ZM10 135H11V134H10ZM29 135H30V134H29ZM54 135H55V134H54ZM54 135H53V137H54ZM59 135H60V134H59ZM82 135H84V134H82ZM96 135H97V134H96ZM96 135H95V136H96ZM105 135H106V134H105ZM123 135H124V134H123ZM141 135H142V134H141ZM143 135H144V134H143ZM150 135H152V134H150ZM167 135H168V134H167ZM171 135H172V134H171ZM182 135H184V134H182ZM232 135H233V136H232ZM248 135H249V134H248ZM3 136H4V135H3ZM27 136H28V134H27ZM79 136H80V134H79ZM92 136H94V135H92ZM101 136H102V135H101ZM101 136H100V138H101ZM107 136H108V135H107ZM110 136H111V135H110ZM126 136H127V135H126ZM126 136H124V137H126ZM136 136H138V135H136ZM157 136H158V135H157ZM161 136H162V135H161ZM172 136H173V135H172ZM172 136H171V138H172ZM187 136H188V135H187ZM190 136H191V134H190ZM205 136H206V134H204V138H205ZM212 136H211V137H212ZM226 136H227V137H226ZM230 136H231V137H230ZM245 136H246V135H245ZM261 136H262V135H261ZM6 137H7V136H6ZM19 137H20V136H19ZM23 137H24V134H23ZM28 137H29V136H28ZM34 137L36 138V137H38V136L35 135ZM34 137H33V138H34ZM57 137H58V136H57ZM82 137H83V136H82ZM84 137H85V136H84ZM86 137H87V136H86ZM129 137H130V136H129ZM131 137H135V136H131ZM153 137H154V136H152V138H153ZM188 137H189V136H188ZM201 137H202V138H200V139H202L201 141H203L204 138H203V136H201ZM208 137H209V136H208ZM208 137H207V138H208ZM228 137H230L231 139H229ZM243 137H244V136H243ZM251 137L253 138L254 143H255V141H258V139L261 138V137L259 136V132H258V131L256 132V134H253ZM0 138H1V139L3 138L2 135H1ZM30 138H31V137H30ZM33 138H31V139L33 140ZM70 138H71V137H70ZM76 138H77V137H76ZM79 138H80V137H79ZM90 138H91V136H90ZM117 138H118V137H117ZM117 138H116V139H117ZM120 138H121V137H120ZM135 138L137 139V137H135ZM139 138H140V137H139ZM146 138H148V136H146ZM156 138H157V137H156ZM176 138H177V140H178V137H176ZM181 138H182V137H181ZM184 138H185V137H184ZM192 138H193V137H192ZM195 138H196V137H195ZM233 138H234V139H233ZM9 139H10V137H9ZM18 139L20 140V138H18ZM48 139H49V138H48ZM93 139H94V138H93ZM95 139H96V138H95ZM104 139H105V138H104ZM104 139H103V140H104ZM107 139H108V138H107ZM107 139H106V140H107ZM127 139H128V138H127ZM127 139H126V140H127ZM140 139H141V138H140ZM164 139H165V137H163V141H165ZM208 139H210V138H208ZM238 139H239V143H238V144L240 145V141H241V140L243 141V138H241V139L238 138ZM248 139H249V138H248ZM248 139H245V141L248 140ZM250 139H251V138H250ZM15 140H16V139H15ZM34 140H35V139H34ZM36 140H37V139H36ZM38 140H39V139H38ZM38 140H37V141H38ZM45 140H46V139H45ZM53 140H55V139H53ZM63 140H64V138L62 139V141H63ZM68 140H69V139H68ZM68 140H67V141H68ZM72 140H73V139H72ZM89 140H90V139H89ZM98 140H99V139H98ZM106 140H105V141H106ZM110 140H112V139H110ZM128 140H129V139H128ZM158 140H159V139H158ZM187 140H188V139H187ZM210 140H211V139H210ZM251 140H252V139H251ZM261 140H262V139H261ZM261 140H259V141H261ZM11 141H12V140H11ZM13 141H14V139H13ZM49 141H50V140H49ZM59 141H60V140H59ZM73 141H74V140H73ZM75 141H76V139H75ZM75 141H74V142H75ZM79 141H80V140H79ZM94 141H95V140H94ZM116 141H117V140H116ZM134 141H135V140H134ZM149 141H151V140H149ZM156 141H157V140H155L153 144H156V143H155ZM188 141H189V140H188ZM188 141H187V142H188ZM190 141H191V139H190ZM193 141H194V140H193ZM205 141H206V140H205ZM207 141H208V140H207ZM248 141H249V140H248ZM253 141H252V143H253ZM259 141H258V142H259ZM1 142H2V141H1ZM31 142H32V141H31ZM40 142H41V140H40ZM43 142H44V141H43ZM56 142H58V141H56ZM56 142H55V143H56ZM60 142H61V141H60ZM63 142H64V141H63ZM63 142H61V143H63ZM70 142H71V141H70ZM74 142H73V143H74ZM88 142L90 143V141H88ZM109 142H110V141H109ZM112 142H113V141H112ZM124 142H125V141H124ZM131 142H132V141H131ZM136 142H138V139H137ZM136 142H135V143H136ZM146 142H148V141L146 140ZM152 142H153V141H152ZM167 142H168V141H167ZM185 142H186V141H185ZM196 142H197V141H196ZM210 142H211V141H210ZM233 142H234V141H233ZM258 142H257V144H258ZM16 143H17V141H16ZM29 143H30V142H29ZM34 143H35V142H34ZM47 143H48V142H47ZM49 143H50V142H49ZM98 143H99V142H98ZM113 143H114V142H113ZM115 143H116V142H115ZM115 143H114V144H115ZM125 143H126V142H125ZM143 143H144V141H143ZM143 143H142V144H143ZM178 143H179V142H178ZM188 143H189V142H188ZM194 143H195V142H194ZM200 143H201V142H200ZM208 143H209V142H208ZM254 143L251 144V145H254ZM260 143H261V142H260ZM260 143L257 145V148H258V152H257V154L259 153V156L257 155V156H258V157H257V160H255V158H254V155H253V151H254V150H253V149H252V150L249 149V150H251V152L248 153V155H246V156H248V160H250V165H252V167H250V165L247 166V164H245V165H246V166L244 167L245 170L248 169V168H250V169H248L247 171L244 170L243 172H242V170H243V169H242V170H241L242 173H241L239 170H237V169H236L237 171L234 170L235 173L238 172V173H237L238 176L236 175L235 177H239V176H240V178H241V179H240V178H236V179H238V180L240 179V180H239V181L241 182L240 185L243 184V183H245V182H248L249 180L251 181L252 178H256V180H255V179H252V180L255 181L254 183H255L256 185H258V187H259V184L261 185L262 183H264V178H262L263 175H261V177H260V175H258L259 173H258V174H254V172H253L252 169H251V168H253V166L255 167L256 164L258 165V164L264 162V144L262 145V144H260ZM262 143H263V142H262ZM19 144H20V143H19ZM35 144H36V143H35ZM35 144H34V145H35ZM80 144H81V142H80ZM91 144H93V143H91ZM91 144H90V145H91ZM102 144H104V143L102 142ZM102 144H101V145H102ZM106 144H107V143H105L104 145H106ZM114 144H113V145H114ZM132 144H133V142H132ZM139 144H141V143H138V145H139ZM151 144H152V143H151ZM151 144L149 143V145H151ZM153 144H152V145H153ZM164 144H166V143H164ZM169 144L172 145L173 143H169ZM189 144H190V143H189ZM204 144H205V143H204ZM236 144H237V143H236ZM242 144H243V143H242ZM244 144H246V143H244ZM13 145H14V143H13ZM13 145H12V146H13ZM16 145H17V144H16ZM23 145H24V143H23ZM32 145H33V144H32ZM40 145H41V144H40ZM63 145H64V144H63ZM63 145H62V146H63ZM68 145H69V144H68ZM78 145H79V144H78ZM117 145H118V144H117ZM123 145H125V144H123ZM128 145H129V144H128ZM143 145H144V144H143ZM143 145L139 146V147H140L139 149H141V147H142ZM156 145H158V144H156ZM166 145H167V144H166ZM196 145H197V143H196ZM210 145H211V144H210ZM259 145H260V146H259ZM20 146H21V144H20ZM26 146H27V145H26ZM30 146H31V145H30ZM30 146H29V147H30ZM41 146H42V145H41ZM48 146H49V145H48ZM53 146H54V145H53ZM58 146H59V145H58ZM62 146H61V147H62ZM74 146H75V144H74ZM82 146H83V145H82ZM87 146H88V145H87ZM115 146H116V145H115ZM115 146H114V147H115ZM134 146H135V145H134ZM144 146H145V145H144ZM146 146H147V145H146ZM154 146H155V145H154ZM159 146H160V145H159ZM161 146L164 147V145H161ZM172 146H173V145H172ZM206 146H207V145H206ZM211 146H213V145H211ZM243 146H244V145H243ZM243 146H242V148H243ZM8 147H9V146H7V148H8ZM24 147H25V146H24ZM42 147H43V146H42ZM42 147H41V148H42ZM54 147H55V146H54ZM78 147H79V146H78ZM85 147H86V146H85ZM89 147H90V146H89ZM89 147H88V148H89ZM92 147H93V146H92ZM96 147H98V146H96ZM156 147H158V146H156ZM165 147H166V146H165ZM167 147H168V146H167ZM180 147H181V145H180ZM193 147H194V146H193ZM200 147H201V146H200ZM239 147H240V146H239ZM248 147H249V146H248ZM9 148H10V147H9ZM15 148H16V147H15ZM18 148H19V147H18ZM20 148H23V147H20ZM25 148H26V147H25ZM25 148L23 149V151L25 150ZM37 148H38V147H37ZM50 148H51V146H50ZM56 148H57V146L55 147V149H56ZM70 148L72 149V146L69 147L68 149H70ZM79 148H80V147H79ZM79 148H78V149H79ZM82 148H83V147H82ZM110 148H111V147H110ZM121 148H122V147H121ZM126 148H127V147H126ZM126 148H125V150H126ZM128 148H129V147H128ZM145 148H146V147H145ZM149 148H151V146H150ZM149 148H148V146H147V149H149ZM152 148H153V147H152ZM152 148H151V149H152ZM154 148H155V147H154ZM189 148H190V147H189ZM206 148H207V147H206ZM206 148H204V149H206ZM209 148H210V147H209ZM221 148H220V149H221ZM233 148H234V149H233ZM240 148H241V147H240ZM240 148H239V149H240ZM242 148H241V149H242ZM244 148H245V147H244ZM249 148H250V147H249ZM26 149H27V148H26ZM32 149H33V148H32ZM45 149H46V148H45ZM65 149H67V148H65ZM89 149H90V148H89ZM119 149H120V148H119ZM158 149H159V148H158ZM160 149H161V148H160ZM162 149L164 150V148H162ZM169 149H170V148H169ZM182 149H183V148H182ZM214 149H215V148H214ZM218 149H219V147H218ZM255 149H256V145H255ZM2 150H3V149H2ZM11 150H12V149H11ZM11 150H10V151H11ZM17 150H18V149H17ZM17 150H16V151H17ZM30 150H31V148H30ZM50 150H51V149H50ZM56 150H57V149H56ZM75 150H76V149H74V152H75ZM82 150H83V149H82ZM84 150H85V149H84ZM90 150H91V149H90ZM99 150H101L100 147H99ZM106 150H107V149H105L104 151H106ZM112 150H113V149H112ZM142 150H143V149H142ZM149 150H150V149H149ZM149 150H148V151H149ZM155 150H157V149H155ZM155 150H151V151H149L148 154H149L150 158H148L147 161L145 160V163L147 162V164H149V167H148L149 169H150V167H151V169H153V170H155V171H156V170L161 171V169H165V168L167 167V168H166L167 170H164V171H167V172H168V170H169L168 168H170V167H168L167 164L163 162L165 156H162V158L159 159L160 161H159L158 159L156 160L157 156L159 157V156L164 155V154H163L162 152H159V150H158V151H155ZM165 150H168V149H165ZM165 150H164V151H165ZM170 150H171V149H170ZM189 150H190V149H189ZM210 150H213V148H210ZM210 150H209V151H210ZM243 150H244V149H243ZM245 150H246V149H245ZM33 151H35V150H33ZM38 151H39V150H38ZM40 151H41V150H40ZM63 151H64V150H63ZM77 151H78V150H77ZM92 151H93V150H92ZM117 151H118V149H117ZM135 151H137V150H135ZM144 151H145V150H144ZM154 151H155V152H154ZM160 151H162V150H160ZM205 151H206V150H205ZM238 151H239V150H238ZM256 151H257V150H256ZM256 151H255V152H256ZM1 152H2V151H1ZM3 152H4V150H3ZM25 152H27V150H26ZM46 152H47V151H46ZM51 152H53V151H51ZM86 152H87V151H86ZM115 152H116V151H115ZM115 152H114V153H115ZM123 152H124V151H123ZM132 152H133V151H132ZM132 152H130V153H132ZM153 152H154V153H153ZM211 152H212V151H210V153H211ZM247 152H248V151H246V153H247ZM255 152H254V153H255ZM7 153H8V152H7ZM7 153H6V154H7ZM38 153H39V152H38ZM72 153H73V151H72ZM84 153H85V152H84ZM96 153H97V152H96ZM103 153H104V152H103ZM107 153H108V152H107ZM127 153H129V152L127 151ZM146 153H147V152H146ZM146 153H143V154H146ZM159 153H160V155H158ZM177 153H178V152H177ZM187 153H189V152H187ZM190 153H191V152H190ZM200 153H201V152H200ZM203 153H204V152H203ZM218 153H219V152H218ZM223 153H224V152H223ZM10 154H11V153H9V155H10ZM23 154H24V152H23ZM23 154H22V155H23ZM30 154L32 155V152H31V151H30ZM35 154H36V153H35ZM43 154H44V153H43ZM53 154H54V153H53ZM55 154H56V153H55ZM70 154H71V153H70ZM78 154H80V151H79ZM82 154H83V153H81L80 156H82ZM97 154H98V153H97ZM115 154H116V153H115ZM139 154H141V152H140ZM143 154H142V156H143ZM156 154H157V155H156ZM171 154H172V153H171ZM206 154H207V153H206ZM19 155H20V154H19ZM19 155H17V156H19ZM22 155H21V156H22ZM44 155H45V154H44ZM65 155H67V154H65ZM68 155H69V153H68ZM76 155H77V154H76ZM84 155H85V154H84ZM92 155H93V153H92ZM92 155H90V156L92 157ZM105 155H107V154H105ZM111 155H112V154H111ZM121 155H122V154H121ZM130 155H131V154H130ZM152 155H156V158L153 156V157L155 158L154 160L152 159V158H153ZM202 155H203V154H202ZM214 155H216V154H214ZM214 155L212 154V156H214ZM240 155H243V154H240ZM255 155H256V153H255ZM27 156H28V154H27ZM47 156H48V155H47ZM60 156H61V155H60ZM62 156H63V155H62ZM80 156H79V158H80ZM87 156H88V155H87ZM93 156H95V155H93ZM100 156H101V155H100ZM100 156H99V157H100ZM128 156H129V155H128ZM132 156H133V155H132ZM139 156H140V155H139ZM147 156H148V155H147ZM147 156H146V157H147ZM170 156H171V155H170ZM177 156H178V155H177ZM180 156H181V155H180ZM189 156H190V157H193V156H191V155H189ZM189 156H188V157H189ZM194 156H195V155H194ZM196 156H197V154H196ZM224 156H225V155H224ZM24 157H26V156H24ZM50 157H51V156H50ZM73 157H74V156H73ZM77 157H78V156H77ZM82 157H83V156H82ZM91 157H90V159H91ZM96 157L98 158V156H96ZM129 157H130V156H129ZM140 157H141V156H140ZM140 157H139V158H140ZM143 157H145V156H143ZM146 157H145V158H146ZM151 157H152V158H151ZM166 157H167V155H166ZM168 157H169V156H168ZM199 157H200V156H199ZM243 157H245V156H243ZM243 157H242V158H243ZM1 158H2V157H1ZM19 158H20V157H19ZM26 158H27V157H26ZM48 158H49V157H48ZM56 158H57V157H56ZM68 158H69V157H68ZM97 158H96V160H97ZM103 158H104V155H103ZM111 158H112V157H111ZM114 158H115V157H114ZM119 158H120V157H119ZM123 158H124V157H123ZM130 158H131V157H130ZM181 158H183V157H181ZM181 158L179 157V159H181ZM186 158H187V157H185V159H186ZM195 158H196V157H195ZM195 158H194V159H195ZM205 158H206V157H205ZM210 158H211V157H210ZM210 158H209V159H210ZM215 158H216V157H215ZM9 159H10V158H9ZM24 159H25V158H24ZM33 159H34V158H32V160H33ZM36 159H37V158H36ZM42 159H44V158H42ZM63 159H64V158H63ZM69 159H70V158H69ZM104 159H105V158H104ZM120 159H121V158H120ZM161 159H162V160H161ZM179 159H178V160H179ZM220 159H221V158H220ZM226 159H227V158H225V160H226ZM1 160H2V159H1ZM14 160H15V159H14ZM19 160H20V159H19ZM45 160H46V159H45ZM51 160H53V159H51ZM54 160H55V159H54ZM115 160H116V159H115ZM121 160H122V159H121ZM130 160H131V161H134V162L136 161V160H134V159H130ZM143 160H144V159H143ZM168 160H169V158H168ZM175 160H177V159L175 158ZM197 160H198V159H197ZM204 160H205V159H204ZM204 160H203V161H204ZM221 160H222V159H221ZM254 160H255V161H254ZM5 161H6V160H5ZM27 161H28V160H27ZM55 161H56V160H55ZM67 161H68V160H67ZM76 161H77V160H76ZM76 161H75V162H76ZM79 161H80V159H79ZM82 161H83V159H82ZM82 161H81V162H82ZM85 161H86V160H85ZM88 161H89V160H88ZM92 161H93V160H92ZM99 161H100V160H99ZM108 161H109V160H108ZM112 161H113V160H112ZM112 161H111V162H112ZM140 161H141V160H140ZM140 161H139V162H140ZM180 161H181V160H180ZM184 161L186 162V160H184ZM194 161H195V160H194ZM207 161H208V160H207ZM213 161H214V160H213ZM213 161H212V162H213ZM218 161H220V160H218ZM236 161H239L241 164H240L239 162H237V164H235ZM7 162H8V161H7ZM21 162H22V161H21ZM23 162H24V161H23ZM29 162H30V161H29ZM34 162H35V161H34ZM36 162H37V161H36ZM63 162H64V161H63ZM63 162H62V163H63ZM69 162H70V161H69ZM89 162H91V161H89ZM165 162H168V161H165ZM172 162H173V160H172ZM182 162H183V161H182ZM187 162H188V160H187ZM192 162H193V161H192ZM192 162H191V163H192ZM222 162H223V161H222ZM222 162H221V163H222ZM247 162L249 163V161H247ZM2 163H3V162H2ZM18 163H19V162H18ZM24 163H25V162H24ZM54 163H55V162H54ZM62 163H61V164H62ZM79 163H80V162H79ZM79 163H78V164H79ZM92 163H93V162H92ZM98 163H100V162H98ZM101 163H102V162H101ZM103 163H104V162H103ZM106 163H107V162H106ZM126 163H127V162H126ZM137 163H138V162H137ZM176 163H177V162H176ZM180 163H181V162H180ZM188 163H189V162H188ZM201 163H202V162H201ZM214 163H215V162H214ZM232 163H231V164H232ZM238 163H239L240 165H238ZM5 164H6V163H5ZM11 164H12V163H11ZM14 164H15V163H14ZM33 164H34V163H33ZM39 164H40V163H39ZM46 164H47V162H46ZM48 164H49V162H48ZM48 164H47V165H48ZM59 164H60V163H59ZM75 164H76V163H75ZM82 164H83V163H82ZM82 164H81V165H82ZM117 164H118V162H117ZM117 164H114V166L117 165ZM124 164H125V163H124ZM124 164H123V165H124ZM128 164H129V163H128ZM128 164H127V165H128ZM133 164H134V163H133ZM133 164H132V165H133ZM181 164H182V163H181ZM194 164H195V163H194ZM197 164H198V161H197ZM210 164H211V163H210ZM243 164H244V163H243ZM7 165H8V163H7ZM7 165H5V166H7ZM20 165H21V164H20ZM23 165H24V164H23ZM23 165H22V166H23ZM31 165H32V164H31ZM67 165H68V164H67ZM69 165H70V164H69ZM73 165H74V164H73ZM81 165H80V166H81ZM88 165H89V164H88ZM93 165H94V163H93ZM93 165H92V166H93ZM108 165H109V163H108ZM108 165H107V166H108ZM132 165H131V166H132ZM143 165H144V163H143ZM165 165H166V166H165ZM170 165H171V164H169V166H170ZM172 165H173V164H172ZM190 165H191V164H190ZM204 165H205V164H204ZM220 165H221V164H220ZM228 165H229V164H228ZM3 166H4V165H3ZM26 166H28V165L26 164ZM41 166H42V165H41ZM57 166H58V165H57ZM83 166H84V165H83ZM94 166H95V165H94ZM118 166H120V165L118 164ZM141 166H142V164H141ZM145 166H146V165H145ZM181 166H182V165H181ZM181 166H180V167H181ZM186 166H187V164H186ZM188 166H189V165H188ZM198 166H199V165H198ZM213 166H214V165H213ZM233 166H232V167H233ZM260 166H261V167H264V164H263V166L260 164ZM260 166H258V167H260ZM0 167H1V165H0ZM33 167H34V166H33ZM50 167H53V165H51ZM59 167H60V166H59ZM72 167H73V166H72ZM75 167H76V166H75ZM75 167H74V168H75ZM81 167H82V166H81ZM81 167H80V168H81ZM84 167H85V166H84ZM98 167H99V166H98ZM104 167H105V166H104ZM110 167H111V165H110ZM115 167H116V166H115ZM121 167H122V166H121ZM135 167H136V166H135ZM137 167H138V166H137ZM183 167H185V166H183ZM183 167H182V169H183ZM190 167H191V166H190ZM261 167H260V168H261ZM24 168H25V167H24ZM26 168H27V167H26ZM31 168H32V167H31ZM35 168H36V167H35ZM38 168H40V167H38ZM56 168H57V167H56ZM82 168H83V167H82ZM105 168H106V167H105ZM125 168H127V167H125ZM128 168H129V166H128ZM143 168H144V166H143ZM173 168H174V167H173ZM192 168H193V167H192ZM198 168H199V167H198ZM217 168H218V167H217ZM220 168H221V166H220ZM260 168H259V169H260ZM8 169H9V168H8ZM8 169H7V170H8ZM40 169H41V168H40ZM42 169H43V168H42ZM53 169H54V168H53ZM62 169H63V168H62ZM64 169H65V168H64ZM75 169H77V168H75ZM85 169H86V168H85ZM94 169H95V168H94ZM109 169H110V168H109ZM119 169H120V168H119ZM121 169H122V168H121ZM121 169H120V171H121ZM129 169H130V168H129ZM131 169H132V167H131ZM137 169H138V168H137ZM146 169H147V168H146ZM151 169H150V170H151ZM176 169H177V168H176ZM199 169H200V168H199ZM202 169H203V168H202ZM204 169H205V166H204ZM208 169H209V168H208ZM208 169H206V170H208ZM213 169H214V167H213ZM228 169H230V168H228ZM254 169H255V168H254ZM10 170H11V169H10ZM29 170H31V169H29ZM48 170H49V169H48ZM55 170H56V169H55ZM58 170H59V169H58ZM65 170H66V169H65ZM71 170H72V169H71ZM80 170H81V169H80ZM87 170H89V169H87ZM126 170H127V169H126ZM142 170H144V171L146 172L145 168L142 169ZM171 170H173V169H171ZM184 170H185V169H184ZM210 170H211V169H210ZM217 170H218V169H217ZM225 170H226V169H225ZM256 170H257V168H256ZM261 170H262V168H261ZM0 171H1V170H0ZM24 171H25V169H24ZM33 171H34V170H33ZM49 171H50V170H49ZM60 171H61V170H60ZM72 171H73V170H72ZM113 171H114V170H113ZM113 171H112V172H113ZM123 171H125V170H123ZM127 171H128V170H127ZM129 171H130V170H129ZM131 171H132V170H131ZM131 171L129 172V174L131 173ZM144 171H143L142 173H144ZM147 171H148V170H147ZM159 171H158V172H159ZM188 171H189V170H188ZM213 171H215V170H212V172H213ZM223 171H224V170H223ZM262 171H263V170H262ZM262 171H261V172H262ZM1 172H2V171H1ZM12 172H14V171H12ZM12 172H11V173H12ZM42 172H43V171H42ZM62 172H64V171H62ZM70 172H71V171H70ZM75 172H78V171H75ZM83 172H85V171L82 170V173H83ZM90 172H91V171H90ZM172 172H173V171H172ZM177 172H179V171H177ZM183 172H185V171H183ZM193 172H194V171H192V173H193ZM206 172H208V171H206ZM210 172H211V171H210ZM229 172H230V171H229ZM239 172H240V173H239ZM259 172H260V171H259ZM4 173H5V172H4ZM8 173H9V172H8ZM15 173H17V172H15ZM21 173H23V172L21 171ZM24 173H25V172H24ZM27 173H28V172H27ZM32 173H33V172H32ZM40 173H41V172H40ZM72 173H73V172H72ZM105 173H106V172H105ZM120 173L122 174V172H120ZM120 173H119V175H120ZM133 173H134V172H133ZM149 173H150V172H148V174H149ZM152 173H154V172H152ZM152 173H150V175H151ZM168 173H169V176H166V177L170 179V174H172V173H171V172H168ZM173 173H174V172H173ZM189 173H190V172H189ZM200 173H201V172H200ZM202 173H203V172H202ZM213 173H214V172H213ZM244 173L247 174V176H248V175H249V176H250V175H255V176L257 175V176H256V177L253 176L252 178L250 177L251 179H249ZM6 174H7V173H6ZM19 174H20V173H19ZM36 174H37V172L35 173V176H36ZM48 174H49V173H48ZM54 174H55V173H54ZM61 174H62V173H61ZM73 174H74V173H73ZM85 174H86V173H85ZM99 174H100V173H99ZM127 174H128V173H127ZM129 174H128V175H129ZM136 174H139V173L136 172ZM161 174H163L162 171H161V173H159V175H161ZM164 174L166 175L167 173L164 172ZM164 174H163L162 176L165 177ZM181 174H182V173H181ZM181 174L178 173V175H175L174 178L176 179V178L180 175V177L177 178V181H178L179 178L182 179V182H183V183H180V184H182V185H181L182 187L186 188V189L183 188L182 190L185 191V195H186V192H187V195H188V192L190 193V191L188 190V188L190 187V189H191L192 187H196L197 185H196V186H192V187H191V185H188V184H192V185L194 184V183H192V180H193V179H191L192 176H191V175H188V176H191V177H190V179H191V183H189V182H190V179H189V181H188V178L186 177V178H187V180H186L187 182H185V179H186V178H183V176H184L183 174H182V177H181ZM184 174H185V173H184ZM190 174H191V173H190ZM1 175H2V174H1ZM4 175H5V174H4ZM9 175H10V174H9ZM13 175L15 176V174H13ZM16 175H17V174H16ZM30 175H31V174H30ZM71 175H72V174H71ZM74 175H75V174H74ZM80 175H81V174H80ZM91 175H92V174H91ZM102 175H103V174H102ZM132 175H133V174H132ZM132 175H130L131 178H132ZM140 175H141V174H140ZM167 175H168V174H167ZM173 175H174V174H173ZM185 175H187V174H185ZM219 175H220V174H218V176H219ZM2 176H3V175H2ZM21 176L23 177V175H21ZM46 176H47V175H46ZM48 176H49V175H48ZM54 176H55V175H54ZM61 176H62V175H61ZM72 176H73V175H72ZM75 176H76V175H75ZM82 176H83V174H82ZM84 176H85V175H84ZM88 176H89V174H88ZM88 176H85V177H88ZM97 176H98V175H97ZM109 176H110V175H109ZM109 176H107V177H109ZM142 176H144V174H142ZM145 176H146V175H145ZM151 176H152V175H151ZM171 176H172V175H171ZM176 176H177V177H176ZM194 176H195V175H194ZM197 176H199V174H198ZM208 176H209V175H208ZM7 177H8V176H7ZM18 177H19V176H18ZM26 177H28V176H26ZM30 177H31V178H30V180H31V179H32V175H31ZM41 177H42V176H41ZM69 177H70V175H69ZM78 177H79V174H78ZM90 177H91V176H90ZM98 177H99V176H98ZM117 177H118V176H117ZM121 177H122V176H121ZM127 177H128V176H127ZM134 177H135V175H134ZM172 177H173V176H172ZM172 177H171V178H172ZM200 177H201V176H200ZM210 177H211V176H210ZM210 177H209V178H210ZM225 177H227V176H225ZM36 178H37V177H36ZM51 178H53V177H51ZM58 178H59V177H58ZM64 178H65V177H64ZM70 178H71V177H70ZM81 178H83V177H80V179H81ZM88 178H89V177H88ZM92 178H93V177H92ZM96 178H97V177H96ZM99 178H100V177H99ZM99 178H98V179H99ZM115 178H116V176H115ZM115 178H114V179H115ZM125 178H126V177H125ZM139 178H140V180L142 179L141 177H139ZM149 178H151V179H149V181H150V180H153V184H155L154 182H155L157 179H159L160 181L163 179V177H161L162 179H161V178L154 177V174H153L152 177H149ZM152 178H153V179H152ZM155 178H157V179H155ZM167 178H164L165 180L163 179L162 181H165V183H169V182H168L169 180H167ZM174 178H173V180H174ZM193 178H195V177H193ZM197 178H198V177H197ZM207 178H208V177H207ZM9 179H12V178L9 177ZM13 179H14V178H13ZM20 179H21V178H20ZM39 179H40V178H39ZM43 179H45V177H44ZM43 179H42V180H43ZM65 179H66V178H65ZM71 179H73V178H71ZM77 179H78V178H77ZM85 179H86V178H85ZM128 179H130V177H129ZM132 179H133V178H132ZM132 179H130V180H132ZM135 179H138V178L136 177ZM143 179H144V177H143ZM154 179H155V180H154ZM183 179H184V181H183ZM195 179H196V178H195ZM203 179H204V177H203ZM224 179H226V178H224ZM230 179L232 180V177H231ZM244 179H245V180H244ZM247 179H249V180H247ZM15 180H16V179H15ZM15 180H14V181H15ZM25 180H26V182H27V179H25ZM45 180H46V179H45ZM47 180H48V179H47ZM49 180H50V179H49ZM59 180H60V179H59ZM90 180H91V179H90ZM94 180H95V179H93L92 181H94ZM96 180H97V179H96ZM96 180H95V181H96ZM101 180H102V179H101ZM101 180H100V181H101ZM104 180H105V179H104ZM121 180H123V177H122ZM125 180H126V179H125ZM125 180H124V182H125ZM130 180H128V181H130ZM166 180H167V182H166ZM171 180H172V179H170V181H171ZM204 180H205V179H204ZM218 180H219V179H218ZM226 180H227V179H226ZM234 180H235V179H234ZM241 180H242L243 182H242ZM1 181H2V180H1ZM23 181H24V179H23ZM38 181H39V180H38ZM40 181H41V180H40ZM60 181H61V180H60ZM82 181H84V179H83ZM92 181H91V182H92ZM100 181H99V182H100ZM107 181H108V179H107ZM109 181H110V180H109ZM112 181H113V180H112ZM149 181H148V182H149ZM157 181H158V180H157ZM157 181H156V182H157ZM180 181H181V180H179V182H180ZM198 181H199V178H198ZM206 181H207V180H206ZM222 181H223V180H222ZM228 181H229V180H228ZM235 181H236V180H235ZM235 181H234V182H235ZM11 182H12V181H11ZM17 182H18V181H17ZM21 182H22V181H21ZM43 182H44V181H43ZM62 182H63V181H62ZM74 182H75V181H74ZM76 182H78V180H77ZM88 182H89V181H88ZM88 182H87V184H88ZM99 182H98V184H99ZM101 182H102V181H101ZM113 182H114V181H113ZM132 182L134 183V181L132 180V181H130V184H131ZM137 182H138V181H137ZM146 182H147V181H146ZM148 182H147V183H148ZM179 182H177V183H179ZM184 182H185V183H184ZM193 182H195V180H194ZM211 182L213 183V181H211ZM211 182H210V184H211ZM216 182H217V181H216ZM224 182H225V181H224ZM7 183H8V181H7ZM12 183H13V182H12ZM33 183H34V182H33ZM37 183H39V182H36V184H37ZM46 183H47V181H46ZM89 183H90V182H89ZM92 183H93V182H92ZM92 183H90V184H92ZM104 183H106V182L104 181ZM104 183H103V184H104ZM107 183L110 184L109 182H107ZM116 183H118V182H116ZM127 183H128V182H127ZM142 183H143V181L141 182V184H142ZM144 183H145V182H144ZM144 183H143V184H144ZM147 183H145V184H147ZM150 183H151V182H150ZM160 183H163V184H164V182H160ZM170 183H171V185H172V182H170ZM177 183H176V184H177ZM206 183H207V182H206ZM222 183H223V182H222ZM9 184H11V183H9ZM13 184H14V183H13ZM16 184H18V183H16ZM31 184H32V183H31ZM43 184H44V183H43ZM56 184H57V183H56ZM90 184H89V185H90ZM93 184H94V183H93ZM95 184H96V183H95ZM112 184H113V183H112ZM114 184H115V183H114ZM130 184H128V185H129V186H132V184H131V185H130ZM134 184L137 185L136 183H134ZM134 184H133V186H132L133 188H134ZM143 184H142V187L145 186V185H143ZM148 184H149V183H148ZM163 184H162V186L164 187ZM183 184H185L186 186H185V185L183 186ZM202 184H203V183H202ZM220 184H221V183H220ZM230 184H231V182H230ZM230 184H229V185H230ZM235 184H236V183H235ZM247 184H248V185H247ZM247 184H245L246 189H245V188L243 189V193H246V194L249 193V194H250V191L248 192V191H246V190H249V189H247V188H249V186H250L251 184H252V185H251L250 187H253V182H252L251 184H250V182H248ZM255 184H254V186H255ZM6 185H7V184H6ZM22 185H23V183H22ZM27 185H29V183H27ZM54 185H55V184H54ZM72 185H74V184H72ZM124 185H125V184H124ZM150 185H151V184H150ZM171 185H170V186H171ZM177 185H178V184H177ZM177 185H176V186H177ZM224 185H225V184H224ZM240 185L238 184V187H239ZM11 186H12V185H11ZM40 186H41V183H40ZM43 186H44V185H43ZM51 186H53V184H51ZM56 186H57V185H56ZM65 186H66V185H65ZM93 186H94V185H93ZM110 186H111V185H110ZM110 186H108V187H110ZM114 186H115V185H114ZM120 186H121V184H120ZM122 186H123V185H122ZM126 186H127V185H126ZM129 186H127V188H126L127 191H128L129 188H130ZM139 186H140V185H139ZM158 186H160V185H158ZM162 186H161V187H162ZM165 186H167V184H165ZM174 186H175V185H174ZM174 186H173V187L171 186V187L174 188ZM188 186H189V187H188ZM199 186H200V185H199ZM214 186H215V183H214ZM235 186H236V185H235ZM243 186H244V185H243ZM243 186H240L239 188H243ZM263 186H264V185H263ZM263 186H262V187H263ZM17 187H18V186H17ZM69 187H70V186H69ZM69 187H68V189H69ZM112 187H113V185L111 186V188H112ZM116 187H117V185H116ZM116 187H115V188H116ZM145 187H146V186H145ZM152 187H153L152 189L155 188V186H152ZM161 187H158V189H156L157 187L155 188L156 191H157L158 193H159V191L161 192V189H162ZM168 187H169V186L164 187V188L167 189V191H165V190H166V189H165V190H163V192H161V193H163V195H164V197H165V198H163V199H166V201L169 199L168 197H171V196H172V193H171L172 190H171V191L169 190V189H172V188L169 187V189H168ZM226 187H227V186H226ZM2 188H3V186H2ZM11 188H12V187H10V189H11ZM13 188H14V186H13ZM25 188H27V187H25ZM31 188H32V187H31ZM56 188H57V187H56ZM60 188H61V187H60ZM62 188H63V187H62ZM66 188H67V186H66ZM66 188H65V189H66ZM70 188H71V187H70ZM73 188H74V191H75V189H77V188H75V187H73ZM86 188H87V187H86ZM105 188H106V187H105ZM105 188H104V189H105ZM111 188H108V189H111ZM121 188H122V187H121ZM149 188H150V187H149ZM164 188H163V189H164ZM175 188H176V187H175ZM180 188H181V187H180ZM202 188H203V187H202ZM202 188H199V190L202 189ZM207 188H208V186H207ZM232 188H233V186L231 187V189H232ZM234 188H235V187H234ZM253 188H254V187H253ZM10 189H9V190H10ZM16 189H17V188H16ZM22 189H23V188H22ZM22 189H21V190H22ZM34 189H35V188H34ZM42 189H43V188H42ZM71 189H72V188H71ZM106 189H107V188H106ZM118 189H119V187H118ZM122 189H123V188H122ZM130 189H132V188H130ZM134 189H135V188H134ZM159 189H160V190H159ZM192 189H193V188H192ZM197 189H198V188H197ZM204 189L206 190V188H204ZM204 189H203V190H204ZM208 189H209V191H210V188H208ZM228 189H230V188H228ZM255 189L258 190V188H256V187H255ZM262 189H263V188H262ZM51 190H53V189L50 188L49 191H51ZM59 190H60V189H59ZM62 190H63V189H62ZM77 190H78V189H77ZM94 190H95V189H94ZM115 190H116V189H115ZM115 190H114V192H115ZM119 190H120V189H119ZM136 190H137V188H136L134 191H136ZM138 190H139V189H138ZM141 190H142V189H141ZM143 190H144V189H143ZM150 190H151V188H150ZM168 190L170 191L171 195L169 196V193H168V196L166 197V195H167L166 192H168ZM178 190H180V189H178ZM187 190H188V191H187ZM203 190H202V191H203ZM213 190H214V188H213ZM219 190H220V189H219ZM222 190L224 191L225 189H222ZM237 190H238V188H237ZM239 190H240V189H239ZM241 190H242V189H241ZM244 190H245L246 192H244ZM250 190H251V188H250ZM253 190H254V189H253ZM257 190H256V192H257ZM259 190H260V189H259ZM263 190H264V189H263ZM263 190H262V191H263ZM13 191H14V190H13ZM28 191H29V190H28ZM31 191H32V190H31ZM55 191H56V190H55ZM60 191H61V190H60ZM69 191H71V190H69ZM72 191H73V190H72ZM74 191H73V195L75 194ZM90 191H91V190H90ZM99 191H100V190H99ZM107 191H108V190H107ZM109 191H110V190H109ZM130 191H131V190H130ZM130 191H129V192H130ZM132 191H133V190H132ZM132 191H131V192H132ZM152 191H153V190H152ZM156 191H155V193H156ZM164 191H165V192H164ZM183 191H182V192H183ZM193 191H194V190H192V192H193ZM214 191H215V190H214ZM254 191H255V190H254ZM2 192H3V191H2ZM5 192H6V191H5ZM8 192H9V191H8ZM53 192H54V190H53ZM53 192H51V194H53ZM76 192L79 193V191H76ZM100 192H101V191H100ZM112 192H113V191H112ZM112 192H111V193H112ZM117 192H118V191H117ZM129 192H128V193H129ZM136 192H137V191H136ZM149 192H150V191H149ZM172 192H173V191H172ZM212 192H213V191H212ZM247 192H248V193H247ZM251 192H252V191H251ZM15 193H16V192H15ZM18 193H19V191H18ZM21 193H22V192H21ZM39 193H40V191L38 192V195H39ZM109 193H110V192H109ZM128 193H126V194H127L128 196H130ZM134 193H135V192H134ZM139 193L142 194V197H143V194H146V193H148V192L146 191V193H141V192H139ZM151 193H152V192H151ZM161 193H159L158 196H159ZM164 193H165V194H164ZM195 193H196V191L193 192L194 195H195ZM201 193L203 194L204 192H200L199 194H196L197 196H199V197H198L199 199L197 198L198 200H200V198H201L200 196H202V195H200ZM213 193H214V192H213ZM238 193H239V192H238ZM238 193H237V194H238ZM10 194H11V193H10ZM10 194L8 193V196H7L8 198L10 197V196H9ZM25 194H26V193H25ZM36 194H37V193H36ZM43 194H44V193H43ZM48 194H49V192H48ZM64 194H65V192H64ZM67 194H68V193H67ZM115 194H116V193H115ZM117 194H119V193H117ZM126 194H125V195H126ZM140 194H138V196H139ZM153 194H154V193H153ZM173 194H174V193H173ZM179 194H180V193H179ZM179 194H178V195H179ZM191 194H192V193H190L189 195H191ZM193 194H192V195H193ZM205 194H206V193H205ZM205 194H203L202 197H205ZM209 194H211V193H209ZM214 194H215V193H214ZM214 194H212V195H214ZM225 194H226V193H225ZM225 194H223V195L225 196ZM230 194H231V193H230ZM240 194H242V193H240ZM249 194H248V195H249ZM254 194H255V193H254ZM254 194L252 193L253 196H254ZM256 194H257V193H256ZM256 194H255V195H256ZM15 195H16V194H15ZM27 195H28V194H27ZM44 195H45V194H44ZM56 195H57V193H56ZM56 195H55V196H56ZM59 195H61V194H59ZM77 195H78V194H77ZM79 195H80V194H79ZM121 195H122V194H121ZM123 195H124V194H123ZM127 195H126V196H127ZM150 195H151V194H150ZM161 195H162V194H161ZM161 195H160V196H161ZM176 195H177V194H176ZM182 195H184V193H182ZM194 195H193L192 197H194ZM196 195H195V197H196ZM206 195H207V194H206ZM215 195H216V194H215ZM228 195H229V192H228ZM252 195H251V196H252ZM261 195H262V194H261ZM263 195H264V194H263ZM16 196H17V195H16ZM22 196H23V194H22ZM24 196H25V195H24ZM32 196L34 197V195H32ZM40 196H41V195H40ZM49 196H50V194H49ZM66 196H67V195H66ZM70 196H71V195H70ZM74 196H75V195H74ZM74 196H73V197H74ZM81 196H82V195H81ZM134 196H136V195H134ZM138 196H136V197H138ZM144 196H146V195H144ZM152 196H153V195H152ZM160 196H159V197H160ZM226 196H227V195H226ZM238 196H239V195H237V197H238ZM243 196H244V195H243ZM243 196H242V198H243ZM251 196H250V197H251ZM28 197H29V196H28ZM28 197H27V200H28ZM30 197H31V196H30ZM35 197H36V196H35ZM35 197H34V199H32V201L34 200V204L37 205V206H39V204L43 205V204H42L43 201H41V200H38V201H37L36 199H37L38 197H37V198H35ZM46 197H48V195H47ZM46 197H45V198H46ZM61 197H62V195H61ZM73 197H72V198H73ZM110 197H111V196H110ZM116 197H117V196H116ZM136 197H135V198H136ZM148 197H149V196H148ZM161 197H162V196H161ZM172 197H173V196H172ZM176 197H177V196L173 197V199L176 198ZM179 197H180V196H179ZM195 197H194V199L196 200ZM211 197H213V196H211ZM211 197H210V198H211ZM232 197H233V196H232ZM232 197H231V198H232ZM246 197H247V195H246ZM257 197H258L257 195L254 196V198L252 197V200H251V201H253V199H255V198H257ZM259 197L263 198L264 196H259ZM12 198H13V197H12ZM17 198H18V197H17ZM55 198H57V196H56ZM59 198H60V197H59ZM120 198H121V199H120ZM122 198H124V196H121V197L118 196V199H119L120 201L122 200ZM127 198H130V197H126L125 199L122 200V202H123L124 200H125V201H128ZM131 198H132V197H131ZM167 198H168V199H167ZM181 198H185V199H187V197H181ZM206 198H208V197L203 198V200L205 199L206 202H207V199H206ZM213 198H215V197H213ZM213 198H212V199H213ZM218 198H219V197H218ZM229 198H230V197H229ZM231 198H230V199H231ZM0 199H1V198H0ZM19 199H20V198H19ZM21 199H22V198H21ZM48 199H49V198H48ZM62 199H63V198H62ZM66 199H67V197H66ZM66 199H65V200H66ZM73 199H74V198H73ZM83 199H84V197H83ZM116 199H117V198H116ZM156 199H157V198H156ZM173 199H172V200H173ZM178 199H180V198H178ZM178 199H177V200H178ZM220 199H221V198H220ZM223 199H225V198H223ZM230 199H228V200L230 201ZM234 199H235V198H234ZM239 199H240V198H239ZM247 199H249V197H248ZM8 200H9V199H8ZM13 200H14V199H13ZM23 200H24V199H23ZM27 200H26V201H27ZM51 200H54V199H51ZM57 200H59V199H57ZM70 200H72V199L70 198ZM76 200H77V199H76ZM112 200H113V198H112ZM129 200H130V199H129ZM135 200H136V199H135ZM141 200H142V199H141ZM141 200H140V201H141ZM146 200H148V199H146ZM157 200H158V199H157ZM160 200H161V199H160ZM170 200H171V198H170ZM183 200H184V199H183ZM187 200H188V201L190 200V201H189V202H190L189 204H191V201L193 202V199H191V196H188V199H187ZM195 200H194V203H195ZM198 200H197V201H198ZM203 200L201 199V203H202ZM205 200H204V201H205ZM209 200H210V199H209ZM213 200H214V199H213ZM215 200H216V199H215ZM255 200L257 201L258 199H255ZM255 200H254V201H255ZM262 200H263V199H262ZM16 201H17V200H16ZM28 201H30V200H28ZM48 201H49V200H48ZM61 201H64V199L61 200ZM72 201H73V200H72ZM117 201H118V200H117ZM151 201L154 202L153 199H152ZM151 201H150V203H151ZM161 201L163 202V200H161ZM173 201H174V200H173ZM185 201H186V200H185ZM204 201H203V204H202V205H201L199 202H198L199 204L197 203V208H198L199 212H200V209H199V208H201V209L204 208V207H203V205H204ZM210 201L212 202V200H210ZM217 201H218V200H217ZM224 201L227 202L226 200H224ZM231 201H232V200H231ZM237 201H238V200H237ZM244 201H245V200H244ZM251 201H250V199H249V202H251ZM256 201L254 202L255 204L257 203ZM6 202H7V201H6ZM12 202H13V201H11V203H12ZM17 202H18V201H17ZM24 202H25V200H24ZM56 202H57V201H56ZM69 202H70V201H69ZM112 202H114V200H113ZM122 202H120V203H122ZM128 202H129V201H128ZM128 202H127V203H128ZM133 202H134V201H133ZM144 202H145V201H143V203H144ZM157 202H159V201H157ZM164 202H165V201H164ZM168 202H170V201L168 200ZM177 202H180V201H177ZM206 202H205V204H207ZM221 202H223V201H221ZM233 202H234V201H233ZM233 202H232V203H233ZM14 203H15V201H14ZM18 203H20V202H18ZM43 203H46V201L43 202ZM51 203H53V202H51ZM72 203H73V202H72ZM118 203H119V202H118ZM118 203H117V204H118ZM123 203H124V202H123ZM123 203H122V205H123ZM127 203H126V204H127ZM130 203L133 204L132 202H130ZM135 203H137V200H136ZM138 203H139V202H138ZM147 203H149V200H148ZM147 203H146V204H147ZM171 203H172V201H171ZM174 203H175V202H174ZM186 203H187V202H185V204H186ZM217 203H218V202H217ZM223 203H224V202H223ZM259 203H260V201H259ZM259 203H258L257 206H259V205H263V204H259ZM261 203H262V202H261ZM7 204H8V203H7ZM16 204H17V203H16ZM21 204H22V203H21ZM21 204H20V206H21ZM34 204H33V205H34ZM60 204H61V203H60ZM77 204H78V203H77ZM100 204H101V203H100ZM140 204H141V203H140ZM162 204H163V203H162ZM182 204H183V203H182ZM185 204H184V205H185ZM220 204H221V203H220ZM235 204H236V203H235ZM244 204H245V203H244ZM251 204H253V202H251ZM251 204L249 203V204H248V207H249V208H252V209H253V207H255L256 210H257V208H258V209H259V210H257L258 214H259V212L263 211V209H260V206L256 208V206H254V205H255V204H254L253 207H251ZM28 205H29V204H28ZM49 205H50V203H49ZM54 205H55V203H54ZM56 205H57V203H56ZM61 205H62V204H61ZM74 205H75V204H74ZM74 205H73V206H74ZM115 205H116V204H115ZM118 205H121V204H118ZM122 205H121V207H122ZM143 205H144V204H143ZM143 205H142V206H143ZM148 205H150V204H148ZM148 205H147V208H148ZM151 205H152V204H151ZM166 205H167V204H166ZM168 205H169V204H168ZM177 205H178V204H177ZM186 205H187V204H186ZM198 205H199V206L201 205L202 207H201V206L199 207ZM225 205H226V204H225ZM10 206H11V205H10ZM30 206H31V205H30ZM43 206H45V204H44ZM47 206H48V205H47ZM66 206H67V205H66ZM66 206H65V207H66ZM69 206H70V205H69ZM69 206H68V207H69ZM113 206H114V205H113ZM126 206H127V205H126ZM128 206H129V203H128ZM130 206H131V205H130ZM130 206H129V207H130ZM137 206H138V205H137ZM139 206H140V205H139ZM160 206H161V205H160ZM180 206H182V205H180ZM191 206H192V204H191ZM195 206H196V205H195ZM210 206H211V205H210ZM234 206H235V205H234ZM242 206H243V205H242ZM246 206H247V205H246ZM14 207H15V206H13V208H14ZM17 207H18V206H17ZM21 207H22V206H21ZM21 207H20V208H21ZM40 207H42V206H40ZM45 207H46V206H45ZM49 207H50V206H49ZM61 207H62V206H61ZM110 207H112V204H111ZM114 207H115V206H114ZM116 207H117V206H116ZM140 207H141V206H140ZM140 207H139V208H140ZM145 207H146V206H145ZM158 207H159V206H158ZM164 207H165V206H164ZM188 207H189V205H188ZM193 207H194V206H193ZM206 207H207V206H206ZM208 207H209V206H208ZM218 207H219V206H218ZM248 207H247V209H248ZM262 207H264V205H263ZM3 208H4V207H3ZM33 208L36 209L35 207H33ZM38 208H39V207H38ZM55 208H56V207H55ZM58 208H59V207H58ZM62 208H63V207H62ZM70 208H71V207H70ZM83 208H84V207H83ZM123 208H125V206H123ZM127 208H128V207H127ZM131 208H132V207H131ZM136 208H137V207H136ZM185 208H186V207H185ZM194 208H195V207H194ZM215 208H216V207H215ZM231 208H232V207H231ZM233 208H234V207H233ZM244 208H245V207H244ZM244 208H243V209H244ZM7 209H8V205H7ZM17 209H18V208H17ZM24 209L26 210L25 206H24ZM24 209H23V210H24ZM34 209H33V210H34ZM40 209H41V208H40ZM40 209H39V210H40ZM44 209H45V208H44ZM44 209H42V210H44ZM59 209H60V208H59ZM59 209H58V210H59ZM81 209H82V208H81ZM118 209H121V208H118ZM125 209H126V208H125ZM141 209H142V208H141ZM144 209H145V208H144ZM209 209H210V208H209ZM209 209H208V210H209ZM216 209H217V208H216ZM255 209H254V210H255ZM2 210H3V209H2ZM20 210H21V209H20ZM46 210H48V209H46ZM51 210H53V209H51ZM61 210H62V209H61ZM83 210H84V209H83ZM108 210L111 211L110 208H109ZM112 210H113V209H112ZM122 210H123V209H122ZM127 210H128V209H127ZM130 210H131V209H130ZM130 210H129V212H131ZM159 210H160V209H159ZM161 210H162V209H161ZM164 210H165V209H164ZM191 210H192V209H191ZM193 210H196V209H193ZM204 210H205V208L203 209V212H204ZM210 210H211V209H210ZM213 210H214V207H213ZM228 210H230V209H228ZM254 210H253V211H254ZM260 210H261V211H260ZM16 211H17V210H15V212H16ZM31 211H32V210H30V212H31ZM34 211H35V210H34ZM56 211H57V210H56ZM80 211H81V210H80ZM80 211H79V212H80ZM113 211H115V210H113ZM120 211H121V210H120ZM134 211H135V208H134ZM136 211H137V209H136ZM201 211H202V210H201ZM224 211H225V210H224ZM232 211H233V210H232ZM242 211H243V210H241V214H242ZM246 211H248V210H246ZM253 211H252V212H253ZM38 212H39V211H38ZM38 212H37V210H36V213H37V214H42V213H38ZM46 212H47V211H46ZM49 212H50V211H49ZM51 212H53V211H51ZM54 212H55V210H54ZM70 212H71V211H70ZM121 212H122L124 215H126V213H127L125 210H124V211H121ZM124 212H126V213H124ZM132 212H133V211H132ZM132 212H131V213H132ZM139 212H140V211H139ZM158 212H159V211H158ZM161 212H162V211H161ZM210 212H211V211H210ZM210 212L207 213V214H210ZM248 212L251 213V209H249ZM5 213H6V212H5ZM17 213H18V212H17ZM19 213H20V212H19ZM21 213H22V211H21ZM25 213H26V211H25ZM66 213H68V212H66ZM71 213H72V212H71ZM134 213H135V212H134ZM162 213H165V212H162ZM171 213H172V212H171ZM211 213H212V212H211ZM243 213H244V212H243ZM249 213H248L247 215H250ZM1 214H2V211H1ZM34 214H35V213H34ZM50 214H51V213H50ZM53 214H54V213H53ZM58 214H59V213H58ZM69 214H70V213H69ZM102 214H103V213H102ZM111 214H112V212H111ZM111 214H110L109 216H111ZM114 214H115V217L117 218V215H116L115 212H114ZM119 214H120V213H119ZM160 214H161V213H160ZM167 214H168V213H167ZM196 214H197V213H196ZM201 214H202V212H201ZM203 214H205V213H203ZM239 214H240V213H239ZM253 214H254V213H253ZM253 214H252V215H253ZM255 214H256V213H255ZM255 214H254L255 217H253L252 215H250V216H252V217H251L252 219L250 218V216H247V215H245V214H242V219H238V221H239V220H240V221H241V220L243 221L244 218H245V220H246V219L248 220V219L250 218L248 221H247V220L244 221L245 223L243 222L244 224H246L247 228H245V226H243L242 221L240 222V223H241V224H240V223L236 220V222H234V221H232L233 223L231 222V226H230V228L228 227V229H229V231H230V229H231V228L233 229L235 226H236L235 228H237L238 226H241V227L243 226L244 228H243V227L240 228V229H242L241 231H243L245 234H247V233H246V231H247V232L249 233V235H250V236H247V235H246V236H247V238H246L245 236H242V232H241V236H242V238L245 237V238H244L245 240H244V241L241 240V242H242V241L244 242V246H245V247L243 246V247H244V251L246 252V254H247V256H248V259H246V258H245V259H241L242 262H243V261L245 262L246 260H250V259H252L251 256H254V257H256L257 259H256V258H253L254 260L252 259V261L256 262V264H264V237H263L264 234H263L262 231H261V232H262L263 235L260 233L262 236H260V234L258 233V230H259V229H257V227L259 228L260 226H259V224L256 223V222L259 221L260 218L258 219V218L256 217L258 214H256V215H255ZM260 214H262V213H260ZM2 215H3V214H2ZM4 215H5V214H4ZM30 215H31V214H30ZM44 215H45V214H44ZM56 215H57V214H56ZM62 215H63V213H62ZM124 215H123V216L120 215L121 218H123ZM154 215H155V214H154ZM243 215L247 216L248 218L245 217V216L243 217ZM263 215H264V214H263ZM14 216H15V215H14ZM16 216H17V215H16ZM20 216H21V215H20ZM24 216H25V215H24ZM38 216H39V215H38ZM46 216H47V215H46ZM109 216H107V217H109ZM120 216H119V217H120ZM127 216H128V215H127ZM164 216L166 217V215H164ZM167 216H168V215H167ZM199 216H200V214H199ZM240 216H241V215H240ZM240 216H239V218H241ZM261 216H262V215H261ZM261 216H260V217H261ZM4 217H5V216H4ZM4 217L2 216V218H4ZM27 217H28V216H27ZM34 217H35V216H34ZM43 217H44V216H43ZM51 217H53V216H51ZM89 217H90V216H89ZM155 217H156V216H154V218H155ZM159 217H160V216H159ZM159 217H158V218H159ZM176 217H177V216H176ZM201 217H202V216H201ZM236 217H237V216H236ZM262 217H264V216H262ZM32 218H33V217H32ZM40 218H41V217H40ZM47 218H48V217H47ZM53 218H54V217H53ZM61 218H62V217H61ZM64 218H65V217H64ZM116 218H114V219H116ZM158 218H157V219H158ZM163 218H164V217H162V219H163ZM168 218H169V217H168ZM209 218H210V216H209ZM254 218H257V221L252 223V220H253ZM7 219H8V218H7ZM16 219H17V218H16ZM19 219H21V218H19ZM29 219H30V217H29ZM62 219H63V218H62ZM112 219H113V218H112ZM117 219H120V218H117ZM123 219H124V218H123ZM155 219H156V218H155ZM157 219H156V220L151 219V220H154L153 222L151 221V222H152V223H151V227H152V224H155L156 222H158V221L161 219V217L158 219V221H157ZM162 219H161V221H162ZM201 219H202V218H201ZM203 219H204V218H203ZM0 220H1V219H0ZM8 220H9V219H8ZM13 220H15V219H13ZM17 220H18V219H17ZM40 220H43V219H40ZM45 220H46V219H45ZM63 220H64V219H63ZM66 220H67V219H66ZM68 220H69V219H68ZM187 220H188V219H187ZM199 220H200V219H199ZM205 220H206V219H205ZM221 220H222V222H223V221H224V222H228V219H226L225 217L222 218ZM5 221H6V220H5ZM33 221H34V220H33ZM37 221H38V220H37ZM37 221H36V222H37ZM48 221H51V220H48ZM48 221H47V222H48ZM64 221H65V220H64ZM64 221H63V222H64ZM116 221L118 222L117 224H119V226H120V230H121V233H118V234L121 235V237H120V241H121V240H122V241H121L120 243L123 242L124 245L127 246V244H128L127 242H128L129 232L132 230V228H131V230H130V226H131V225L129 226V223H128V224L125 223V220L122 221V219H121V221H118V220H116ZM164 221H165V219H164ZM183 221H184V220H183ZM250 221H251V222H250ZM253 221H255V219H254ZM11 222H12V221H11ZM17 222H18V221H17ZM25 222H26V221H25ZM41 222H42V221H41ZM41 222L39 221V223H41ZM51 222H53V221H51ZM65 222H66V221H65ZM126 222H128V221L126 220ZM148 222H149V221H148ZM154 222H155V223H154ZM247 222H248V223H247ZM249 222H250V223H249ZM30 223H31V222H30ZM37 223H38V222H37ZM54 223H55V222H53V224H54ZM67 223H69V222L67 221ZM160 223H161V224H160ZM167 223H169V222H167ZM203 223H204V222H203ZM211 223H212V222H211ZM0 224H2V222H1ZM8 224H9V223H8ZM11 224H12V223H11ZM18 224H20V223H18ZM22 224H23V223H22ZM24 224H25V223H24ZM24 224H23V226H24ZM115 224H116V223H115ZM159 224H160V226H162V224H163V226H164L165 228H164V227H162V228H164V229L166 230V228H167V224H166V222H165V223H162V222L159 221ZM159 224L156 223V226L158 227ZM165 224H166V226H165ZM169 224H170V223H169ZM169 224H168V228L171 227V226H169ZM177 224H178V223H177ZM249 224H250V226H249ZM251 224H252V225H251ZM256 224H257V226H256ZM237 225H238V226H237ZM5 226H6V224H5ZM9 226H10V224H9ZM15 226H16V224H15ZM30 226H31V224H29V227H30ZM33 226H34V224H33ZM62 226H64V224H62ZM74 226H75V224H74ZM149 226H150V224H149ZM156 226H155V229H157ZM228 226H229V225H228ZM262 226H263V224H262ZM11 227H12V226H11ZM24 227H25V226H24ZM42 227H43V224H42ZM53 227H54V226H53ZM53 227H51V228H53ZM59 227H61V226H59ZM66 227H68V226H66ZM255 227H256V229H255ZM0 228H1V226H0ZM3 228H4V227H3ZM8 228H9V227L7 226V229H8ZM12 228H15V227H12ZM35 228H36V227H35ZM39 228H40V226H39ZM45 228H47V227H45ZM48 228H49V227H48ZM51 228L48 229V230H49V231H47L48 233H49V232H52V231H50ZM61 228H62V227H61ZM64 228H65V227H64ZM153 228H154V227H152V229H153ZM168 228H167V230H170V229H168ZM235 228H234V229H235ZM15 229H16V228H15ZM22 229H23V228H22ZM31 229H32V228H31ZM37 229H38V227H37ZM55 229H56V228H54V230H55ZM118 229H119V227H118ZM152 229H151L152 232H153V231H157V230H154V229L152 230ZM158 229H159V227H158ZM160 229H161V228H160ZM160 229H159V230H160ZM225 229H226V228H225ZM225 229H224V230H225ZM240 229H239V232H240ZM243 229H244V230H243ZM0 230H1V229H0ZM11 230H12V229H11ZM24 230H25V229H23V231H24ZM29 230H30V229H29ZM38 230H39V229H38ZM40 230H41V229H40ZM44 230H47V229H44ZM176 230H177V229H176ZM224 230H222V231H224ZM226 230H227V229H226ZM235 230H236V229H235ZM235 230H234V231H235ZM260 230H261V228H260ZM260 230H259V232H260ZM262 230H264V229L262 228ZM5 231L7 232L8 230H5ZM41 231H42V230H41ZM41 231H40V232H41ZM63 231H64V230H63ZM160 231H161V233H162V229H161ZM160 231H159V232H160ZM227 231H228V230H227ZM229 231H228V232H229ZM234 231H232V232L234 233ZM0 232H1V231H0ZM2 232H3V231H2ZM14 232H15V231H14ZM17 232H18V231H17ZM20 232H22V231H19V233H20ZM36 232H37V231H36ZM55 232H57V231H54V233H55ZM59 232H60V231H59ZM66 232H67V231H66ZM66 232H65V234H63L64 236L66 235ZM118 232H119V231H118ZM157 232H158V231H157ZM166 232H167V231H166ZM230 232H231V231H230ZM230 232L228 233L229 235L226 236V237H227V240H224L225 242L222 243L223 245L220 244V245H222V248L219 249V250H221V251H219V252H220V253H219L220 255H218V256H219L220 259H221L220 262H223L224 264H231V263H232V257L229 255V250L231 251V249H232V245L234 246V245L236 244V243H235V238H236V237L233 235V237H234V238H233V237L231 236L233 233L231 232L232 234H230ZM7 233H8V232H7ZM9 233H11V232H9ZM26 233H28V232H26ZM32 233H34V232H32ZM61 233H62V232H61ZM61 233H60V234H61ZM67 233H68V232H67ZM132 233H133V232H132ZM226 233H227V232H226ZM226 233H225V234H226ZM244 233H243V234H244ZM17 234H18V233H17ZM22 234H23V233H22ZM36 234H38V232H37ZM49 234H50V233H49ZM51 234H53V233H51ZM51 234H50V235H51ZM56 234H58V233H56ZM56 234H55V235H56ZM71 234H73V233H71ZM71 234L69 233V235H71ZM146 234H147V233H146ZM153 234H154V233H153ZM155 234H156V232H155ZM155 234H154V235H155ZM157 234H158V236L160 235L159 233H157ZM157 234H156V235H157ZM162 234H163V233H162ZM239 234H240V233H239ZM0 235H2V234H0ZM15 235H16V234H15ZM23 235H24V234H23ZM38 235H39V234H38ZM45 235H46V234H45ZM61 235H62V234H61ZM69 235H68V236H69ZM148 235H149V234H148ZM223 235H224V234H223ZM226 235H227V234H226ZM10 236H11V235H10ZM12 236H13V234H12ZM36 236H37V235H36ZM39 236H40V235H39ZM39 236H38L37 238H40ZM53 236H54V234H53ZM53 236H51V237H53ZM118 236H119V235H118ZM166 236H170V235H167V234H166ZM177 236H178V235H177ZM220 236H221V235H220ZM224 236H225V235H224ZM259 236H260V237H259ZM22 237L24 238V236H22ZM27 237H28V234H27ZM27 237H25V238H27ZM31 237H32V236H31ZM57 237H58V236H57ZM59 237H60V236H59ZM65 237H66V236H65ZM65 237H64V238H65ZM76 237H77V236H76ZM154 237H155V236H154ZM164 237H165V236H164ZM171 237H172V236H171ZM171 237H170V238H171ZM182 237H183V236H182ZM182 237H181V238H182ZM189 237H190V236H189ZM248 237H249V238H248ZM15 238H17V236L14 237V239H15ZM18 238H20V234L18 235ZM23 238H20V239L22 240ZM37 238H36V239H37ZM70 238H72V237L69 236V239H70ZM74 238H75V236H74ZM159 238H160V237H159ZM161 238H162V237H161ZM166 238H167V237H166ZM181 238H180V239H181ZM184 238H185V237H184ZM184 238H183V239H184ZM221 238H222V237H221ZM221 238H220V239H221ZM11 239H12V238H11ZM11 239H10V240H11ZM30 239H32V238H30ZM45 239H46V238H45ZM48 239H49V238H48ZM55 239H57V238H55ZM65 239L67 240V237H66ZM65 239H63V240H65ZM69 239H68V240H69ZM150 239H151V238H150ZM168 239H169V238H168ZM168 239H167V240H168ZM191 239H192V238H191ZM224 239H226V238H224ZM239 239H240V237H239ZM6 240H7V239H6ZM12 240H13V239H12ZM43 240H44V239H43ZM49 240H51V239H49ZM57 240H58V239H57ZM57 240H55V241H57ZM66 240H65V241H66ZM75 240H76V238H75ZM84 240H85V239H84ZM221 240H223V238H222ZM236 240H238V239L236 238ZM2 241H3V239H2ZM2 241H1V242H2ZM15 241H17V240H15ZM40 241H41V240H40ZM47 241H48V240H47ZM55 241H51V242H54V243H55ZM60 241H61V239H60ZM65 241H64V242H65ZM71 241L73 242V238L71 239ZM71 241H70V243H71ZM168 241H169V240H168ZM172 241H173V240H172ZM239 241H240V240H239ZM1 242H0V243H1ZM5 242H6V241H5ZM8 242H9V241H8ZM12 242H13V241H12ZM20 242H22V241H20ZM25 242H26V241H25ZM32 242H33V241H32ZM34 242L36 243V241H34ZM38 242H39V241H38ZM41 242H42V241H41ZM44 242H45V241H44ZM64 242H63V243H64ZM68 242H69V241H68ZM173 242H174V241H173ZM217 242H218V241H217ZM221 242H222V241H221ZM27 243H28V242H27ZM30 243H31V242H30ZM46 243H47V242H46ZM49 243H50V242H49ZM54 243H51V244H54ZM73 243H75V245L77 244L76 241L73 242ZM118 243H119V242H118ZM123 243H122V244H123ZM125 243H126V244H125ZM155 243H156V242H155ZM186 243H187V242H186ZM10 244H11V243H10ZM39 244H40V243H39ZM41 244H42V243H41ZM65 244H67V243H65ZM89 244H90V243H89ZM2 245H3V244H2ZM11 245H12V244H11ZM14 245H15V244H14ZM20 245H21V243H20ZM25 245H26L25 248L28 249L27 247H29V245L26 244V243H25ZM27 245H28V246H27ZM63 245H64V244H63ZM69 245H70V244H69ZM78 245H79V244H78ZM119 245H120V244H119ZM179 245H180V244H179ZM238 245H240V244H238ZM16 246H17V245H16ZM32 246H33V244H32ZM34 246H35V245H34ZM37 246H38V245H37ZM40 246H42V245H40ZM44 246H45V244H44ZM51 246H52L51 248L54 249L55 252L57 251L58 253H60V251H59V246H60V250H62V249H61L62 247H61V244L59 243V241H57V243H55V245H51ZM53 246H56V248L53 247ZM66 246H67V245H66ZM73 246H74V245H73ZM80 246H81V245H80ZM80 246H79V247L74 246V248H77V250H78V248H81V249H82V247H83L82 250H80V249H79V250L83 252V253H82L83 255H84V253L86 254V252H85L86 249L84 250L85 247H84V246L80 247ZM5 247H6V246H5ZM9 247H10V246H9ZM9 247H8L7 249H9ZM12 247H13V245H12ZM17 247H18V246H17ZM30 247H31V246H30ZM48 247L50 248V246H48ZM71 247H72V245H71ZM87 247H88V246H87ZM180 247H181V246H180ZM219 247H220V246H219ZM35 248H36V246H35ZM35 248H34V249H35ZM37 248H38V247H37ZM43 248H44V247H43ZM68 248H69V247H68ZM74 248L72 247V250H74ZM117 248H118V247H117ZM176 248H177V246H176ZM178 248H179V247H178ZM182 248H184V247H182ZM7 249L5 250V252H7ZM11 249H12V248H11ZM22 249H23V248H22ZM47 249H48V248H47ZM64 249H65V248H64ZM118 249H119V248H118ZM14 250H15V248H14ZM20 250H21V249H20ZM30 250H32V252H33V248H32V249L30 248ZM72 250L70 249L71 254H72ZM159 250H160V249H159ZM170 250H171V249H170ZM176 250H178V252H176V253H179L178 256L180 257V259H183L184 261L186 260V261H188V262L191 263V264H197V259H196V257H192V256H190V255H188V254H185V252H184L185 250H182L181 248L176 249ZM176 250H175V251H176ZM233 250H235V246H234ZM233 250H232V251H233ZM27 251H29V250H27ZM34 251H35V250H34ZM41 251H42V250H41ZM43 251H44V249H43ZM46 251H47V250H46ZM50 251H51V250H50ZM62 251H63V250H62ZM232 251H231V252H232ZM239 251H240V250H239ZM3 252H4V251H3ZM53 252H54V251H53ZM63 252H64V251H63ZM67 252H68V249H67L66 253H67ZM73 252H74V251H73ZM77 252H78L77 254H74V256H72V257H75V255L78 256V254H79V256L76 257L77 259L75 258V260L70 256L71 254H70L69 256H67L68 254L65 255V256H67L68 258L71 257V258L73 259V260H72V259L70 258V259H69L70 262H68V263H63L64 260H63L61 263L56 262V258H54V255H53V253L51 252V254H49L50 257H51V258H50V261H52L51 263H55V264H80V263H83V264H84V261H87V260H86V256L84 255V259H83V257H82L83 255L81 254V255H82V256H81L82 259H81V257H80V253H81V252H80V253H79V251H77ZM91 252H92V251H91ZM161 252H162V251H161ZM165 252H166V251H165ZM193 252H194V251H193ZM233 252H234V251H233ZM235 252H237V251H235ZM240 252H242V251H240ZM38 253H39V252H38ZM48 253H49V252H48ZM75 253H76V252H75ZM1 254H2V253H1ZM13 254H14V253H13ZM22 254H24V253L22 252ZM63 254H65V253H63ZM63 254H62V255H63ZM165 254H166V253H165ZM230 254L232 255V254H235V253H230ZM238 254H239V252L236 253V255H238ZM240 254H241V253H240ZM27 255L29 256V254H27ZM27 255H26V256H27ZM34 255H35V253H34ZM37 255H38V254H37ZM43 255H44V254H43ZM58 255H59V254H58ZM72 255H73V254H72ZM113 255H114V254H113ZM236 255H235V256H236ZM242 255H243V254H242ZM242 255H241V256H242ZM244 255H245V253H244ZM11 256H12V255H11ZM21 256H22V255H21ZM24 256H25V255H24ZM35 256H36V255H35ZM118 256H119V255H118ZM173 256H174V255H173ZM173 256H172V260L177 261L176 259H177V258L179 259V257H177V256H176V257H173ZM249 256H250V257H249ZM14 257H15V256H14ZM19 257H20V255H19ZM19 257H17V258L15 257V258L18 259ZM29 257H31V256H29ZM59 257H60V256H59ZM61 257H62V256H61ZM233 257H234V256H233ZM1 258H2V257H1ZM7 258H8V256H7ZM9 258H10V257H9ZM36 258H37V257H36ZM68 258H66L67 261H69ZM87 258H88V257H87ZM236 258H238V257H236ZM28 259H29V258H28ZM60 259H61V258H60ZM60 259H58V261H59ZM233 259H235V258H233ZM238 259H239V258H238ZM255 259H256L257 261H256ZM0 260H2V259H0ZM31 260H33V259H31ZM66 260H65V261H66ZM81 260H82V261H81ZM88 260H89V259H88ZM131 260H132V258H131ZM235 260H236V259H235ZM10 261H11V260H10ZM21 261H22V259H21ZM29 261H30V260H29ZM128 261H129V260H128ZM174 261H173V262H174ZM186 261H185V262H186ZM213 261H214V260H213ZM218 261H219V260H218ZM236 261H237V260H236ZM252 261H250V262H252ZM17 262H18V261H17ZM27 262H28V261H27ZM33 262H34V261H33ZM109 262H110V261H109ZM244 262H243V264H244ZM247 262H248V261H247ZM247 262H246V263H247ZM10 263H11V262H10ZM18 263H19V262H18ZM28 263L31 264V262H28ZM34 263H35V262H34ZM122 263H123V262H122ZM126 263H127V262H126ZM236 263H237V262H236ZM246 263H245V264H246ZM26 264H27V263H26ZM36 264H38V263H36ZM202 264H203V263H202ZM215 264H216V263H215ZM247 264H248V263H247Z\"/></svg>",
  "mask_w": 264,
  "mask_h": 264
}]
</instances>
